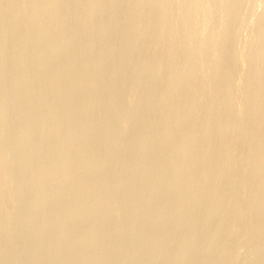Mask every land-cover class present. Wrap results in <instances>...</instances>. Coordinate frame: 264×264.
<instances>
[{
	"label": "rangeland",
	"instance_id": "obj_1",
	"mask_svg": "<svg viewBox=\"0 0 264 264\" xmlns=\"http://www.w3.org/2000/svg\"><path fill=\"white\" fill-rule=\"evenodd\" d=\"M3 1V2H2ZM5 0H0V21H1V23H0V38H1V41H3V42H1L2 43V45H1V43H0V60H1V63H0V77H1V81H0V122H1V124H0V157L2 158V159H0V169H1V171H0V188L2 187V189L0 190V197L2 198V197H4V200L3 199H1L0 198V202H2V201H4V202H2V203H4V204H1L2 206L4 205V208H2L0 211L2 212L3 211V213L1 214V212H0V222H2V224L1 225H3V229H4V227L6 228L5 229V231L6 232H4V230H3V235H4V238L6 239V236H7V239H6V249H5V251H4V258H7V261L9 260V262L11 261L12 262V264H31L32 262V264H44L45 262H47V264H53V262L52 261H54V264H59V263H61V264H78V263H80V264H109V263H111V264H117V263H119V264H131L133 261V263L132 264H163V261L165 262L164 264H170V263H172V264H188V262H189V264H193L194 262L195 263H197L198 264V261H200L199 262V264H202V262H203V264L205 263H213V261H214V259H215V261H216V259H217V261L219 260V261H221V263L223 264H241V262H239V261H242V264H245V262L246 263H249L250 264V261H248L249 260V258H252V256L255 254V250H254V252H253V249H254V245L255 244H252V241H248L247 242V240H246V233H243V229L246 227V230H247V227L248 226H245L243 223L244 222H242V221H245V223H246V220H242V219H244V217H243V214H239L238 212L240 211V213H242L241 212V210H239L240 208H238V210L239 211H236L237 210V205L239 204V206L238 207H241V205L243 204H245L246 203V198H244V197H242L241 196V198H240V201H237V199H238V197H240V196H236L237 197V199H236V197H235V194L234 193H236L237 192V184H238V181H239V179H241L245 174V171L243 170H241L240 171V169L239 168H237V167H235V162L237 161L236 160V158L233 160V158L232 157H230V159H229V161H228V167H229V169H231V171L228 169V170H226V176L228 175H230L231 176V173H232V178L230 177H226L227 178V180H225V183L223 184L224 186H223V188L224 189H226V186H227V190H228V192L232 189V191L231 192H233V194H234V196L232 197V193L230 192V193H228L226 190H224L223 189V191L226 193H222L223 195H221L222 197L223 196H228L229 197V194H231L230 195V197H229V199H228V201L231 203H229V202H227V205L229 206V210H227L228 212H229V214L230 215H233V216H229L230 217V220L228 219L229 217L227 216L228 215V213L225 215V216H223V217H225L224 219H223V217L221 218H219V217H214V218H212V219H210V220H208L207 221V223H208V226H210L211 225V228L210 227H205L206 226V215H204L205 213H208L207 211V206H205L206 205V203L207 202H209V200H210V203L211 202H214L215 203V201H218V200H220L219 198L221 197V196H216L217 195V193H215L214 191H212V189L213 190H215V188L214 187H216V184L217 183H215V182H217L216 181V179H214V178H212V180L210 181L209 179H205V175L206 174H208L209 172H210V168L208 167V166H205L204 167V165H207L208 163H207V161L205 160V159H207L206 157L205 158H203L204 160H200L199 159V157H203V156H201L202 155V153L201 152H203V149L205 148V147H203L204 145L203 144H205L206 143V139H208L207 140V143L205 144V145H207L208 144V142H210L211 140H213L212 138H216V134H217V136H218V134H219V128H215V130L212 132V133H214V136H213V134L211 133V135L213 136V137H211V139H209L210 138V136H205L204 137V134L202 135V133H203V131L205 132V130H207V126L206 127H204L205 126V124L207 125L208 124V121L209 120H213L214 119V117L216 118H218V122H219V124L221 123V126H223V124H224V122H223V120H224V117H226V116H223L222 115V117H220V116H216V114H215V116H213L212 114V116H210V112L212 111L211 110V107L212 106H210V105H214V102L211 100V99H209V98H207V93H206V91L207 92H209V90L210 91H214L215 89L216 90H219L220 89V87H222V92H224V91H226V93H222L223 95V97L226 99V97H227V95H225V94H227L228 92H230V93H228V97H229V95H230V97L231 96H233V98L231 97H229L227 100L229 101V104L231 103V101H232V103L230 104L231 106V108L233 109H235V104L237 103V102H239L241 105H239V103H237L236 104V108L237 109H235V111H236V113L238 114H236L235 113V111H234V109L232 110L233 112H231V115L229 116V119L231 118H233L232 119V122L233 121H235L236 123H234L236 126H238L239 125V130H238V127H236V126H233L232 128H231V130L232 129H234L235 130V132H234V130L233 131H231V130H229V132H234V134L232 133V135H231V133H230V135L231 136H233V139L235 140V139H237V144L240 142L241 143V145H240V143L237 145L236 143H234L235 141L232 139V141L230 140V142H228V137L230 136L228 133L226 134V136H225V142L224 141H222V145H226V147L228 146L227 145V142L228 143H231V144H229V146L231 145V149H230V151L231 150H234L233 149V146L234 145H236L237 147V149H241L240 150V152H239V150H238V152H239V155H237L238 157H239V159H240V156L241 155H244L245 154V152H247L248 151V147H247V143L246 142H244V143H242L243 142V138L245 137V136H247L248 135V131H250L251 129H253V128H258L259 129V131H260V133H259V135H258V138L260 137H262L263 136V139L261 138H259L260 140H264V132L262 133L261 132V130L262 131H264L263 129H264V121H262V126H261V124H258V125H260V127H256L257 126V124L255 123V125H254V122H251V123H253V125H254V127H252L253 125H251V123L249 122V121H247L246 119H244L245 117H246V114H247V106H248V101L246 100V98H244L243 97V94L241 95V92H243V90H244V88H245V84H246V82L248 81V79L250 78L248 75H251L250 74V72H252L253 71V69L252 68H254L253 66H256V62L252 59V58H249V59H245L246 60V62H244V63H240V67H242V68H240L239 67V63L238 64H236V66H233L232 67V74H236V79L234 78V76L231 74V80L228 82V83H230L229 84V89L228 90H224V88H225V83H224V80L223 79H218L217 81L218 82H215V81H213V79L215 78H218L216 75V73L212 70V69H210V71L208 70V69H206L205 68V63L207 62L206 60L208 59V61H210V62H208V63H211V61H213V59H216L217 57L216 56H209V54H208V52L206 53L207 54V57L205 56L206 54H204L203 56H205L207 59L205 60V57H199V58H195V56H196V51L194 52V54H193V51H194V49L193 50H189V48H187L186 46V42H187V38L186 37H188V35L187 36H185L184 35V33H185V31L182 29V27L179 25V23L178 22H176V20H177V18H174L175 16H176V11H177V9H176V5L173 3V2H171V0H166L164 3H163V1L162 2H160V0H157V1H155V0H147L146 1V3H147V5H148V3L150 2V1H152L151 3H152V6H154V8L149 4L148 6H151L152 8V10L150 11V10H148L149 8H148V6L146 7L145 5H146V3L144 2V4L145 5H143V2L141 1V0H137L138 2H135L134 0H131V2L129 1V0H98L97 2H96V0H93V5H94V3L95 4H98V5H95V7L96 6H98V7H96L95 9L96 10H98V8L99 7H101L97 12L98 13H96L95 11V9H93L94 8V6H93V8L91 7V2L90 1H92V0H89L88 2L86 1V0H60V2L57 0H36V4L34 3V1L35 0H25L26 2H24V0H13V2H12V0H6L5 2H7V4L9 5H7L5 2H4ZM15 1V2H14ZM38 1H39V3H38ZM40 1H41V5H40ZM54 1H56L55 3H57V4H55L54 3ZM68 2V4H67V2ZM76 1V2H75ZM108 1V2H107ZM115 1V2H114ZM135 3H137L138 5H136V7L137 6H139V3L140 2H142V3H140V4H142V5H140V8L141 9H138L137 10V8H136V11H135V4H134V2ZM173 1V0H172ZM248 1H251V3L250 2H248ZM256 1L258 2V3H256ZM71 2V3H70ZM90 2V3H89ZM101 2V3H100ZM106 2V3H105ZM160 2V3H159ZM166 2L167 3H169V4H166ZM171 2V3H170ZM246 2V3H245ZM242 1L241 3L243 4H241L242 6H243V8L241 7V5L240 6H238V9H237V11H238V16L236 15V13L234 14V16H237V18L238 19H241V20H243L244 19V22H247L248 21V24L246 23V25L245 24H242L241 26H237V24H235V23H233V22H236V21H234V20H236V17L234 18V16H233V18H232V20L233 21H231V23L232 24H235V25H233V27L234 26H236V27H238V28H235L234 27V29L232 30V26H231V31H229L228 33H229V35L228 36H226V37H228V42H230V41H232V39L233 38H239L240 39V41H241V39H242V43H243V45L244 46H241V45H235V44H233L232 45V43L230 42L229 44V47L227 48V52L229 53V54H234V53H232V51L234 52H236V51H238L239 53L241 52V54H243L244 56L245 55H248L249 53H251L253 50V46H251L252 45V41H254V40H256V38H257V34H255V28L254 27H256V30H257V27L258 28H263L264 27V25H263V23H264V21H262L259 17L260 16H258L257 18H256V20L253 18V19H250V18H252V17H254L255 15V12H256V10H258L257 8L259 7H256V5L255 4H260V3H262L263 2V0H260V1H258V0H246V1ZM18 3V4H17ZM20 3V4H19ZM82 3V4H81ZM127 3V4H126ZM131 3V4H130ZM153 3H155V5H156V3H158L156 6L153 4ZM248 3V5H246L245 6V4H247ZM254 3V4H253ZM31 4V5H30ZM33 4L35 5V8H34V6H33ZM38 4V5H37ZM43 4V5H42ZM45 4V5H44ZM60 4V5H59ZM76 4V5H75ZM87 4H90V7H89V9L90 10H92V11H90L89 10V12L87 13V11H88V5ZM102 4V5H101ZM123 4V5H122ZM133 4V5H132ZM171 4H174L173 5V8H174V10H173V8H172V6L171 7H169V8H167V11L165 12V14L163 13L164 11V7L165 6H170ZM2 5V6H1ZM5 5V6H4ZM15 5H17V6H15ZM29 5V6H28ZM39 5L40 6H42V8H43V10L41 11L40 9H38V7H39ZM66 5H69V7L70 8H68V6H66ZM104 5V6H103ZM127 5V6H126ZM164 5V7L162 8L161 6H163ZM7 6V7H6ZM13 6V7H12ZM36 6H38V7H36ZM45 6L48 8V11H47V8H45ZM51 6V7H50ZM81 9V10H83V11H80V9H78V7ZM83 6V7H82ZM86 6V7H85ZM116 6V7H115ZM121 6V7H120ZM132 6H133V8H132ZM146 7V10H145V8H143L142 9V7ZM160 6V7H159ZM175 6V7H174ZM245 6V7H244ZM249 8H248V7ZM264 5H263V3H262V6L261 7H263ZM6 8V9H4V8ZM9 7V8H8ZM34 8V9H36V10H34V9H31V8ZM82 7V8H81ZM21 8V9H20ZM66 8V9H65ZM108 8V9H107ZM158 8L159 10H156V9ZM162 8V9H161ZM171 8V9H170ZM253 8V9H252ZM255 8V9H254ZM11 9V10H10ZM17 9V11H15ZM18 9H20V10H18ZM60 9H61V13H60ZM71 9H74V11L72 10L71 11ZM87 9V10H86ZM102 9V10H101ZM116 9V10H115ZM128 9V10H127ZM134 9V10H133ZM240 9V10H239ZM245 9V10H244ZM25 10V11H24ZM27 10V11H26ZM45 10V11H44ZM65 10H68V11H70V12H68V11H65ZM112 10V11H111ZM140 10H143V12L144 13H146V15L148 16H144V14H143V12H142V16L146 19V17H147V19H149V20H145V19H143L142 18V16L140 15L141 14V12H139ZM154 10H155V12H154ZM160 10H161V12H162V15L164 14V15H166L165 17H164V15L163 16H161V12H160ZM253 10V11H252ZM4 11V12H3ZM10 11V12H9ZM15 11V12H14ZM36 11H40V13L38 14V12H36ZM51 11V12H50ZM77 11H79V12H77ZM115 11V12H114ZM146 11H150V12H148V13H150L149 15L147 14V12ZM156 11H157V14H156ZM160 13H159V12ZM170 11V13H171V15H173L172 13L174 12V13H176V14H174V16H171L168 12ZM3 12V13H2ZM7 12V13H6ZM9 12V13H8ZM17 12V13H16ZM27 12V13H26ZM28 12H29V14H28ZM36 12V13H35ZM91 12H92V14H91ZM108 12V13H107ZM124 12H125V14H124ZM134 12H135V17L134 16H132L133 14H134ZM136 12H138V13H140L139 15L141 16V20H139V16H138V13L136 14ZM154 13V15H153V13ZM241 12V13H240ZM13 13H16L15 14V16H14V14ZM21 13H23V14H21ZM34 13V14H33ZM70 14V16H68L69 14ZM87 13V14H86ZM97 15H95V14ZM121 13V14H120ZM167 13H168V15H167ZM217 13V14H216ZM246 15H245V14ZM254 13V14H253ZM1 14H2V16H1ZM6 14V16L4 17L3 15H5ZM10 14V15H9ZM17 14H18V17H16L17 16ZM27 14V15H26ZM43 14V15H42ZM47 14V15H46ZM60 14H61V17H60ZM68 14V15H67ZM82 14H84V15H82ZM85 14H86V16H85ZM158 14H159V16H158ZM216 14V15H215ZM242 16V18H240V15ZM243 14V15H242ZM7 15H8V18H7ZM21 15V16H20ZM28 15H30V16H28ZM37 15V16H36ZM42 15V16H41ZM66 15H67V17H66ZM73 15V16H72ZM93 17H91V16ZM113 17H112V16ZM115 15V16H114ZM136 15H137V17H136ZM213 15H214V17L215 18H217V16L219 15L218 14V9H217V11L215 12H213ZM252 15V16H251ZM11 16H13V18L11 17ZM26 18H25V17ZM31 16H32V18H31ZM45 16V17H44ZM76 16V17H75ZM79 16V17H78ZM103 16V17H102ZM132 16V17H131ZM150 16V17H149ZM153 16V17H152ZM159 17L160 19L162 18V17H164V18H162V20H160L159 18H157V17ZM161 16V17H160ZM22 17H24V18H22ZM44 17V18H43ZM58 17V18H57ZM70 17V18H69ZM72 17V18H71ZM88 17V18H87ZM90 17V18H89ZM120 17V18H119ZM130 17H131V19H130ZM174 18V20H175V26H174V22L171 24L170 22H168L167 20L169 19V18ZM247 18V19H245V18ZM36 19V20H34V19ZM46 18H48V19H46ZM51 18V19H50ZM63 18V19H62ZM69 18V19H68ZM86 18V19H85ZM118 18V19H117ZM132 18L134 19V20H132ZM152 18L154 19V18H156L155 20H153L152 21ZM166 18H168V19H166ZM3 19V20H2ZM7 19H8V22H7ZM14 19V22L12 21ZM43 19H45V22H44V20ZM53 19V20H52ZM55 19H56V22H55ZM84 19V20H83ZM88 19V20H87ZM95 19V20H94ZM109 19V20H108ZM130 19V20H129ZM6 20V21H5ZM22 20H24V21H22ZM31 20V21H30ZM71 20H72V22H71ZM78 20V21H77ZM91 20V21H90ZM139 20V21H138ZM159 20V21H158ZM164 20H166V21H164ZM12 21V22H11ZM29 21V22H28ZM35 21V22H34ZM36 21H38V23L36 22ZM40 21H42V22H40ZM49 21V22H48ZM63 21V22H62ZM65 21V22H64ZM113 21V22H112ZM120 21V22H119ZM133 21V22H132ZM136 21H138V22H136ZM146 23H145V22ZM148 21V22H147ZM157 22V26L158 27H156V23L154 24L153 22ZM162 21V22H161ZM252 21V22H251ZM254 21H255V23H254ZM259 21H260V24H259ZM7 24H6V23ZM44 22V23H43ZM48 22V23H47ZM55 22V23H54ZM76 22V24H74ZM117 22V23H116ZM146 24L145 26H144V24ZM165 22H168V24L167 23H165ZM216 23H219V22H217V20L215 21ZM243 22V23H244ZM251 22V23H250ZM23 23V24H22ZM30 23L32 24V25H30ZM35 25H34V24ZM41 23V24H40ZM68 23V24H67ZM86 23V24H85ZM106 25H105V24ZM124 23V24H123ZM135 23V24H134ZM159 23V24H158ZM216 23H214L213 25H214V27L212 28V30L214 29V31L213 32H211L212 30H211V28H209L208 30L209 31H207L206 30V32L208 33V34H211V33H214L215 32V29H217L218 28V24H216ZM253 23V24H252ZM261 23H262V25H261ZM48 24V25H47ZM51 24H53V26L51 25ZM63 24H64V26H63ZM71 24V25H70ZM109 24H110V26H109ZM150 24V25H149ZM163 24H165L164 26H162ZM170 24V25H169ZM251 24V25H250ZM8 25V26H7ZM11 25V26H10ZM28 25V26H27ZM79 25V26H78ZM152 25V26H151ZM157 28V29H155V27ZM167 25V26H166ZM212 25V26H213ZM248 25H249V28H248ZM260 25H261V27H260ZM7 26V27H6ZM11 28H10V27ZM30 26V27H29ZM44 26V27H43ZM70 26V27H69ZM90 26V27H89ZM146 26H147V29H145L146 28ZM170 26V27H169ZM180 26V27H179ZM248 28H246V27ZM251 26V27H250ZM253 26V27H252ZM16 27V28H15ZM38 27H39V29H38ZM50 27H54L53 29H51ZM126 27V28H125ZM133 27V28H132ZM166 28L164 31H163V29L164 28ZM216 27V28H215ZM3 28V29H2ZM9 28V29H8ZM47 28V29H46ZM49 28V29H48ZM98 28V29H97ZM125 28V29H124ZM136 28V29H135ZM144 28V29H143ZM160 28H161V30H160ZM172 28V29H171ZM176 28V29H175ZM177 28H178V30H177ZM240 28V29H239ZM254 28V29H253ZM2 29V30H1ZM29 29V30H28ZM50 30V32L49 31H46V30ZM94 29V30H93ZM101 29V30H100ZM133 29V30H132ZM150 29L152 30V31H150ZM169 29V30H168ZM181 29V30H180ZM251 29V30H250ZM253 29V30H252ZM9 30V31H8ZM17 30V31H16ZM31 30V31H30ZM35 30V31H34ZM40 31V33H38L37 31ZM53 30V31H52ZM59 30V31H58ZM105 30V31H104ZM120 30V31H119ZM132 30V31H131ZM145 31V33H144V31ZM172 30H177L176 32L179 34L180 32H181V34H179V35H181V36H179L178 34H176L175 33V31H172ZM180 30V31H179ZM237 31V34L238 35H234V33ZM238 30H240V31H238ZM247 30V31H246ZM98 31V32H97ZM124 31V32H123ZM143 31V32H142ZM148 31V32H147ZM154 31H156V32H158V33H156V32H154ZM159 31H160V33H159ZM183 31V32H182ZM235 31V32H234ZM251 31L252 32H254V37L252 36L251 37ZM5 34H3V33ZM6 32V33H5ZM36 32V33H35ZM45 33V35H44V33ZM105 32V33H104ZM116 32V33H115ZM152 34H151V33ZM161 32H163V33H161ZM164 32H166V33H164ZM172 32V33H171ZM232 32V33H231ZM248 32V33H247ZM14 33V34H13ZM19 33H20V35H19ZM33 35H32V34ZM50 33V34H49ZM52 33H53V35H52ZM77 33H78V35H77ZM101 33V34H100ZM136 33H137V35H136ZM148 35H147V34ZM168 33H170L171 35L173 34L174 36L176 35V38L172 35H170V34H168ZM7 34V35H6ZM44 35V36H42L41 37V35ZM48 34V35H47ZM117 34V35H116ZM131 34V35H130ZM155 34V35H154ZM160 34H162V35H164L165 36V38H164V36H162V38H161V35ZM232 34H233V36H232ZM236 34V33H235ZM241 34V35H240ZM249 34H251L250 35V37H249ZM4 35V36H3ZM29 35V36H28ZM39 35V36H38ZM51 35V36H50ZM58 35H59V37H58ZM61 35V36H60ZM73 35V36H72ZM128 35V36H127ZM167 35V36H166ZM179 37H178V36ZM240 35V36H239ZM8 36V37H7ZM11 36V37H10ZM19 36V38H21V39H19V38H17V37ZM27 36V37H26ZM32 36V38H29V37H31ZM50 36V37H49ZM69 36H70V38H69ZM88 36V37H87ZM91 36V37H90ZM110 36V37H109ZM114 36V37H113ZM137 36V37H136ZM155 36H157V37H155ZM170 37V38H167V37ZM185 36V37H184ZM231 36H232V38H231ZM255 36H256V38H255ZM5 37H7V38H5ZM13 37V38H12ZM23 37V38H22ZM53 37V38H52ZM77 37V38H76ZM96 37V38H95ZM103 37V38H102ZM172 37H174V40H176V41H174L173 40V38ZM177 37H178V39H177ZM246 37V38H245ZM17 38V39H16ZM47 38V39H46ZM56 40H55V39ZM64 38V39H63ZM68 38V39H67ZM139 38V39H138ZM154 38V40H152ZM158 39V40H156V39ZM172 38V39H171ZM182 38V39H181ZM243 38H245V40L243 39ZM3 39V40H2ZM15 41H14V40ZM38 39H39V41H38ZM40 39H42V41L40 40ZM45 39V40H44ZM58 39V40H57ZM90 39V40H89ZM131 39V40H130ZM141 39V40H140ZM143 39V40H142ZM159 39H160V41L162 40V41H165L164 43L162 42H160L159 41ZM169 40V42H168V40ZM170 39H171V41H170ZM183 39H185V41L186 42H184V40ZM227 39V38H226ZM231 39V40H230ZM252 39V40H251ZM9 40V41H8ZM24 40V41H23ZM46 40H48V42L46 41ZM50 40H52V41H50ZM63 40H64V42H63ZM66 40V41H65ZM77 40V41H76ZM139 40V41H138ZM149 40V41H148ZM177 40L178 41H180V42H177ZM244 40V41H243ZM19 41V42H18ZM56 41V42H55ZM79 41V42H78ZM107 41V42H106ZM124 41V42H123ZM154 41H156V42H154ZM157 41H159L158 42V44H159V47H160V49H159V47H158V44H157ZM174 43H173V42ZM246 41H249L248 43H244V42H246ZM7 42V43H6ZM10 42V43H9ZM30 42H32L31 44H30ZM51 42H53V43H51ZM61 42V43H60ZM67 42V43H66ZM71 42H72V44H71ZM110 42V43H109ZM130 42V43H129ZM139 42V43H138ZM150 42H152L154 45H156V46H154L153 45V47L155 48V47H157L156 49H157V51L158 52H160V53H157V51H156V49L154 50V48L153 47H151L152 45H151V43ZM168 42V43H167ZM255 42V41H254ZM39 43V44H38ZM43 43V44H42ZM55 43V44H54ZM58 43H60V45L58 44ZM69 43H70V45H69ZM100 43V44H99ZM130 45H129V44ZM133 43H135V44H133ZM138 43V44H137ZM166 43H167V46H166ZM173 44L174 45V47H173V45H171V44ZM176 43H178V44H180V45H178V44H176ZM183 43H185V45L183 44ZM250 43V44H249ZM264 43V42H263ZM37 44V45H36ZM47 44H48V46H47ZM50 44V45H49ZM56 44H58V46L56 47ZM61 44H63V45H61ZM67 44V45H66ZM80 44V45H79ZM109 44H110V46H109ZM149 44V45H148ZM161 44H163V45H161ZM169 44L173 47H168L169 46ZM183 45V49H185L184 50V52L183 51H180L182 48V45ZM247 44H249L250 45V47H249V45H247ZM5 45H6V47H5ZM20 45V46H19ZM23 45V46H22ZM30 45V46H29ZM89 45V46H88ZM125 45V46H124ZM131 45H132V47H131ZM175 45H177V46H175ZM245 45H247L246 47H245ZM2 46H3V48H2ZM15 46V47H14ZM53 46V47H52ZM55 46V47H54ZM72 46V47H71ZM124 46V47H123ZM163 46H164V48H163ZM166 46V47H165ZM179 46V47H178ZM236 46V49L234 48ZM21 47V48H20ZM32 47V48H31ZM35 47V48H34ZM52 47V48H51ZM58 47H59V50H58ZM102 47V48H101ZM177 47V48H176ZM233 48V49H231V48ZM238 47V48H237ZM15 48V49H14ZM29 48H31L30 50H29ZM39 48V49H38ZM55 48H56V50H55ZM61 48H63V49H61ZM134 48H135V50H134ZM163 48V49H162ZM166 48H170V49H167V50H170V51H167L166 50ZM187 48V49H186ZM248 48V49H247ZM11 49H13V50H11ZM26 49H28V50H26ZM33 49V50H32ZM43 49V50H42ZM70 51H69V50ZM83 49V50H82ZM159 49V50H158ZM172 49H174V50H172ZM181 52V56H183V54H184V56H183V58H184V60H183V66L186 64H188V66H184V67H182L181 69H184V70H190V71H185L184 72V74H183V72H182V70L180 71V66L182 65V64H180L179 65V63H181L182 62V59L179 57L180 55V52L178 51V50ZM191 49V48H190ZM243 49V51H240V50H242ZM25 50V51H24ZM59 52H58V51ZM62 50V51H61ZM64 50V51H63ZM130 50V51H129ZM133 52H132V51ZM147 50H149V51H147ZM152 50V51H151ZM171 50H172V52L173 53H171ZM191 51V52H189V51ZM230 50V51H229ZM251 51V52H249V51ZM35 51H37V52H35ZM55 51V52H54ZM105 51V52H104ZM106 51H108V52H106ZM122 51V52H121ZM135 51H136V53H135ZM155 51V52H154ZM186 51H188V52H186ZM244 51H246V52H248V53H246V52H244ZM39 52V53H38ZM52 52V53H51ZM63 52V53H62ZM71 52V53H70ZM89 52V53H88ZM138 52V53H137ZM164 52V53H163ZM170 53V56H173L174 54V56L172 57V59H170L171 57H169V53ZM185 52H186V57H188V58H186L185 57ZM231 52V53H230ZM243 52V53H242ZM32 53H34V54H32ZM36 53H38V54H36ZM69 53V54H68ZM179 53V54H178ZM188 53V54H187ZM190 53H192L193 55H194V57H189V55H190ZM237 53V52H236ZM235 53V54H236ZM54 54V55H53ZM71 54V55H70ZM133 54V55H132ZM161 54H162V56H161ZM166 54H168L167 55V57H165L164 55H166ZM172 54V55H171ZM190 55V56H193V55ZM37 55V56H36ZM40 55V56H39ZM42 55V56H41ZM69 55V56H68ZM80 55V56H79ZM107 55V56H106ZM29 56V57H28ZM50 56V57H49ZM158 56V57H157ZM177 56V57H176ZM9 57V58H8ZM22 57H23V59H22ZM43 57V58H42ZM48 57V58H47ZM54 59H53V58ZM59 57H60V59H59ZM69 59H68V58ZM161 57V58H160ZM163 57H164V59H163ZM169 57V59H167ZM175 57L177 58V59H175ZM209 57L211 58V59H209ZM214 57V58H213ZM216 57V58H215ZM12 58V59H11ZM22 60H21V59ZM27 58V59H26ZM28 58H29V60H28ZM41 58V59H40ZM49 58H51V59H49ZM55 58H57V59H55ZM119 58V59H118ZM120 58H122V59H120ZM161 60H160V59ZM202 58H204V59H202ZM10 59V60H9ZM59 59V60H58ZM87 59H90V60H88L87 61ZM96 59H100V60H102V61H100V60H96ZM181 59V60H180ZM187 59H190V60H187ZM195 59H197V60H200L201 62H199V61H197V60H195ZM15 60V61H14ZM21 60V61H20ZM28 60V61H27ZM40 60V61H39ZM47 61V63H46V61ZM49 60H51V61H49ZM54 60V61H53ZM63 60V61H62ZM64 60H67L66 61V63H65V61ZM158 60V61H157ZM167 60H169L170 61V63H169V61H167ZM172 60V61H171ZM177 60H179V61H177ZM192 60V61H191ZM193 60H194V63H192L193 62ZM202 60H204L203 62H202ZM251 60V61H250ZM5 61V62H4ZM12 61V62H11ZM56 61V62H55ZM61 61L63 62L62 64H61ZM69 61V62H68ZM90 61V62H89ZM96 61V62H95ZM104 61V62H103ZM131 61V62H130ZM148 61V62H147ZM153 61H155V63L153 62ZM156 61H157V64L158 65H160L159 63H161V67L159 66V67H157L156 66ZM162 61H164L165 63L163 64L162 63ZM181 61V62H180ZM188 61L189 62H191V63H188ZM197 61V62H196ZM216 61L217 60H214L213 62L214 63H216ZM247 61L249 62V63H251V64H249V63H247ZM252 61H254V63L252 64ZM4 62V63H3ZM7 62V63H6ZM14 62V63H13ZM51 62V63H50ZM59 62V63H58ZM92 62V63H91ZM150 62H152V63H150ZM159 62V63H158ZM172 62V63H171ZM173 62H175L176 63V65L177 66H175V63H173ZM178 62V63H177ZM197 64H196V63ZM199 62V63H198ZM18 63H19V65H18ZM69 63V64H68ZM70 63H72V65L70 64ZM74 63V64H73ZM117 63V64H116ZM147 65H146V64ZM150 63V64H149ZM166 63L169 65H167V67H166V71H168V72H170V73H168V72H165V65H166ZM200 63H201V65L203 64V66L201 67V65H200ZM214 63H212V64H214ZM245 63H246V65H245ZM64 64V65H63ZM67 64V65H66ZM90 64V65H89ZM172 64V65H171ZM191 64V65H190ZM196 64V65H195ZM247 64H249V65H247ZM37 65V66H36ZM42 65V66H41ZM62 66V68H61V66ZM68 65H69V67H68ZM72 66V68L70 69V67ZM85 65V66H84ZM114 65V66H113ZM198 65V66H197ZM199 65H200V67H199ZM19 66V67H18ZM43 66H45V68L43 67ZM64 66V67H63ZM145 66V67H144ZM162 66L164 67L163 69H162ZM170 66H172L173 68H179V69H177V71H176V69L175 70H173L172 69V67H170ZM175 66V67H174ZM246 66V67H245ZM250 66V67H249ZM32 67V68H31ZM151 67H153V68H151ZM169 67V68H168ZM199 67V68H198ZM248 67H249V70H246L245 71V69H248ZM3 68V69H2ZM27 68H30V69H27ZM57 70H56V69ZM66 68H68V69H66ZM143 68V69H142ZM158 68H159V70H158ZM171 68V69H170ZM195 68L197 69H199V71H201V73L203 72L204 73V71H205V73H206V70H207V72H208V74H203L202 76L201 75H199L200 74V72L199 71H197L196 70V72H195ZM204 69V70H200V69ZM243 68H245L244 70H243ZM32 69V70H31ZM35 69V70H34ZM42 69V70H41ZM54 69V70H53ZM141 69V70H140ZM151 69V70H150ZM154 69V70H153ZM156 69H157V71H159L160 72V69H162L163 70V72H162V70H161V73L163 74H165V77H166V79L164 78V74L162 75V76H159V74H155L154 75V73H158L157 71H156ZM194 70V72H193V70ZM206 69V70H205ZM242 69V70H241ZM60 70V71H59ZM79 70V71H78ZM170 70V71H169ZM252 70V71H251ZM12 71V72H11ZM37 71V72H36ZM43 71V72H42ZM55 71V72H54ZM64 73H63V72ZM139 71H140V73H139ZM142 71V72H141ZM145 71H147V73L145 72ZM153 71V72H152ZM155 71V72H154ZM172 71H173V73H177L178 75H180V74H182L183 76L185 75V73H187V72H190L189 74H191L192 75V73L191 72H193L194 74L193 75H195V73L197 74V76L195 77V78H193V80H196L197 81V77H200L201 76V78H203L204 79V77L205 76H208V77H210V78H208V77H206V81H205V79L203 80V79H201V78H199V79H201V80H199L198 79V81H197V83L199 84V81H201V85L199 84L198 86H202L203 85V87H202V89H201V91H198L197 89H195V87L196 88H198L199 89V87L197 86V85H194L195 83H192V81L191 82H187L188 80L190 81L191 79H188L189 77H186L185 79H187V81L185 80V79H183L182 78V75L181 76H179V77H181V78H179L178 76L176 77V74H174V76H175V79H182L180 82H182V83H179V82H176V83H178V84H180V85H176L175 83H173V81L175 82V79H172L171 78V80L169 79V75H171L170 77H172L173 76V73H172ZM213 71V72H212ZM242 71V72H241ZM246 72V73H244V75H243V77H242V79H244L245 81H243L242 79H241V74H243V72ZM248 71V72H247ZM22 74H21V73ZM26 72V73H25ZM51 72V73H50ZM145 72V73H144ZM181 72V73H180ZM211 72V73H210ZM234 72V73H233ZM35 73V74H34ZM43 73V74H42ZM49 73V74H48ZM167 73V74H166ZM209 73H210V76H209ZM55 74L57 75V76H59L58 74H61L59 77H57V76H55ZM62 74H64V75H62ZM75 74H76V77H75ZM145 74V75H144ZM151 74H152V77H151ZM189 74L187 73V75L186 76H189ZM216 74V75H215ZM240 74V75H239ZM245 74H247V78H246V75ZM20 75V76H19ZM23 75V76H22ZM32 77H31V76ZM35 75V76H34ZM44 75V76H43ZM53 75V76H52ZM65 75H66V77H65ZM67 75H69V76H67ZM167 75V76H166ZM192 75V76H193ZM212 75H214V76H212ZM26 76V77H25ZM149 76V77H148ZM156 76V77H155ZM22 77H24V78H22ZM38 77V78H37ZM43 77V78H42ZM48 77V78H47ZM138 77V78H137ZM146 77V78H145ZM155 77V78H154ZM185 77V76H184ZM194 77V76H193ZM9 78V79H8ZM21 78V79H20ZM45 78H47V79H45ZM53 78V79H52ZM55 78V79H54ZM62 80H61V79ZM75 80H74V79ZM76 78H77V80H76ZM81 78V79H80ZM152 78H153V80H152ZM190 78H192L191 76H190ZM197 78V79H196ZM211 78H213L211 81L212 82H210V83H208V84H210L209 86L206 84V86H205V82H207L208 80L207 79H211ZM234 78V79H233ZM19 79H20V81H19ZM29 81H28V80ZM42 79V80H41ZM64 79V80H63ZM71 81H69V80ZM73 79V80H72ZM146 79V80H145ZM151 81H150V80ZM155 79V80H154ZM166 80V82H167V84L168 85H170V84H175L177 87H176V89H178V87L182 90V91H189V89H190V84L189 83H192L193 85H191L192 86V90L194 91V89L196 90V92H192V90H191V92L194 94V93H198L199 92V94H197V100H199L200 101V94H203L204 93V91H205V94L206 95H204V97L201 99L202 101H204L203 102V106H202V103H201V105H200V102L198 101V102H196V100H194V99H196V98H193V97H195V95H193L190 91L186 94L185 92H180V91H178V93L179 94H177V90L175 89V91H176V93H174V96L173 97H171V95H173V92H175L173 89H174V87H175V85L174 86H172V85H170V87L167 85V84H165V80ZM241 79V80H240ZM6 80V81H5ZM25 80V81H24ZM48 80V81H47ZM58 80H59V82H58ZM61 80V81H60ZM66 80H68L67 82H66ZM107 80V81H106ZM158 80V81H157ZM161 80V81H160ZM164 80V81H163ZM168 80H170L172 83H168V82H170V81H168ZM176 80V81H177ZM186 81V85L184 84L185 83V81ZM202 80H203V82H202ZM221 80V81H220ZM234 80V81H233ZM236 80V81H235ZM238 80V81H237ZM247 80V81H246ZM21 81H24V82H21ZM36 81V82H35ZM50 81V82H49ZM63 81V82H62ZM72 81H74L73 82V84H72ZM154 81H156V82H154ZM195 81V82H196ZM205 81V82H204ZM242 81H243V83H242ZM18 82V83H17ZM82 82V83H81ZM85 82V83H84ZM90 82V83H89ZM109 82V83H108ZM112 82V84H110ZM147 82H149V83H147ZM162 82V83H161ZM164 82V83H163ZM194 82V81H193ZM219 82H222V86L220 85L221 83H219ZM239 82V83H238ZM240 82L242 83V85H244L243 87H241L240 85ZM20 83H21V85H20ZM42 83H45V84H42ZM79 83V84H78ZM213 83H215V84H213ZM219 83V85L220 86H218L217 84ZM234 83V84H233ZM14 84H16V85H14ZM19 84V85H18ZM28 84V85H27ZM42 84V85H41ZM48 84V85H47ZM57 84H59V85H57ZM62 86H61V85ZM66 84H68L67 86H66ZM72 84V85H71ZM90 84V85H89ZM148 84V85H147ZM150 84V85H149ZM154 84V86H152ZM155 84H161V86L163 87V85L166 87V85H167V88L168 89H171V90H173L172 92H170L171 94H169V92H168V89H166L165 87L164 88H162L160 85L158 86V85H155ZM238 84V85H237ZM10 85V86H9ZM31 87H30V86ZM44 85V86H43ZM46 85V86H45ZM66 87H65V86ZM77 85V86H76ZM89 85V86H88ZM104 85V86H103ZM106 85V86H105ZM109 85V86H108ZM112 85H114V86H112ZM147 85V86H146ZM183 85V86H182ZM184 85L186 86V88L184 87ZM213 85V86H212ZM214 85H216V86H214ZM224 85V86H223ZM28 86V88H26ZM58 86V87H57ZM90 86H92V87H90ZM112 86V87H111ZM117 86V87H116ZM144 86L146 87V88H144ZM149 86V87H148ZM172 86V87H171ZM230 86H232V87H230ZM17 87V88H16ZM36 87V88H35ZM45 87H46V89H45ZM53 87V88H52ZM67 87H68V89H67ZM74 87V88H73ZM76 87V88H75ZM103 87V88H102ZM105 87V88H104ZM111 87V88H110ZM157 89H156V88ZM182 87H184V89L182 88ZM189 87V88H188ZM207 87V88H206ZM210 89H209V88ZM212 87H214L213 89H212ZM224 87V88H223ZM235 87H239L238 88V91H239V93H238V91H237V93H236V90H237V88H236V90H235ZM241 87V88H240ZM25 88V89H24ZM43 88V89H42ZM49 90H48V89ZM61 88V89H60ZM78 88H81V89H78ZM83 88V89H82ZM86 88V89H85ZM88 88V89H87ZM160 88L161 89H165V91H164V93L162 94V92H160ZM32 89V90H31ZM108 89H110V90H108ZM148 89H150V91L148 90ZM186 89H188V90H186ZM199 89V90H200ZM205 89V90H204ZM233 89V90H232ZM18 90H20V91H18ZM48 90V91H47ZM60 90V91H59ZM77 92H76V91ZM147 90V91H146ZM166 90H167V92H166ZM204 90V91H203ZM235 90V91H234ZM240 90H242L241 92H240ZM25 91H27V92H25ZM33 91V92H32ZM44 91V92H43ZM66 91V92H65ZM70 91V92H69ZM161 91H163V90H161ZM228 91V92H227ZM233 91V92H232ZM21 92V93H20ZM43 92V93H42ZM49 92V93H48ZM60 92V93H59ZM160 92V93H159ZM235 92V93H234ZM45 93V94H44ZM68 93V94H67ZM180 93H181V95H180ZM186 94V95H184V94ZM235 95H234V94ZM32 94H34V95H32ZM51 94V95H50ZM158 94V95H157ZM160 94H161V97H162V100H161V97H160ZM164 94L165 95H167V94H169L167 97L166 96H164ZM178 96H181V97H177V95ZM72 95V96H71ZM183 95H184V97H183ZM188 95V96H187ZM190 95H193V96H190ZM237 95H241V96H238V99L239 98H241V99H239L240 101H236V98H237ZM45 96H46V99H45ZM65 96V97H64ZM71 96V97H70ZM89 96V97H88ZM156 96V98H157V100L154 98ZM158 96H159V99H158ZM165 98H164V97ZM190 96V97H189ZM201 96H203V95H201ZM206 96V97H205ZM226 96V97H225ZM236 96V97H235ZM14 97V98H13ZM28 97V98H27ZM52 97V98H51ZM59 97V98H58ZM168 97H170L171 99H168ZM176 97V98H175ZM187 97H189L188 99H186ZM222 97V99H224ZM8 98V99H7ZM24 98V99H23ZM37 98V99H36ZM66 98V99H65ZM178 98L179 99H181L180 101H182L183 100V98H184V102L186 103V102H188L187 103V105H186V107H188V106H190V109H191V106H193V107H195V109H196V111H197V113H198V115H197V113L196 112H194V108L193 109H191L192 111H190L189 110V108H185L184 106V102L182 103V102H180V101H178V103L176 102V100H178ZM193 99V101H192V99ZM199 98V99H198ZM204 98H207L208 100H203ZM152 99L155 101V103H154V101L152 102ZM165 100V102H167V100L166 99H168V103H163L164 102V100ZM172 99H173V101H172ZM176 99V100H175ZM185 99H186V101H185ZM190 99H191V102H190ZM242 99H244V101L242 100ZM27 100V101H26ZM40 100V101H39ZM67 100V101H66ZM75 100V101H74ZM158 100H161V103H162V106H160L161 105V103H156V102H159ZM171 100V101H170ZM175 100V101H174ZM242 100V101H241ZM11 101V102H10ZM23 101V102H22ZM32 101V102H31ZM50 103H49V102ZM66 101V102H65ZM163 101V102H162ZM173 102L172 104L170 103V102ZM194 101H195V103H194ZM213 103V104H209V107L207 106V103ZM35 102V103H34ZM46 102V103H45ZM69 102V103H68ZM87 102H90V103H87ZM149 102V103H148ZM151 102V103H150ZM174 102H175V105H174ZM179 102H180V104H182V105H179L181 108H179L178 107V104H179ZM207 102V103H206ZM227 102V101H226ZM233 102L235 103V104H233ZM177 103V104H176ZM191 103V104H190ZM197 103H199V108L201 109V111H200V109H199V111H198V108H196V106H194V105H197V107H198V104ZM205 103V104H204ZM242 103H243V105H242ZM247 103V105H245ZM7 104V105H6ZM65 104V105H64ZM85 105V107H84V105ZM87 104V105H86ZM109 104H111V105H109ZM164 104H166V106H168V107H166V106H164ZM171 104V105H170ZM188 104H190V105H188ZM193 104V105H192ZM227 104H228V102H227ZM45 105V106H44ZM52 105V106H51ZM82 105V106H81ZM89 105V106H88ZM93 105V106H92ZM176 106V110H175V107L174 106ZM204 105H206L207 106V108H209L208 110L209 111H205V109L204 108H206V106H204ZM17 106V107H16ZM77 106V107H76ZM81 106V107H80ZM171 106V107H170ZM242 106L244 107L243 109H242ZM36 109H35V108ZM39 107V108H38ZM48 107V108H47ZM53 107H55V108H53ZM84 107V108H83ZM165 107H166V109H168L169 107V113L170 114H168V115H166L165 114V112L166 113H168V111L165 109ZM174 107V108H173ZM182 107H184L183 109H182ZM51 108V109H50ZM68 108H70V109H68ZM75 108V109H74ZM173 108V109H172ZM177 108H179L180 109V111H181V113L179 112V110H177ZM207 108H206V110H207ZM4 109V110H3ZM13 109V110H12ZM27 109V110H26ZM29 109V110H28ZM171 109V110H170ZM182 109V110H181ZM17 110V111H16ZM51 110H53V111H51ZM76 110V111H75ZM91 110V111H90ZM172 110H174V112H171ZM184 110L187 112V113H185L184 112ZM188 110L190 111V113L193 115L194 114V119L192 118V115L189 113L188 114ZM205 111V112H203V111ZM244 110H245V112H246V114H242L243 112H244ZM14 111H16V112H14ZM28 111V112H27ZM31 111V112H30ZM45 111H46V113H45ZM67 111V112H66ZM69 111V112H68ZM176 111V112H175ZM179 113H178V112ZM221 111V110H220ZM37 112V113H36ZM40 112V113H39ZM52 112V113H51ZM82 112H83V115H82ZM89 114H88V113ZM183 112V113H182ZM203 113V115H204V117L203 116H201L202 114H200V113ZM209 112V113H208ZM244 112V113H245ZM8 113V114H7ZM22 113V114H21ZM28 113H29V115H28ZM74 113V114H73ZM81 113V114H80ZM173 113V114H172ZM180 114L179 116H176V114ZM196 113V114H195ZM207 113V115L209 116H207L208 117V121H206V119H207V117L205 116V114ZM232 113H233V115H235V116H233L232 115ZM2 114H4V116L2 115ZM7 114V115H6ZM15 116H14V115ZM17 114H18V116H17ZM31 114V115H30ZM65 114V115H64ZM75 114H76V116H75ZM172 114V117L174 118L173 120H170V122H169V117L168 116H170ZM183 114V115H182ZM185 114H188L187 115V119H186V116H185ZM19 115H20V117H19ZM24 115V116H23ZM52 115V116H51ZM82 115V116H81ZM174 115V116H173ZM191 115V119L193 120L192 122H190L191 120H190V118H189V116ZM196 115H197V117H198V119H197V117H196ZM217 115H220V112H218V114ZM242 115H244V116H242ZM12 116H14V117H12ZM51 116V117H50ZM63 116V117H62ZM75 116V117H74ZM87 116V117H86ZM181 116H183V117H181ZM200 116L203 118V120L205 121V122H203L202 121V118L201 119H199L200 118ZM239 116V117H238ZM35 117V118H34ZM72 117V118H71ZM83 117V118H82ZM171 116H170V119L172 118ZM178 117V118H177ZM179 117H181V118H179ZM195 117H196V119H195ZM206 117V118H205ZM243 117V118H242ZM9 118V119H8ZM13 118H14V120H13ZM16 118H18V119H16ZM20 118H21V120H20ZM46 118V119H45ZM60 118V119H59ZM70 118H71V120H70ZM74 118V119H73ZM79 118H81V119H79ZM85 118H88V119H85ZM184 119L185 121L187 120L188 121V123L190 122V124H189V126H188V123H186L185 121H183V120H181V119ZM212 118V119H211ZM221 118V119H220ZM239 118V119H238ZM2 119H4V120H2ZM8 119V120H7ZM43 119V120H42ZM51 119V120H50ZM69 120V121H67V120ZM100 119H101V121H100ZM189 119V120H188ZM223 119V120H222ZM231 119L229 120L230 121V123L228 122V117H227V122L228 123H226V118H225V125L226 126H228L229 124H231V125H233V123H231ZM244 119V121H243V123L241 124L240 122H242V120ZM11 120V121H10ZM19 120V121H18ZM31 120V121H30ZM59 120V121H58ZM81 120V121H80ZM200 120V121H199ZM215 120V119H214ZM222 120V122H220ZM29 121V122H28ZM34 121H36L35 123H34ZM86 121V122H85ZM99 121V123H97ZM105 121V124L104 123H102V122H104ZM171 121H173V122H175V121H178V123H176V125L179 127H175L176 125H175V123L173 124ZM195 121V122H194ZM199 121V122H198ZM33 122V123H32ZM42 122V123H41ZM45 122V123H44ZM153 122V123H152ZM158 123V125H157V123ZM183 123V124H180V123ZM196 122H198V123H196ZM207 122V123H206ZM238 122V123H237ZM250 124H249V123ZM4 123H6V124H4ZM13 123V124H12ZM59 123V124H58ZM86 123H88V124H86ZM91 123V124H90ZM96 123V124H95ZM171 124L173 127H174V129H173V127L172 126H168L169 124ZM192 123H196L194 126H193V124ZM202 123H205V124H203L202 125ZM3 124V125H2ZM34 124V125H33ZM39 125V127H37V125ZM90 124V125H89ZM154 124H156V125H154ZM168 124V125H167ZM184 124H187V125H184ZM200 126V128H201V126L203 127L202 129H200L199 128V126ZM240 124L243 126V128H245V129H247V130H245L244 131V129L240 126ZM246 124V125H245ZM248 124V125H247ZM31 125H33L32 127H30ZM65 125H67V126H65ZM87 125V126H86ZM97 125H99V126H97ZM108 125V126H107ZM180 125V126H179ZM192 125V126H191ZM198 127H197V126ZM56 126V127H55ZM71 126H73V127H71ZM85 126V127H84ZM106 126V127H105ZM153 126V127H152ZM155 126V127H154ZM164 126H168V127H165L164 128ZM183 126H186V130H185V132L186 133H196L197 134V137H196V134H194V135H192V134H190L191 136H193V137H188V136H190V135H187V136H185L184 134H185V132H184V130L182 129V128H184ZM188 126V127H187ZM195 126H196V128H197V130L195 131ZM247 126V127H246ZM35 127V128H34ZM37 127V128H36ZM54 127V128H53ZM66 127V128H65ZM69 127H70V129H69ZM95 127V128H94ZM96 127H98V128H96ZM181 127V128H180ZM192 127H194L195 129H194V131H193V129H190V128H192ZM235 127L237 128V129H235ZM248 127H250L249 129H248ZM262 127V128H261ZM30 128V129H29ZM57 128V129H56ZM62 128V129H61ZM73 128V129H72ZM176 128V129H175ZM187 128H188V132H187ZM29 129V130H28ZM33 129V130H32ZM52 129V130H51ZM68 129V130H67ZM76 129V130H75ZM84 129H85V131H84ZM88 129V130H87ZM94 129V130H93ZM150 129V130H149ZM166 129L167 130H169V132H170V130H171V132L169 133L168 131V133H166V134H168L169 136L166 138V134H164V138H162L163 136V133L164 132H166ZM185 129V128H184ZM198 129H199V132H200V130H201V132H200V134H201V136H200V134H198ZM204 129V130H203ZM261 129V130H260ZM24 130H26V131H24ZM28 130V131H27ZM60 130V131H59ZM65 130V131H64ZM67 130V131H66ZM163 130H165V131H163ZM176 130V131H175ZM178 130H182L181 132L180 131H178ZM190 130H192V132L190 131ZM203 130V131H202ZM217 130H218V133H217ZM237 130V131H236ZM24 131V132H23ZM44 131V132H43ZM46 131V132H45ZM54 131V132H53ZM73 131H74V134H73ZM88 131V132H87ZM238 131H239V133H238ZM30 134H29V133ZM176 132V133H175ZM236 132H237V134H236ZM20 133V134H19ZM23 133V134H22ZM25 133V134H24ZM32 133V134H31ZM45 133V134H44ZM46 133H48L47 135H46ZM77 133H79V134H77ZM81 133H83V134H81ZM87 133H89V134H87ZM159 133V134H158ZM175 133V134H174ZM245 133V136L243 137L242 135ZM44 134V135H43ZM53 136H52V135ZM91 134V135H90ZM173 136V135H175V136H177V137H175V138H172L171 137V135ZM238 134H239V136H241L240 137V139H239V136H238ZM242 134V135H241ZM36 135V136H35ZM43 135V136H42ZM48 135H49V137H48ZM57 135V136H56ZM61 137H59V136ZM61 135H63V136H61ZM78 135V136H77ZM81 135V136H80ZM87 135H89L88 137H87ZM94 137H93V136ZM160 135V137H158ZM261 135V136H260ZM20 136H21V138H20ZM23 136H25V137H23ZM66 136V137H65ZM72 136V137H71ZM77 136V137H76ZM198 136L200 137V139L198 138ZM236 136H238L237 138H236ZM40 137V138H39ZM42 137V138H41ZM45 137H47V138H45ZM51 137V138H50ZM57 137V138H56ZM84 137V138H83ZM174 137V136H173ZM178 137H179V139L181 138V140H183V138L186 140V142H184V140L180 143L179 141V139H178ZM183 137V138H182ZM257 137V136H256ZM75 140H74V139ZM77 138V139H76ZM86 138H88L87 140H85ZM104 138V139H103ZM168 138H172L171 139V141L169 140L168 141ZM191 138V139H190ZM196 138H198V139H195ZM202 138H203V140H202ZM230 138H232V137H229V139ZM257 138V139H258ZM19 139H21V140H19ZM42 139H44V140H42ZM62 139V140H61ZM72 139V140H71ZM83 139V140H82ZM92 139V140H91ZM159 139H162V140H164V141H166V142H168L169 144H165V142L164 141H162V140H159ZM190 139V142H191V146H190V142L188 141ZM192 139H194L193 141H194V143H192L193 141H192ZM258 139V140H259ZM23 140H25V141H23ZM69 140H70V142H69ZM85 140V141H84ZM96 142H95V141ZM99 140V141H98ZM201 140V141H200ZM239 140V141H238ZM242 140V141H241ZM42 141V142H41ZM47 141V142H46ZM60 141H62V142H60ZM67 141V143H65ZM80 141H81V144H80ZM93 141V142H92ZM105 141V142H104ZM202 142V141H204L201 145H200V147L198 146L197 147V145H199V144H197L196 142ZM44 142H45V144H44ZM79 142V143H78ZM84 142V143H83ZM98 142H99V144H98ZM112 142H113V144H112ZM160 142H162V143H160ZM172 144H171V143ZM181 145H183V147L182 146H180V144ZM198 142V143H199ZM36 143V144H35ZM58 143V144H57ZM64 143V144H63ZM73 145H72V144ZM77 143V144H76ZM175 143H177L178 145H176ZM188 143H189V145H188ZM234 143V144H233ZM62 144V145H61ZM70 144V145H69ZM175 146H174V145ZM244 144H246V145H244ZM24 145V146H23ZM30 145H33V146H30ZM35 145V146H34ZM55 145V146H54ZM64 145H65V147H64ZM87 145H88V147H87ZM169 145V146H168ZM193 145V146H192ZM245 146V149H242V148H244V146ZM59 146V147H58ZM76 146V147H75ZM93 146V147H92ZM111 146V147H110ZM171 146V147H170ZM173 146V147H172ZM178 146H180L179 148L180 149H182L181 151H180V149L178 148ZM184 146H188L187 148L186 147H184ZM190 146V147H189ZM194 146H195V148H196V150L195 149H191V150H193V151H190L189 150V148H194ZM228 146V147H229ZM240 146V148H238ZM249 147H250V145H248ZM1 147L3 148V149H1ZM53 147V148H52ZM108 147H110V148H112V149H110L109 148V150H108ZM177 147V148H176ZM182 147V148H181ZM203 147V148H202ZM242 147V148H241ZM247 147V148H246ZM23 148H24V150H23ZM48 148V149H47ZM66 148H68V149H66ZM70 148V149H69ZM179 149L178 151H180L179 153H180V155L179 154H177L178 153V151L176 150V149ZM184 148H186L185 150H184ZM200 148V149H199ZM202 148V149H201ZM230 148V147H229ZM83 149V150H82ZM88 149V150H87ZM95 149H96V151H95ZM173 149V150H172ZM188 149V150H187ZM1 150H3V151H1ZM8 150V151H7ZM47 150H49V151H47ZM77 150V151H76ZM195 150V151H194ZM198 150H200V151H198ZM246 150V151H245ZM6 151V152H5ZM19 151H21V152H19ZM28 151V152H27ZM36 151V152H35ZM41 151V152H40ZM51 151V152H50ZM75 151V152H74ZM182 151H185V154L184 155H188L189 154V156H188V158L192 155V157H194V156H196L197 157V153H196V151L197 152H199L198 153V156L199 157H197L198 159H199V161H200V165L199 164H197V166L202 170V171H204L205 173H203L201 170H199L198 168H196L197 166H196V163H198L197 161H196V157H194L193 159H195V161L194 160H192V158H190V160H189V163L190 162H194V164H193V162L192 163H190V165H189V163L187 162V160H188V158H187V156L186 157H183V158H178V157H181V156H183V152ZM187 151H189V153L187 152ZM241 151H245L244 153H241ZM11 152V153H10ZM24 152V153H23ZM66 152V153H65ZM70 152V155L69 154H67V153H69ZM74 152V153H73ZM79 152V153H78ZM82 152H83V154H82ZM176 152V153H175ZM182 152V153H181ZM186 152H187V154H186ZM192 152V153H191ZM7 153V154H6ZM9 153V154H8ZM23 153V154H22ZM45 153V154H44ZM191 153V154H190ZM194 153V154H193ZM240 153H241V155H240ZM2 154H3V156H2ZM47 154V155H46ZM53 154V155H52ZM182 154V155H181ZM18 155V156H17ZM47 157H46V156ZM74 155V156H73ZM79 155V156H78ZM179 155V156H178ZM194 155V156H193ZM7 156V157H6ZM23 156V157H22ZM28 156V157H27ZM32 156V157H31ZM54 156V157H53ZM76 156H78L77 158H76ZM88 156V157H87ZM8 157H10V159L8 158ZM43 157V158H42ZM51 157V158H50ZM72 157V158H71ZM98 159H97V158ZM176 157V158H175ZM19 158H21V159H19ZM29 158V159H28ZM85 158H86V160H85ZM106 158V159H105ZM186 158H187V160H186ZM27 159V160H26ZM59 159V160H58ZM68 159V160H67ZM71 159H73L72 161H71ZM77 159H78V161H77ZM92 159H93V161H92ZM103 161H105V162H107L106 163V165H105V162H103ZM171 159V160H170ZM182 159H184L186 162H184V163H182L183 161H180L179 163H181V164H178V162L177 161H179V160H182ZM5 160V161H4ZM9 161V162H7V161ZM82 160V161H81ZM91 160V161H90ZM99 160V161H98ZM30 161H32V162H30ZM54 161V162H53ZM64 161V162H63ZM72 163H71V162ZM89 161V162H88ZM109 161V162H108ZM138 163H136V162ZM205 162V164H204V162ZM57 162H58V164H57ZM175 162H177V164L178 165H180L179 167L177 166V164L175 163ZM8 165H7V164ZM12 163V164H11ZM18 163H20V164H18ZM36 163H37V165H36ZM55 163H56V165H55ZM78 163V164H77ZM79 163L81 164V166L79 165ZM91 163V164H90ZM103 163V164H102ZM140 163V164H139ZM188 163V164H187ZM207 163V164H206ZM233 163V164H232ZM6 164V165H5ZM15 164V169H13L12 168V165H14ZM24 164H25V168H24ZM41 164H43V165H41ZM74 164V165H73ZM87 164V165H86ZM89 164V165H88ZM99 164V165H98ZM136 164V165H135ZM182 164H183V167H185V168H183V167H181L182 166ZM184 164H186V165H184ZM230 164V165H229ZM32 165V166H31ZM50 165V166H49ZM98 165V166H97ZM134 165H135V167H134ZM192 165V166H191ZM202 165V168L200 167ZM209 165V164H208ZM231 165H234V166H231ZM21 166V167H20ZM22 166H23V169H22ZM27 166H30V167H27ZM55 166H56V168H55ZM65 166V167H64ZM76 166V167H75ZM83 166V167H82ZM89 168H87V167ZM100 166V167H99ZM104 166H105V168H104ZM130 166H132V167H130ZM177 166V167H176ZM195 166V167H194ZM2 167V168H1ZM36 167V168H35ZM45 167V168H44ZM51 167V169H49ZM60 167V168H59ZM63 167V168H62ZM79 167V168H78ZM141 167H142V169H144V170H142L141 169ZM176 167V168H175ZM191 167H193V168H195V170L194 169H192L193 171H195V172H193L192 173V170L190 169ZM206 167H208V168H206ZM9 168H11V169H9ZM29 168V169H28ZM42 168V169H41ZM73 168V169H72ZM77 168V169H76ZM80 168H81V170H80ZM86 168V169H85ZM96 170H95V169ZM131 168V169H130ZM135 168V169H134ZM156 168V169H155ZM163 168V169H162ZM188 168V169H187ZM203 168H204V170H203ZM5 169V170H4ZM10 170V172H9V170ZM20 169V170H19ZM46 169V170H45ZM53 169V170H52ZM133 169V170H132ZM153 169V170H152ZM159 169V170H158ZM161 169H162V171H161ZM182 169H184L183 171H182ZM190 169V170H189ZM207 169V170H206ZM232 169H234V170H232ZM25 170H29V171H25ZM76 170V171H75ZM78 170V171H77ZM84 170V171H83ZM87 170H88V173H86L87 172ZM170 170V171H169ZM185 170H187V171H185ZM192 173L191 174V176H190V173H189V171ZM240 171V172H236V171ZM14 171V172H13ZM16 171V172H15ZM32 171V172H31ZM43 171H45V172H43ZM75 171V172H74ZM83 171V172H82ZM93 171V172H92ZM168 171V172H167ZM174 173H173V172ZM5 174H4V173ZM7 172H9L8 173V175H6L7 174ZM29 172H30V174H29ZM60 172V173H59ZM79 172V173H78ZM91 172V173H90ZM157 172H158V174H157ZM172 172V173H171ZM177 172V173H176ZM182 172V173H181ZM185 172V173H184ZM188 172V173H187ZM197 172H199V173H197ZM231 172V173H230ZM17 173V174H16ZM22 173H25V174H23L22 175ZM62 173H63V175H62ZM70 173V174H69ZM74 173V174H73ZM81 173H82V175H81ZM84 173H86L85 175H84ZM168 173V174H167ZM187 173V176L185 175ZM201 173V174H200ZM235 175H234V174ZM239 173V174H238ZM3 174V175H2ZM19 174V175H18ZM36 174V175H35ZM42 174H43V176H42ZM46 174V175H45ZM56 174H57V176H56ZM66 174V175H65ZM73 174V175H72ZM78 174H80V175H78ZM193 174H194V176H193ZM195 174H196V176H195ZM198 174V175H197ZM204 174V175H203ZM240 175V177H238V179L236 180L237 181V184H236V182H235V179L237 178V176L238 175ZM241 174H242V176H241ZM13 175V176H12ZM35 175V176H34ZM48 175V176H47ZM55 175V176H54ZM76 175V176H75ZM78 175V176H77ZM92 175V176H91ZM147 175V176H146ZM157 175V176H156ZM162 176V179L160 178V176ZM182 175V176H181ZM201 175V176H200ZM2 176V177H1ZM23 176H25V178H22ZM37 176V177H36ZM46 176V177H45ZM71 176V177H70ZM150 176V177H149ZM164 176V177H163ZM204 177V178H200L201 180V182H202V184H205V180H209V181H207L206 182V185H202V187H203V189H202V187L200 186V184H201V182L200 183H198L199 182V178L198 177ZM8 178V179H5V178ZM17 177V178H16ZM34 177V178H33ZM50 177H51V179H50ZM53 177V178H52ZM64 179H63V178ZM76 177V178H75ZM79 177V178H78ZM85 177V178H84ZM182 177H184V178H182ZM192 177H196L197 178V180H195V178H193L192 179ZM234 177H235V179H234ZM20 178V179H19ZM25 179L24 181H21L22 179ZM28 178H29V181H28ZM37 178V179H36ZM42 178H44V179H42ZM55 178V179H54ZM61 178V179H60ZM149 178V179H148ZM156 178V179H155ZM160 178V179H159ZM171 178V179H170ZM183 180H182V179ZM186 178L188 179V178H190L189 180H191L192 182H193V180H195L194 181V183L195 184H198V186L196 185H194V183L193 184H191V181H190V186L188 185V181L189 180H187L186 181ZM228 178H229V180H228ZM5 179V180H4ZM18 179V180H17ZM42 179V180H41ZM66 179V180H65ZM68 179V180H67ZM71 179H73V182H72V180ZM150 179H152V180H150ZM158 179V180H157ZM165 179V180H164ZM178 179H180V182H178ZM185 179V180H184ZM204 179V180H203ZM16 180V181H15ZM35 180V181H34ZM40 180V181H39ZM52 180V181H51ZM62 180V181H61ZM75 180V181H74ZM140 181V183H139V181ZM161 180V181H160ZM168 181V183H169V181H170V183L169 184H167V181ZM177 180V181H176ZM203 180V181H202ZM215 180V181H214ZM234 181L233 183H232V181ZM2 181H4V182H2ZM9 183H8V182ZM13 181V182H12ZM19 181V182H18ZM31 181V182H30ZM38 181V182H37ZM48 181V182H47ZM50 181V182H49ZM89 181V182H88ZM113 181V182H112ZM143 181V182H142ZM155 181V182H154ZM158 181V182H157ZM182 181L185 183H183L182 184ZM187 182V186H186V182ZM214 183H213V182ZM226 181H227V183H228V185L226 184ZM229 181H231V183L229 182ZM24 182V184H22ZM27 182H30V183H27ZM34 182V183H33ZM53 182H54V184H53ZM59 182V183H58ZM65 182V183H64ZM72 182V183H71ZM77 182V183H76ZM102 182V183H101ZM110 182V183H109ZM119 182V183H118ZM180 183V184H182V185H178V184H176V183ZM213 184H212V183ZM62 183V184H61ZM67 183H68V186H67ZM90 183V184H89ZM98 183V184H97ZM105 183V184H104ZM143 183V184H142ZM152 183H154V184H152ZM167 185H165V184ZM175 184V185H172V184ZM230 183V184H229ZM12 184V185H11ZM20 184H22L21 186H20ZM34 184H36V185H34ZM44 186H43V185ZM72 184V185H71ZM78 184V185H77ZM122 184V185H121ZM125 186H124V185ZM231 184H233V186H231ZM234 184H236V185H234ZM15 185V186H14ZM25 185H27L26 187H25ZM70 185V186H69ZM77 185V186H76ZM86 185V186H85ZM94 187H93V186ZM150 185V186H149ZM168 185H171V187L169 186L168 187ZM178 185V186H177ZM193 185V186H192ZM214 185V186H213ZM14 186V187H13ZM24 188H23V187ZM62 186V187H61ZM84 187V188H81V187ZM96 186V187H95ZM100 186V187H99ZM104 186V187H103ZM119 186V187H118ZM142 188H141V187ZM154 188H153V187ZM163 186H164V188H163ZM177 187V189L176 190H174L175 188ZM205 186V187H204ZM235 186V187H234ZM4 187H6V189L4 188ZM10 187H11V189H10ZM13 187V188H12ZM17 187V188H16ZM57 187V188H56ZM71 187V189H69V188ZM87 187H88V189H87ZM103 187V188H102ZM110 187V188H109ZM144 187V188H143ZM162 187V188H161ZM165 187H167L166 189H165ZM194 187H200L199 189L201 190V191H199L197 188H194ZM232 187V188H231ZM37 188H38V190L40 191H38L37 190ZM40 188V189H39ZM45 190H44V189ZM56 188V189H55ZM76 188V189H75ZM78 188V189H77ZM106 189V191H105V189ZM140 188H141V190H140ZM146 188V189H145ZM151 188V189H150ZM159 188H161L160 190H159ZM183 188V189H182ZM192 188V189H191ZM231 188V189H230ZM5 189V190H4ZM30 189V190H29ZM32 189V190H31ZM98 189V190H97ZM100 189L102 190V191H100ZM108 189V190H107ZM143 189H144V191H143ZM165 189V191L166 190H170L171 189V191H169L168 190V192H170V194L171 195H169V200H170V202H169V206H171L172 208H166V207H168V206H166L165 207V210H167L169 213L171 212L172 213V211L173 212H175V215L173 216V214L174 213H166V214H163L164 213V206L168 203V201H166V198L168 197V196H166V195H168L169 193L167 192V193H165V192H163V190ZM3 190V191H2ZM8 190V191H7ZM15 190H16V192H15ZM17 190H19V191H17ZM51 190V191H50ZM64 190V191H63ZM69 190V191H68ZM71 190V191H70ZM161 190H162V192H161ZM197 190L199 191L198 193H200V194H204L203 196L201 195V196H199L200 194H196L197 193ZM236 190V191H235ZM21 191V192H20ZM22 191H26L25 192V194H24V192H22ZM37 191V192H36ZM74 191V192H73ZM96 191V193H94ZM97 191L99 192V194L97 193ZM111 193H110V192ZM141 191V192H140ZM146 191V192H145ZM187 191V192H186ZM210 191H212V193L210 192ZM14 192H15V194H14ZM18 192H20V193H18ZM66 192V193H65ZM78 192V193H77ZM81 192V193H80ZM84 192V193H83ZM93 192V193H92ZM106 192V193H105ZM136 194H135V193ZM140 192V193H139ZM159 192V193H158ZM161 192V193H160ZM182 192V193H181ZM192 192H194V193H192ZM208 192H209V194L211 195V196H209L208 195ZM7 193V194H6ZM28 193V194H27ZM31 193H32V195H31ZM42 193V195H38V194H41ZM51 193V194H50ZM86 193H87V195H86ZM110 193V194H109ZM148 193H150V194H148ZM163 193H165L164 195L166 196H163L164 197V199H162L163 197L161 196ZM193 194V196H195L196 197V195H197V198H204V196H205V200H204V202L205 203H203V199L201 198V199H199L200 201H197L198 199L197 198H195V197H193L192 195L190 196L189 195V197H188V194L187 195H184V194ZM213 193H215V195L213 194ZM227 193H228V195H227ZM238 193V192H237ZM11 194V195H10ZM23 194V195H22ZM36 194V195H35ZM47 194H49V195H47ZM56 194V195H55ZM72 194V195H71ZM97 194V195H96ZM107 194H109V195H107ZM133 194V195H132ZM195 194V195H194ZM14 195V196H13ZM17 195V196H16ZM21 195V196H20ZM34 195V196H33ZM45 195H47V196H45ZM54 195V196H53ZM68 195V196H67ZM89 195V196H88ZM92 195V196H91ZM99 195V196H98ZM137 195H138V197H137ZM143 195V196H142ZM158 195V196H157ZM180 195H182V196H180ZM212 195L213 196H216V197H219V198H215L214 200L215 201H211L212 199H213V197H212ZM238 195V194H237ZM18 196L20 197V198H18ZM42 196V197H41ZM59 196V197H58ZM62 196V197H61ZM71 196V197H70ZM104 196V197H103ZM148 196V197H147ZM187 196V197H186ZM13 197H16V198H13ZM48 197V198H47ZM51 197V198H50ZM56 197H58V199L56 198ZM87 197V198H86ZM89 197V198H88ZM182 197H184V199L182 198ZM235 197V198H234ZM6 198V199H5ZM29 198V199H28ZM39 198V199H38ZM41 198H44V199H42L41 200ZM55 198V199H54ZM67 200H66V199ZM136 198V199H135ZM148 198H149V200H148ZM151 198V199H150ZM162 200H161V199ZM179 198H180V200H179ZM186 198V199H185ZM190 200V201H188V199ZM193 198H195V199H193ZM227 198V197H226ZM234 198V199H233ZM244 198V199H243ZM9 199V200H8ZM21 199V200H20ZM46 199V200H45ZM48 199H49V201L51 200L52 201V203L51 202H49L48 201ZM54 199V200H53ZM81 199V200H80ZM101 199V200H100ZM102 199L104 200V201H102ZM107 199H108V201H107ZM113 199H114V201H113ZM127 199V200H126ZM181 199H183V200H181ZM192 199V200H191ZM197 199V200H196ZM231 199H232V201H233V203H234V208L232 209V202H231ZM241 199H243V201H245V202H243ZM2 200V201H1ZM11 200H13L12 202H11ZM44 200V201H43ZM76 200H77V202H76ZM80 200V201H79ZM86 200H88V201H86ZM94 200H95V202H94ZM100 200V201H99ZM117 200V201H116ZM124 200V201H123ZM141 200V202H139ZM153 200V201H152ZM184 200H185V202H184ZM193 200H195V201H193ZM237 201V202H239L237 205H235V202L234 201ZM15 201V202H14ZM79 201V202H78ZM112 201V202H111ZM164 201H166V202H164ZM180 203H179V202ZM241 201L243 202V203H241ZM35 202V203H34ZM36 202H38V204H36ZM43 202V203H42ZM48 202V204H46ZM69 202V203H68ZM97 202H99V203H97ZM116 202H117V204H116ZM126 202V203H125ZM137 202V203H136ZM149 202L151 203V204H149ZM187 202V203H186ZM189 202H193V203H189ZM194 202H196L195 204L196 205H194ZM200 202H201V204H200ZM236 202V203H237ZM16 203V204H15ZM33 203H34V205H33ZM41 203V204H40ZM71 203H73V204H71ZM79 203H82L81 205L79 204ZM109 203H111V204H109ZM113 203V204H112ZM144 203V204H143ZM146 203V204H145ZM163 203H165L164 205H162L161 206V204H163ZM172 203V204H171ZM200 205H199V204ZM241 203V204H240ZM28 204H30V205H28ZM37 206H36V205ZM45 204V205H44ZM86 204H88L87 206H86ZM91 204V205H90ZM98 204V205H97ZM107 204V205H106ZM129 204V205H128ZM184 204V205H183ZM188 204V205H187ZM191 204H193L194 206H192ZM203 204H205L204 206H205V208L204 209H206V210H202L201 209V207H204L203 206ZM209 203H207V205H208ZM216 204V203H215ZM215 204H213V203H211L209 206H211V207H208L209 208V210L212 208V206L213 205H215ZM32 205V207H30ZM39 205V206H38ZM74 205L76 206V207H74ZM85 205V206H84ZM115 205V206H114ZM139 205H140V207H139ZM142 205H144V206H142ZM147 205V206H146ZM177 205V206H176ZM179 205V206H178ZM189 205L191 206L189 209L187 208V207H189ZM198 205V206H197ZM35 206V207H34ZM41 206V207H40ZM66 206V207H65ZM83 206V207H82ZM91 206V207H90ZM100 206V207H99ZM111 206H113V207H111ZM185 206H187L186 207V210H188V211H186L185 210ZM195 206H196V208H195ZM227 206V207H228ZM232 206V207H231ZM1 207V206H0ZM47 207V208H46ZM80 207V208H79ZM87 207H89V208H87ZM107 207V208H106ZM118 207V208H117ZM130 207V208H129ZM143 207V208H142ZM146 207H150L149 209L147 208L146 209ZM160 208V210H159V208ZM178 207V208H177ZM193 207H194V209H193ZM24 208H27V209H29L30 211H28L27 209H24ZM31 208H35L34 209V211H35V213L34 212H31V211H33V209H31ZM43 208V209H42ZM54 208V209H53ZM62 208V209H61ZM78 210H77V209ZM82 208V209H81ZM92 208H93V210H92ZM98 208V209H97ZM101 208V209H100ZM117 208V209H116ZM137 208V209H136ZM163 208V209H162ZM231 208V209H230ZM48 209V210H47ZM66 209V210H65ZM74 210V211H72V210ZM131 209V210H130ZM146 209V210H145ZM173 209V210H172ZM191 209H193V211L191 210ZM234 209H236V210H234ZM20 210V211H19ZM40 210V211H39ZM51 210V211H50ZM71 210L72 212H69V211ZM85 210V211H84ZM105 210V211H104ZM136 210V211H135ZM144 210V211H143ZM157 210V211H156ZM159 210V211H158ZM176 210H178V211H176ZM182 210H184L183 212H182ZM202 210V211H201ZM231 210V211H230ZM232 210H234V211H232ZM15 211V212H14ZM24 211V212H23ZM28 211V212H27ZM41 211H43V213L41 212ZM64 211V212H63ZM88 211H90L91 213H90V215H92L91 216V219H90V215H89V212ZM107 211V212H106ZM128 211H129V213H128ZM134 211V212H133ZM149 211V212H148ZM23 212V213H22ZM34 213V214H32V215H30L31 213ZM55 213V214H53L52 215V213ZM57 212V213H56ZM67 212V213H66ZM69 212V213H68ZM76 212H78V213H76ZM81 212V213H80ZM84 212V213H83ZM103 212V213H102ZM104 212H105V215H104ZM140 212V213H139ZM145 212H147V213H145ZM163 212V213H162ZM178 214H177V213ZM188 214L189 212L191 213H189L190 215H187L186 213ZM202 213V215L203 216H201V214H199V213ZM232 212V213H231ZM237 212V213H236ZM13 215H12V214ZM17 213H18V215H17ZM47 213H48V215H47ZM74 214V218L75 217H77V219L76 220H80V221H74V220H71V219H74L73 218V216H71V214ZM76 213V214H75ZM97 213H99V214H97ZM135 213H138V214H135ZM151 213V214H150ZM159 213H161V214H163V215H169V217L168 216H166V217H168V220L167 219H165L164 220V222L162 221V223H161V225H160V222L159 221H161L160 219H161V217L163 216H161V215H159ZM8 214H10V215H8ZM36 214V215H35ZM58 215V223H54L53 221H55V220H57V217H55V216H57ZM61 214H63V215H65V216H63V215H61ZM67 214H69V215H67ZM88 216H87V215ZM100 214H101V216H100ZM119 214V215H118ZM135 214V215H134ZM147 214V215H146ZM158 214V215H157ZM183 214H184V216L186 215V216H189V217H183ZM194 215V217H193V215ZM200 216H199V215ZM3 215H5L4 216V218H3ZM44 215H46V216H44ZM49 215H50V217H49ZM53 216V218L55 219H53L52 218V216ZM76 215V216H75ZM151 215V216H150ZM157 215V216H156ZM171 215H172V220H174V221H171L170 220V224L168 223L169 222V218H171ZM177 215V216H176ZM195 215H196V217H195ZM238 215L240 216H242V217H239L240 219L239 220H237V217H238ZM7 216V217H6ZM25 216V217H24ZM35 216H36V218H39V219H33V218H35ZM69 216V217H68ZM80 216V217H79ZM83 216V217H82ZM85 216V217H84ZM102 216H104V217H102ZM109 216V217H108ZM119 216V217H118ZM128 216V217H127ZM141 218H140V217ZM147 216V217H146ZM153 216V217H152ZM155 216V217H154ZM165 216H163L164 218H166ZM176 216V217H175ZM20 217V218H19ZM22 217V218H21ZM28 217V218H27ZM32 217V218H31ZM60 217H62L61 219L62 220H59L60 219ZM63 217L66 219V221H64V219H63ZM100 217V218H99ZM135 217V218H134ZM142 217H145V218H147V219H144V218H142ZM150 218V220H149V218ZM163 217H162V220H163ZM173 217H175V218H173ZM181 217V218H180ZM183 217V218H182ZM198 217V218H197ZM201 217H203V218H201ZM16 218V219H15ZM51 219V222H52V227L54 228V230H53V228H51V230H53V231H51L50 230V232L52 233V234H50V232H49V228L51 227V222H49L50 220L49 219ZM86 218V219H85ZM94 218V219H93ZM99 218V219H98ZM129 218H131V219H129ZM140 218V219H139ZM179 218V219H178ZM185 218H190V219H188V220H191L190 222H189V225L187 224L188 222L186 221V220H184ZM192 218H193V220H192ZM219 218V220L220 221H218L217 220V222H216V219H218ZM227 218V219H226ZM4 219V220H3ZM9 219V220H8ZM14 219V220H13ZM29 219H31V221L29 220ZM33 219V220H32ZM40 219H42V220H40ZM88 219V220H87ZM96 219V220H95ZM100 219H102V220H100ZM138 219V220H137ZM181 220V221H179L178 222V220ZM197 220V221H195V220ZM205 220V221H203V220ZM215 221H214V220ZM3 220V221H2ZM5 220H6V222H5ZM22 221V223H21V221ZM42 221L43 222V220H46V221H44L43 223H40V221ZM49 220V221H48ZM131 220H133L132 222H134L133 223V225H131L132 224V222H131ZM135 220V221H134ZM139 220H142V221H139ZM152 220V221H151ZM158 220V221H157ZM182 220H183V224H181L182 223ZM200 220V223L198 222ZM212 220V221H211ZM226 220V221H225ZM228 220V221H227ZM238 222L239 221V224H240V227H239V224H237V226L239 227H237L236 228V221ZM20 221V222H19ZM26 221H28L30 224H28V223H26L25 225H27L28 227H29V225H30V227L29 228H27V226H22L21 227V229H22V231H20L21 229H19L20 228V226H21V224L22 225H24L23 223H25ZM38 222V223H35V222ZM59 221H61V224H60V222ZM74 221V222H73ZM97 221H98V223H97ZM155 221V222H154ZM165 221H168L167 223L165 222ZM184 221H185V223H184ZM193 221H195V222H198V223H195V222H193ZM202 221H203V225H202ZM210 221V222H209ZM13 222V223H12ZM19 222V223H18ZM56 222V221H55ZM64 222V223H63ZM72 222V226L70 227V223ZM77 223V226L75 227V225H76V223ZM88 222V223H87ZM100 222H102V223H100ZM131 222V223H130ZM149 222V223H148ZM154 222V223H153ZM174 222V223H173ZM181 222V223H180ZM192 222L194 223V225H192ZM211 222H212V224H211ZM214 222V223H213ZM234 224H233V223ZM241 222V223H240ZM5 223V224H4ZM7 223V224H6ZM17 224V226H16V224ZM21 223V224H20ZM32 223V224H31ZM44 223H46V225L44 224ZM48 223H49V225H48ZM63 223V224H62ZM66 223V224H65ZM74 223V224H73ZM137 223V224H136ZM138 223H141L140 225L138 224ZM155 223H157V226H156V224ZM164 223H166V224H164ZM181 224V225H179V224ZM210 223V224H209ZM219 223H221V224H219ZM10 224V225H9ZM14 224V225H13ZM20 226H19V225ZM39 225V226H41L42 224L43 225H45V226H41L42 228H46V227H48V230H47V228L45 229L44 228V231H42V228L41 227H37V228H35V225ZM54 224L56 225V224H60V225H58L57 227H55L54 226ZM67 224H68V226H67ZM79 224V225H78ZM96 224V225H95ZM101 224V225H100ZM106 224V225H105ZM115 224V225H114ZM119 224V225H118ZM142 224H144V226L142 225ZM163 224V225H162ZM168 224V227L166 226ZM171 224H173L172 225V227L170 226ZM177 224H178V226H177ZM184 224L185 225H187V226H184ZM197 226H196V225ZM220 225L219 226V228H221V229H219L218 227H217V225ZM226 224H228V225H226ZM231 224V225H230ZM232 224H233V227H232ZM243 224V225H242ZM5 225V226H4ZM8 225V226H7ZM32 225H34V227L32 226ZM48 225V226H47ZM80 225H81V227H82V230H80L79 228H80ZM82 225H84V227H86V232H85V230H83V229H85ZM89 225V226H88ZM95 225V226H94ZM99 225H100V228H99ZM155 225V226H154ZM182 225L184 226V228H181L182 227ZM199 225H202V226H204V227H202V229H201V227L199 226ZM216 225V230L214 231V226ZM230 225V226H229ZM244 226V228H242V226ZM7 226V227H6ZM16 226V227H15ZM79 226V227H78ZM93 226V227H92ZM97 226V227H96ZM147 226H148V228H147ZM162 226V227H161ZM173 226H174V228H173ZM181 226V227H180ZM190 226H193V227H191V229H190ZM194 226H196V227H194ZM199 226V227H198ZM213 226V227H212ZM225 226V227H224ZM228 227V229H226L227 227ZM235 226V227H234ZM19 227V228H18ZM60 227V228H59ZM66 227H68L67 228V230H66ZM70 227V228H69ZM88 227H91L90 229L88 228ZM94 227H96V228H94ZM114 227H117V228H115L114 229ZM134 227H135V230H134ZM137 227V228H136ZM143 227V228H142ZM145 227V228H144ZM157 227V228H156ZM158 227H160V228H158ZM163 227H164V232H163ZM170 227H171V229H170ZM188 229H187V228ZM198 227V228H197ZM8 228V229H7ZM24 228V229H23ZM32 229L31 231H26V229ZM55 228H58V229H55ZM75 228V229H74ZM77 228V229H76ZM104 228V229H103ZM131 230H130V229ZM133 228V229H132ZM139 228H141V229H139ZM156 228V229H155ZM162 228V229H161ZM195 228H197L196 230H195V235H194V233H193V230L195 229ZM206 228V229H205ZM208 228V229H207ZM242 228V229H241ZM10 229H13V230H10ZM34 229L36 230V231H34ZM39 229V230H38ZM63 229V230H62ZM70 229V230H69ZM72 229H74V230H72ZM89 229V230H88ZM95 229H96V231H95ZM99 229H103V230H105L104 232H106V234L103 232V234H102V231L101 230H99ZM108 231H107V230ZM113 229V230H112ZM127 229H129V230H127ZM154 231H153V230ZM157 229H159V231L157 230ZM166 229H168V230H166ZM193 229V230H192ZM198 229H200V231L198 230ZM223 229H224V231H223ZM231 229V230H230ZM234 229V230H233ZM236 229V230H235ZM7 230H9V231H7ZM15 230H17V231H15ZM41 230V231H40ZM45 230H46V233H45ZM66 230V231H65ZM97 230H98V232H97ZM141 230H142V232L143 233H139V232H141ZM152 232H151V231ZM155 230H156V232H155ZM197 230L201 233H199V234H197L198 232H197ZM204 230V231H203ZM209 230V231H208ZM211 230V231H210ZM213 230V231H212ZM218 230H219V232H218ZM238 230H239V232H241V233H238ZM245 230V229H244ZM32 231H34V233H32ZM47 231H48V233H47ZM54 231H56V232H54ZM61 231V233H59ZM65 231V235H63L64 233L63 232ZM67 231H72V232H69V237H68V235H66V232ZM91 234H89L88 232ZM92 231V232H91ZM119 233H118V232ZM129 233H128V232ZM132 233H131V232ZM135 233H134V232ZM158 231V232H157ZM172 231L174 232L173 234H175V235H172V234H170V233H172ZM181 231V232H180ZM192 231V232H191ZM207 231V232H206ZM225 231H226V233H225ZM233 231H234V233H233ZM27 232H31L30 234L29 233H27ZM45 233L44 235H47V237H45L44 235H40V233ZM74 232V233H73ZM94 232V233H93ZM100 232H101V234H100ZM112 232H113V234H112ZM137 232V233H136ZM151 232V233H150ZM155 234H154V233ZM160 232H161V234H163L162 236H164L163 238H159V237H161V234H160ZM168 234H170L169 236L167 235V236H165L167 233ZM176 232V233H175ZM214 234H213V233ZM217 232H218V234L220 235H218L217 234ZM220 232H221V234H223V236H221V234H220ZM237 232V233H236ZM246 232V231H245ZM8 233V234H7ZM36 233H38V237H35V235H36ZM42 233V234H43ZM55 233H56V235H58V233H59V235L58 236H60V235H63L64 236V238L62 237V236H60L61 237V239H59V238H56V240L54 241V240H52V242H50V239H53V237H54V239H55ZM82 233V234H81ZM100 235H99V234ZM108 233V234H107ZM117 235H116V234ZM131 233V234H130ZM145 233V235L143 236L142 235V238H140V234H144ZM146 233H148V234H146ZM178 233V234H177ZM185 233H186V235H185ZM190 235H189V234ZM192 233V234H191ZM6 234V235H5ZM16 234V235H15ZM32 234H34V237H32ZM74 234V235H73ZM80 234H81V236H80ZM86 234H88L87 236H86ZM136 234V235H135ZM151 234H153L152 236H154V237H152L151 236ZM177 234V235H176ZM206 234V235H205ZM213 234V235H212ZM226 234V235H225ZM20 235V236H19ZM39 235H40V237H39ZM51 235H52V237H51ZM72 235V236H71ZM99 235V237H97ZM104 235V236H103ZM107 237H106V236ZM126 235V236H125ZM131 236V238H130V236ZM150 235V236H149ZM160 235V236H159ZM183 237H182V236ZM184 235L186 236V237H184ZM188 235H189V237L191 238V241L190 240H188V239H190L189 237H188ZM199 235V236H198ZM208 235V236H207ZM213 236V237H210V236ZM214 235H216L217 237H215V239H217L216 241H214ZM239 235V236H238ZM242 235V236H241ZM14 236H16V237H14ZM29 236V237H28ZM66 236V237H65ZM86 236V237H85ZM111 236H113V237H111ZM119 236V237H118ZM137 236V237H136ZM149 236V237H148ZM158 237V239L157 238H155V237ZM176 238H175V237ZM193 236H194V238H193ZM232 237V239L233 240H231V241H229V238L230 237ZM240 236H241V238H242V240H240L241 238H240ZM31 237V238H30ZM41 237H43L42 238V240H40V238ZM46 239H45V238ZM51 237V238H50ZM67 237L69 238V240L67 239ZM83 237V238H82ZM85 237V238H84ZM92 238V237H94V239L92 238V239H90V238ZM96 237V238H95ZM104 237V238H103ZM106 237V238H105ZM111 237V238H110ZM123 237V238H122ZM126 237V238H125ZM130 238V239H128V238ZM145 237H146V240H144L145 239ZM147 237L150 239H147ZM168 237H169V244H167L168 243ZM221 237H223L222 239H221ZM229 237V238H228ZM244 237V238H243ZM3 237H2V239H4ZM14 238V239H13ZM25 238V239H24ZM36 238H38L39 240H37ZM74 238V239H73ZM79 238H82L83 239V241L81 240V239H79ZM86 238H88L87 240H88V243H84V242H87V240H86ZM122 238V239H121ZM137 238V239H136ZM155 238V239H154ZM166 238H167V240H166ZM175 238V239H174ZM177 238H181L180 240L179 239H177ZM210 238H212V239H210ZM219 238L221 239V240H219ZM227 238V239H226ZM33 239H34V241H33ZM43 239H44V241L45 240H47V242H44L43 241ZM57 239H59V241L60 242H57ZM85 239V240H84ZM90 239V240H89ZM96 239V240H95ZM112 239V240H111ZM117 239H119V240H117ZM164 239V240H163ZM184 239V240H183ZM193 239V240H192ZM236 239H238V240H236ZM17 240V241H16ZM32 240V241H31ZM65 240V241H64ZM75 240V241H74ZM78 240V243L76 242ZM106 240V241H105ZM107 240H108V242H107ZM124 240V241H123ZM129 240V241H128ZM131 240H134V241H131ZM136 240V241H135ZM157 242H156V241ZM174 240H178L176 243H172V241H174ZM211 240V241H210ZM219 240V241H218ZM224 240H227L226 242L224 241ZM2 241V240H1ZM14 241V242H13ZM19 241V242H18ZM37 241V242H36ZM39 241H40V243H41V241H43V244H39V246H38V243H39ZM64 241V242H63ZM68 241V242H67ZM72 241V242H71ZM90 241V242H89ZM102 241H104V242H102ZM120 241V242H119ZM139 241V242H138ZM146 241V242H145ZM148 241V242H147ZM160 241H164V243H165V247H163L164 245H163V243L162 242H160ZM165 241H167V243L165 242ZM181 241V242H180ZM186 241V243H187V245H181V244H183L184 242ZM188 241H190L191 243H192V241H193V245L194 246H196L195 248L192 246V244H190L189 245V243H188ZM195 241V242H194ZM208 243V247L209 248H206L207 247V243ZM228 241L230 242V244H229V246L231 245V247H232V249L234 250H232L231 249V247H228L227 245H228ZM245 241V242H244ZM21 242V243H20ZM50 244H49V243ZM56 244V246H55V244ZM61 242H63L64 243V246H63V243H61ZM67 242V243H66ZM69 242H70V244H69ZM75 242V243H74ZM94 242V243H93ZM101 242V243H100ZM111 242H113V243H111ZM126 242V243H125ZM152 242V244L151 245H153L155 242H156V244H154L153 246H155V249H154V247L152 246V247H150L151 245H150V243ZM154 242V243H153ZM183 242V243H182ZM215 242V245L213 244V243ZM234 242V243H233ZM238 242V243H237ZM239 242L240 243H242V242H244L243 244H239ZM249 243V244H247V243ZM10 243V244H9ZM45 243V244H44ZM46 243H48L49 244V246H51V247H48V245L46 246ZM60 243V244H59ZM95 245H93V244ZM100 243V244H99ZM136 243V244H135ZM177 243H179V244H177ZM224 243V244H223ZM235 244L234 246H232L233 244ZM237 243V244H236ZM14 244V245H13ZM21 244V245H20ZM22 244H24L25 245V247H24V245H22ZM35 244H37L36 246H35ZM52 244V245H51ZM54 244V245H53ZM57 244L59 245V247L57 246ZM61 244H62V246H61ZM70 245V247H66L67 245ZM76 244V246H74ZM79 244V245H78ZM82 246H81V245ZM87 245V247H86V245ZM89 244L91 245L90 247H89ZM108 244H111V245H108ZM117 244H119V245H117ZM130 244V245H129ZM132 244H133V246H135V247H132ZM141 244V245H140ZM145 244V245H144ZM158 244H159V247H158ZM163 246H162V245ZM170 244L172 245V244H174V246L176 247H173V245L172 246H170ZM213 244V245H212ZM19 245V246H18ZM41 245V246H40ZM44 245V246H43ZM85 245V246H84ZM93 245V246H92ZM100 245V246H99ZM149 245V246H148ZM157 245V246H156ZM161 245V246H160ZM202 245L205 247H203L202 248ZM226 245V246H225ZM251 245V246H250ZM253 245V246H252ZM13 246V247H12ZM72 246V247H71ZM74 246V247H73ZM79 248H78V247ZM83 246L85 247V248H83ZM113 246V247H112ZM120 246V247H119ZM127 246V247H126ZM129 246V247H128ZM132 248H131V247ZM147 246V247H146ZM170 246V247H169ZM185 246V247H184ZM188 246V247H187ZM190 246H191V248H190ZM224 246H225V249H224ZM17 247V248H16ZM19 247V248H18ZM27 247V248H26ZM35 247H36V250H35ZM40 247H45L44 249L43 248H40ZM58 247V248H57ZM76 247V248H75ZM82 247V248H81ZM98 247H100V248H98ZM142 247V248H141ZM148 247H150V248H148ZM160 247H161V251L162 252H160V250H158V249H160ZM223 247V248H222ZM253 247V248H252ZM13 248V249H12ZM22 248H24V250L22 249ZM30 249V250H27V249ZM32 248V249H31ZM34 248V249H33ZM47 248V249H46ZM49 248H51V250L53 251H51ZM53 248V249H52ZM57 248V249H56ZM68 248L69 249H71L70 251L68 250ZM88 248V249H87ZM126 248V249H125ZM137 250H135V249ZM144 248H146V249H144ZM152 248V249H151ZM158 248V249H157ZM163 248H165V250L163 249ZM167 248V249H166ZM178 248V253L180 254V253H183V256H185L184 254H186V253H190V254H186V259H185V261H182V263H181V261L180 260H183V258L182 257H180V256H182V254L181 255H179L178 253H175L176 252V249ZM183 248V249H182ZM232 250H230V249ZM252 248V249H251ZM17 251H16V250ZM20 249V250H19ZM58 249H60V252H64V255L62 254V253H59V251H58ZM78 249V250H77ZM82 249V250H81ZM93 249H94V251H93ZM150 249V250H149ZM193 249H195V255H197V256H195L194 254L192 255V253L194 252H192V250ZM199 249H201V250H199ZM204 249H207L206 250V252H205V250ZM219 249V250H218ZM222 249H223V251H222ZM14 250V251H13ZM27 250V251H26ZM32 250H35L34 252L32 251ZM41 250V251H40ZM43 250V251H42ZM49 250V251H48ZM56 250V251H55ZM62 250H64V251H62ZM76 250V251H75ZM83 250H84V252H83ZM86 250H88V251H90V252H88V251H86ZM121 250V251H120ZM122 250H123V252H122ZM125 250V251H124ZM128 250H130L131 251V253H130V251H128ZM135 250V251H134ZM146 250V251H145ZM157 250V251H156ZM174 250H175V252H174ZM190 250V251H189ZM251 252H250V251ZM19 251H21V252H19ZM32 252V254H31V252ZM38 251V252H37ZM40 251V252H39ZM66 251V252H65ZM79 251V252H78ZM81 251L83 252V255H85V256H83L82 255V253H81ZM109 251V252H108ZM117 251H118V253H117ZM139 251V252H138ZM144 251V253H142ZM154 251H156V253H154ZM159 251V252H158ZM166 251V252H165ZM199 251H200V253H199ZM202 251H204L203 253H202ZM218 251H220V254H221V252L224 254V256H227L226 255V253L225 252H227L229 255H231V258L229 259L228 257H230V256H227V258L228 259H223L222 257V255H220L219 254V252ZM6 252V253H5ZM10 252V253H9ZM13 252V253H12ZM14 252H16V253H14ZM24 252V253H23ZM29 252V253H28ZM39 253V254H37L36 255V253ZM75 252V253H74ZM102 252V253H101ZM121 252L123 253V254H121ZM146 252H147V254H146ZM152 253V256L150 255V253ZM164 252H165V254H164ZM232 252H233V254H234V256H236L237 258V260H239V261H236V259L234 258V256H233V254H232ZM252 255H250L249 253ZM34 253V254H33ZM44 253V254H43ZM54 255H53V254ZM57 253H59V254H57ZM93 253V254H92ZM107 253V254H106ZM130 253V254H129ZM142 253V254H141ZM148 253H149V255H148ZM153 253L154 254H157L158 253V256H156V255H153ZM216 253H218V254H216ZM6 254V255H5ZM15 254H18V257H16L17 255H15ZM26 255L27 254V257L26 256H23V255ZM48 254V255H47ZM68 256H67V255ZM89 254V255H88ZM131 255V256H129V255ZM140 254V255H139ZM143 254L145 255V256H143ZM174 254H175V256H174ZM177 254H178V256H177ZM198 254H200L199 256H198ZM212 254H214V255H212ZM216 254V255H215ZM236 254H238L239 255V257L236 255ZM248 254H249V256H248ZM40 255V256H39ZM45 255V257H43ZM63 255L64 257H61V256ZM75 255V256H74ZM77 255V256H76ZM79 255H82V256H79ZM92 255V256H91ZM120 255V256H119ZM150 256L149 258H148V256ZM190 255H192V258H191V256ZM222 258V259H220V257ZM6 256V257H5ZM8 256V257H7ZM32 256H35V257H38V259H35V257H32ZM52 256V257H51ZM53 256H55V257H53ZM126 256V257H125ZM160 256H161V258H160ZM163 256V257H162ZM176 256H177V258H176ZM194 256L196 257V258H198V259H200V258H202V259H200V260H196L195 261V259L196 258H194ZM210 258L208 261H206L208 258ZM211 256H212V258H213V260L211 259ZM233 256V257H232ZM241 256H243V257H246V258H243V257H241ZM247 256L249 257L248 259H247ZM251 256V257H250ZM17 259H16V258ZM22 257H23V259H22ZM59 257H61L60 259H59ZM85 257V258H84ZM100 257V258H99ZM117 257V258H116ZM136 257V259H134ZM138 257V258H137ZM148 259H146V258ZM157 257H158V259H157ZM188 257L190 258V259H188ZM216 257H218V258H216ZM28 258V259H27ZM41 258L44 260H41ZM49 258V259H48ZM52 258H54V259H52ZM73 258V259H72ZM76 258H78V259H76ZM81 258V259H80ZM93 258H94V260H93ZM97 258V259H96ZM122 258V259H121ZM132 258V259H131ZM172 258V261H173V258L175 259V261L174 262H171V259ZM180 258V260H178ZM182 258V259H181ZM224 258H226V257H224ZM22 259V260H21ZM26 259V260H25ZM31 259V260H30ZM34 259V260H33ZM56 259H57V262H56ZM62 259V261H63V263H62V261H60ZM102 259V260H101ZM104 259V260H103ZM142 259V260H141ZM144 259H146L148 262H150V263H146L147 261L145 260V262H144ZM150 259V260H149ZM153 259V260H152ZM162 259H164L163 261H162ZM192 259V260H191ZM14 260H16V261H14ZM19 260H20V262H19ZM36 260V261H35ZM47 260H49V262L50 263H48V261ZM58 260L60 261V262H58ZM67 262H66V261ZM75 261V260H77V261H75V262H73V261ZM90 260H93V261H90ZM111 260V261H110ZM136 260V261H135ZM166 260V261H165ZM180 261L179 263H178V261ZM187 260V261H186ZM222 260H225L224 262H222ZM228 260H229V262H228ZM245 260V261H244ZM13 261H14V263H13ZM31 261V262H30ZM35 261V262H34ZM79 261V262H78ZM85 261V262H84ZM90 261V262H89ZM108 261H109V263H108ZM154 261V262H153ZM156 261L158 262V263H156ZM160 261H161V263H160ZM194 261V262H193ZM218 261V262H219ZM10 262V263H11ZM16 262V263H15ZM27 262H29V263H27ZM73 262V263H72ZM99 262V263H98ZM125 262V263H124ZM131 262V263H130ZM177 262V263H176ZM184 262H186V263H184ZM193 262V263H192ZM227 262V263H226ZM239 262V263H238ZM6 263H8V262H6V260L5 259H3V260H1L0 261V264H6ZM194 263V264H195Z\"/></svg>",
	"mask_w": 264,
	"mask_h": 264
},
{
	"label": "bare ground",
	"instance_id": "obj_2",
	"mask_svg": "<svg viewBox=\"0 0 264 264\" xmlns=\"http://www.w3.org/2000/svg\"><path fill=\"white\" fill-rule=\"evenodd\" d=\"M5 1H6V0H5ZM5 1H4V2H5ZM48 1H49V0H48ZM56 1H57V0H56ZM56 1H54V3H55ZM58 1L60 2V0H58ZM62 1H63V0H62ZM86 1L88 2L89 0H86ZM97 1H98V0H96V2H97ZM125 1H126V0H125ZM129 1L131 2V0H129ZM134 1H135V0H134ZM134 1H133V2H134ZM138 1H139V0H138ZM138 1L136 0L135 2H138ZM141 1L143 2L144 0H141ZM146 1H147V0H145L144 2L146 3ZM148 1H149V0H148ZM155 1H157V0H155ZM162 1H163V0H162ZM162 1L160 0V2H162ZM165 1H166V0H164L163 3H164ZM242 1L245 2L246 0H173V1L171 0V2H173V3L176 5V9L178 8L177 11H176L177 14L174 13L175 11L172 13L173 15H171L170 11H169L168 13H169L171 16H174V14H176V16L174 17V18H177L176 22H178L179 25L182 27V29L185 31L184 35H185V34H186L185 36L188 35V37H186V38H187V42L185 41V39H183L184 42H186V45H187L186 47L189 48V50H193V49H194L193 54H194V52L196 51V53H195V54H196L195 58H196V57H197V58L202 57V56H203L204 54H206L207 52H208V54L210 53L209 56L212 55V56H216V57H217V58L215 57L216 59H213V61H214V60H217L216 63H214L213 61H211V63H208V62H210V61H208V59L206 58V57H207V54L205 55L206 57L203 56V57H205V60L207 59V60H206L207 62L204 64V65H205V68L208 69L209 71H210V69H212V70L217 74V75H216V74H215V75L218 77V78H216V79H215V78H214V79H213V78H211V79H207L208 81L205 82V81H206V77H208V76H205V77H204V79H205V81H204V82H205V86H206V84L209 86V85L211 84L210 82H212V81H211L212 79H213V81L216 80L215 82H218V81H219L218 79H223V80H224V83H225V85H226L225 88H224V87H223V88H224V90H228V89H229V84H230V83H228V82L232 79V78H231V74H232V73H231V72H232L231 70H232V67H233V66H236V64H238V63H239V67H240V66H241L240 63H244V62H246L245 59H249V58H252V59L256 62V66H253V67H254V68H252L253 71L251 70L252 72H250L251 75H248L250 78L248 79V81L246 80L247 82H246V84H245V85H246L245 88L243 87L244 85H242L243 81H245L244 79H242V77H243L244 73H246L245 71H246V70H249V67H250V66L248 67V69L243 68V70L245 69V71L243 72V74H241V75H242V76H241V79H242L243 81H242V83L240 82V84H241L240 86L243 87L244 90H243V92H241L242 90H240V92H241V95L243 94V97L246 98V100L248 101V106H247L248 108H247V110H246V111H247V114H246L245 110H244L245 113H244V112L242 113V114H246V117H245L244 115H242V116H244V117H245L244 119H246V120L249 121L250 123H251V122H254V125H255V123H256V124H257L256 127H260V125H258V124H261L262 121H264V43H263V42H264V27H263V28H258V27H257V30H256V27H254L255 29L253 28V29L256 31V32H255V31H254V32H255V34H257V38H256V36H255V38H256V40H254L255 42L252 41V45H251V46H253V49H252L253 51L251 52V51L248 50V51L251 52V53H249L248 55H245V56H244L243 54H241V52L239 53L238 51H236L237 53H236L235 51H234V52L232 51V53H234V54H229V53L227 52V48L229 47V45H230L229 43H230V42L232 43V45L235 44V45H241V46H244L243 43L241 42L242 39H241V41H240L239 38H236V37H235V38L232 39V41L228 42V37H226V36L229 35L228 32L231 31V30H230V29H231V26L233 27V25H235V24H237V26H238V25L241 26L242 24H245V25H246V23L248 24V21H247V22H244V19L241 20V19H238V18H237V16H238V11H237V9H238V6H240V5L242 4V3H241ZM253 1H254V0H253ZM258 1H260V0H258ZM2 2H3V1H2ZM12 2H13V0H12ZM14 2H15V1H14ZM24 2H26V1L24 0ZM66 2H67V1H66ZM75 2H76V1H75ZM90 2H91V3H90ZM90 2H89V3L91 4V7L93 8V6H94L93 9H95L96 7H98V6L95 7V5H98V4H95V3H94V5L92 4V3H93V0L90 1ZM107 2H108V1H107ZM114 2H115V1H114ZM135 2H134V4H135V8H134L135 11H136V8H137V7H138L137 10H138V9H141V8H140V5H142V4H140V3H142V2H140V3H139V6H137V7H136V5H138V4L135 3ZM144 2H143V5H145ZM151 2H152V1H150V2L148 3V5H149ZM157 2H158V1H157ZM160 2H159V3H160ZM171 2H170V3H171ZM248 2L251 3V1H248ZM5 3L7 4V2H5ZM26 3H27V2H26ZM34 3L36 4V0L34 1ZM38 3H39V1H38ZM70 3H71V2H70ZM97 3H98V2H97ZM100 3H101V2H100ZM105 3H106V2H105ZM131 3H132V2H131ZM131 3H130V4H131ZM245 3H246V2H245ZM256 3H258V2L256 1ZM262 3H263V5H264V0H263ZM262 3H260V4H258V5L255 4L256 7H258V6H259V7L257 8L258 10H256L255 14L253 13L255 16L252 17V18H250V19H253V18H254V19L256 20V18H257L258 16H260L259 18H260L262 21H264V6L261 7V6H262ZM0 4H1V3H0ZM17 4H18V3H17ZM19 4H20V3H19ZM55 4H57V3H55ZM67 4H68V2H67ZM81 4H82V3H81ZM90 4H87V5H88V7H87V8H88L87 13H88L89 10H90V9H89ZM126 4H127V3H126ZM153 4L155 5V3H153ZM157 4H158V3H156V5H157ZM166 4H169V3L166 2ZM174 4H171L170 6H165V7H164V5L161 6L162 8L164 7V10H163L164 12H163V13L165 14V12L167 11V8H169V7H171V6H172V8H173V5H174ZM243 4H244V3H243ZM243 4H242V5H243ZM251 4H252V3H251ZM253 4H254V3H253ZM7 5H8V4H7ZM30 5H31V4H30ZM37 5H38V4H37ZM40 5H41V1H40ZM40 5H39V7H38V6H36V7H38V9H40V10L42 11L43 8H42V6H40ZM42 5H43V4H42ZM44 5H45V4H44ZM59 5H60V4H59ZM75 5H76V4H75ZM92 5H93V6H92ZM101 5H102V4H101ZM122 5H123V4H122ZM132 5H133V4H132ZM148 5H147V3H146L145 6L147 7ZM150 5L152 6V3H151ZM156 5H155V6H156ZM158 5H159V4H158ZM242 5H241V7L243 8ZM246 5H248V3L245 4V6H246ZM1 6H2V5H1ZM4 6H5V5H4ZM8 6H9V5H8ZM15 6H17V5H15ZM28 6H29V5H28ZM33 6H34V8H35V5H34V4H33ZM66 6H68V8H70L69 5H66ZM103 6H104V5H103ZM126 6H127V5H126ZM151 6H148V8L150 7L148 10H150L152 7L154 8V6H152V7H151ZM245 6H244V7H245ZM6 7H7V6H6ZM12 7H13V6H12ZM17 7H18V6H17ZM50 7H51V6H50ZM77 7H78V6H77ZM82 7H83V6H82ZM82 7H81V8H82ZM85 7H86V6H85ZM91 7H90V8H91ZM101 7H102V6H101ZM101 7H99L98 10H99ZM115 7H116V6H115ZM120 7H121V6H120ZM146 7L143 6L142 9L145 8V10H146ZM156 7H157V6H156ZM159 7H160V6H159ZM174 7H175V6H174ZM247 7H248V6H247ZM3 8H4V7H3ZM8 8H9V7H8ZM30 8H31V7H30ZM34 8H31V9H34ZM45 8H47V7L45 6ZM132 8H133V6H132ZM153 8H152V9H153ZM162 8H161V9H162ZM248 8H249V7H248ZM4 9H6V8H4ZM20 9H21V8H20ZM20 9H18V10H20ZM36 9H37V8H36ZM36 9H34V10H36ZM65 9H66V8H65ZM78 9H80V8L78 7ZM93 9H92V10H93ZM96 9H97V8H96ZM96 9H95V10H96ZM107 9H108V8H107ZM134 9H133V10H134ZM152 9H151V10H152ZM155 9H156V8H155ZM170 9H171V8H170ZM217 9H218V14H219V15L217 16V18H215L214 15H213V12H214V11L216 12ZM252 9H253V8H252ZM254 9H255V8H254ZM0 10H1V9H0ZM10 10H11V9H10ZM72 10L74 11V9H71V11H72ZM86 10H87V9H86ZM92 10H90V11H92ZM98 10H96L95 12L98 13V12H97ZM101 10H102V9H101ZM115 10H116V9H115ZM127 10H128V9H127ZM143 10H144V9H143ZM143 10H140V11H139V12H141V14L138 13V12H136V14L138 13L139 20H141L140 18H141V16H142V12H143ZM151 10H150V11H151ZM156 10H159V9L157 8ZM173 10H174V8H173ZM239 10H240V9H239ZM244 10H245V9H244ZM15 11H17V9H16ZM15 11H14V12H15ZM24 11H25V10H24ZM26 11H27V10H26ZM44 11H45V10H44ZM47 11H48V8H47ZM65 11H68V10H65ZM80 11H83V10L80 9ZM93 11H94V10H93ZM111 11H112V10H111ZM150 11H146L148 15L150 14V13H148V12H150ZM252 11H253V10H252ZM0 12H1V11H0ZM3 12H4V11H3ZM3 12H2V13H3ZM9 12H10V11H9ZM9 12H8V13H9ZM36 12H38V11H36ZM36 12H35V13H36ZM50 12H51V11H50ZM68 12H70V11H68ZM77 12H79V11H77ZM83 12H84V11H83ZM114 12H115V11H114ZM144 12H145V11H144ZM144 12H143L144 16H147L146 13H144ZM154 12H155V10H154ZM158 12H159V11H158ZM160 12H161V10H160ZM160 12H159V13H160ZM236 12H237V13H236ZM6 13H7V12H6ZM16 13H17V12H16ZM16 13H13L14 16H15ZM26 13H27V12H26ZM39 13H40V11L38 12V14H39ZM60 13H61V9H60ZM87 13H86V14H87ZM107 13H108V12H107ZM152 13H153V12H152ZM168 13H167V15H168ZM235 13H236L237 16H234ZM240 13H241V12H240ZM21 14H23V13H21ZM28 14H29V12H28ZM33 14H34V13H33ZM68 14H69V13H68ZM68 14H67V15H68ZM86 14H85V16H86ZM91 14H92V12H91ZM94 14H95V13H94ZM120 14H121V13H120ZM124 14H125V12H124ZM139 14H140L141 16H140ZM156 14H157V11H156ZM160 14H161V16L164 15V14L162 15V12H161ZM216 14H217V13H216ZM216 14H215V15H216ZM244 14H245V13H244ZM9 15H10V14H9ZM23 15H24V14H23ZM26 15H27V14H26ZM42 15H43V14H42ZM42 15H41V16H42ZM46 15H47V14H46ZM67 15H66V17H67ZM82 15H84V14H82ZM95 15H96V14H95ZM134 15H135V12H134V14H133L132 16H134ZM153 15H154V13H153ZM239 15H240V14H239ZM242 15H243V14H242ZM245 15H246V14H245ZM1 16H2V14H1ZM3 16L5 17L6 14L3 15ZM20 16H21V15H20ZM28 16H30V15H28ZM36 16H37V15H36ZM68 16H70V14H69ZM72 16H73V15H72ZM90 16H91V15H90ZM92 16H93V15H92ZM92 16H91V17H92ZM96 16H97V15H96ZM111 16H112V15H111ZM114 16H115V15H114ZM132 16H131V17H132ZM158 16H159V14H158ZM161 16H160V17H161ZM165 16H166V15H164V17H165ZM233 16H234V18L236 17V20L233 19L234 21H236V22H233V23H235V24H232V23H231V21H233V20H232ZM251 16H252V15H251ZM11 17L13 18V16H11ZM16 17H18V14H17ZM24 17H25V16H24ZM24 17H22V18H24ZM26 17H27V16H26ZM26 17H25V18H26ZM44 17H45V16H44ZM44 17H43V18H44ZM60 17H61V14H60ZM75 17H76V16H75ZM78 17H79V16H78ZM102 17H103V16H102ZM112 17H113V16H112ZM131 17H130V19H131ZM134 17H135V16H134ZM136 17H137V15H136ZM147 17H148V16H147ZM147 17H146V19H145V18L142 16L143 19H145V20H149L150 18L147 19ZM149 17H150V16H149ZM152 17H153V16H152ZM156 17H157V16H156ZM164 17H162V18H164ZM255 17H256V18H255ZM7 18H8V15H7ZM31 18H32V16H31ZM57 18H58V17H57ZM69 18H70V17H69ZM69 18H68V19H69ZM71 18H72V17H71ZM87 18H88V17H87ZM89 18H90V17H89ZM92 18H93V17H92ZM119 18H120V17H119ZM137 18H138V17H137ZM157 18H159V17H157ZM162 18H161V19L159 18V19L162 20ZM168 18H169V17H168ZM168 18H166V19H168ZM174 18H169L167 21L170 22V23H171V22H172V23L174 22L173 24H174V26H175L176 23H175ZM240 18H242L241 15H240ZM244 18H245V17H244ZM247 18H248V17H247ZM247 18H245V19H247ZM33 19H34V18H33ZM46 19H48V18H46ZM50 19H51V18H50ZM62 19H63V18H62ZM85 19H86V18H85ZM117 19H118V18H117ZM130 19H129V20H130ZM134 19H135V18H134ZM134 19L132 18V20H134ZM155 19H156V18H154V19L152 18V21L155 20ZM164 19H165V18H164ZM248 19H249V18H248ZM248 19H247V20H248ZM250 19H249V20H250ZM2 20H3V19H2ZM34 20H36V19H34ZM43 20H44V22H45V19H43ZM52 20H53V19H52ZM83 20H84V19H83ZM87 20H88V19H87ZM94 20H95V19H94ZM108 20H109V19H108ZM139 20H138V21H139ZM216 20H217V22H219V23H216V22H215ZM5 21H6V20H5ZM12 21L14 22V19H13ZM12 21H11V22H12ZM22 21H24V20H22ZM30 21H31V20H30ZM77 21H78V20H77ZM90 21H91V20H90ZM138 21H136V22H138ZM158 21H159V20H158ZM164 21H166V20H164ZM7 22H8V19H7ZM28 22H29V21H28ZM34 22H35V21H34ZM36 22L38 23V21H36ZM40 22H42V21H40ZM44 22H43V23H44ZM48 22H49V21H48ZM48 22H47V23H48ZM55 22H56V19H55ZM55 22H54V23H55ZM62 22H63V21H62ZM64 22H65V21H64ZM71 22H72V20H71ZM112 22H113V21H112ZM119 22H120V21H119ZM132 22H133V21H132ZM144 22H145V21H144ZM147 22H148V21H147ZM161 22H162V21H161ZM168 22H165V23L168 24ZM243 22H244V23H243ZM251 22H252V21H251ZM251 22H250V23H251ZM0 23H1V21H0ZM5 23H6V22H5ZM116 23H117V22H116ZM142 23H143V22H142ZM145 23H146V22H145ZM153 23H154V24L156 23V27L159 26V25L157 26V22L154 21ZM172 23H171V24H172ZM214 23L218 24V28L215 29V32H214V33L208 34V33L206 32V30L209 31V30H210L209 28H211V27L213 28V27H214V25H213ZM254 23H255V21H254ZM6 24H7V23H6ZM22 24H23V23H22ZM33 24H34V23H33ZM40 24H41V23H40ZM67 24H68V23H67ZM74 24H76V22H75ZM85 24H86V23H85ZM104 24H105V23H104ZM123 24H124V23H123ZM134 24H135V23H134ZM143 24H144V23H143ZM158 24H159V23H158ZM252 24H253V23H252ZM259 24H260V21H259ZM30 25H32V24L30 23ZM34 25H35V24H34ZM47 25H48V24H47ZM51 25L53 26V24H51ZM70 25H71V24H70ZM105 25H106V24H105ZM145 25H146V24H144V26H145ZM149 25H150V24H149ZM164 25H165V24H163L162 26H164ZM169 25H170V24H169ZM212 25H213V26H212ZM250 25H251V24H250ZM261 25H262V23H261ZM261 25H260V27H261ZM263 25H264V23H263ZM7 26H8V25H7ZM7 26H6V27H7ZM10 26H11V25H10ZM10 26H9V27H10ZM27 26H28V25H27ZM63 26H64V24H63ZM78 26H79V25H78ZM109 26H110V24H109ZM151 26H152V25H151ZM153 26H154V25H153ZM166 26H167V25H166ZM180 26H179V27H180ZM29 27H30V26H29ZM43 27H44V26H43ZM69 27H70V26H69ZM89 27H90V26H89ZM154 27H155V26H154ZM156 27H155V29H157ZM164 27H165V26H164ZM164 27H163V28H164ZM169 27H170V26H169ZM234 27H235V28H238V27H236V26H234ZM234 27L232 28V30L234 29ZM241 27H242V26H241ZM245 27H246V26H245ZM250 27H251V26H250ZM252 27H253V26H252ZM10 28H11V27H10ZM15 28H16V27H15ZM50 28L53 29L54 27H53V28L50 27ZM125 28H126V27H125ZM125 28H124V29H125ZM132 28H133V27H132ZM212 28H211V30H212ZM215 28H216V27H215ZM246 28H247V27H246ZM248 28H249V25H248ZM248 28H247V29H248ZM2 29H3V28H2ZM2 29H1V30H2ZM8 29H9V28H8ZM38 29H39V27H38ZM46 29H47V28H46ZM46 29H45V30H46ZM48 29H49V28H48ZM54 29H55V28H54ZM54 29H53V30H54ZM97 29H98V28H97ZM135 29H136V28H135ZM143 29H144V28H143ZM145 29H147V26H146ZM165 29H166V28H164L163 31H164ZM171 29H172V28H171ZM175 29H176V28H175ZM208 29H209V30H208ZM239 29H240V28H239ZM253 29H252V30H253ZM28 30H29V29H28ZM53 30H52V31H53ZM55 30H56V29H55ZM93 30H94V29H93ZM100 30H101V29H100ZM132 30H133V29H132ZM132 30H131V31H132ZM160 30H161V28H160ZM168 30H169V29H168ZM177 30H178V28H177ZM177 30H176V31H177ZM180 30H181V29H180ZM180 30H179V31H180ZM250 30H251V29H250ZM8 31H9V30H8ZM16 31H17V30H16ZM30 31H31V30H30ZM34 31H35V30H34ZM36 31H37V30H36ZM46 31H49V32H50V30H46ZM58 31H59V30H58ZM104 31H105V30H104ZM119 31H120V30H119ZM143 31H144V30H143ZM143 31H142V32H143ZM145 31H146V30H145ZM145 31H144V33H145ZM150 31H152V30L150 29ZM172 31H175V30H172ZM176 31H175V33L178 34V33H177L178 31H177V32H176ZM213 31H214V29H213L211 32H213ZM235 31H236V30H235ZM235 31H234V32H235ZM238 31H240V30H238ZM246 31H247V30H246ZM37 32L40 33V31H37ZM97 32H98V31H97ZM123 32H124V31H123ZM147 32H148V31H147ZM154 32H156V31H154ZM182 32H183V31H182ZM254 32L251 31V34H252V35L249 34V37H250V35H251V37H252V36L254 35ZM2 33H3V32H2ZM5 33H6V32H5ZM35 33H36V32H35ZM43 33H44V32H43ZM104 33H105V32H104ZM115 33H116V32H115ZM150 33H151V32H150ZM152 33H153V32H152ZM152 33H151V34H152ZM156 33H158V32H156ZM159 33H160V31H159ZM161 33H163V32H161ZM164 33H166V32H164ZM171 33H172V32H171ZM231 33H232V32H231ZM235 33H236V34H235ZM235 33H234V35H238V34H237V31H236ZM247 33H248V32H247ZM3 34H4V33H3ZM13 34H14V33H13ZM31 34H32V33H31ZM49 34H50V33H49ZM100 34H101V33H100ZM146 34H147V33H146ZM168 34H170V33H168ZM179 34H181V32H180ZM179 34H178V35H179ZM227 34H228V35H227ZM4 35H5V34H4ZM4 35H3V36H4ZM6 35H7V34H6ZM19 35H20V33H19ZM32 35H33V34H32ZM40 35H41V34H40ZM44 35H45V33H44ZM44 35H41V37L44 36ZM47 35H48V34H47ZM52 35H53V33H52ZM77 35H78V33H77ZM116 35H117V34H116ZM130 35H131V34H130ZM136 35H137V33H136ZM147 35H148V34H147ZM154 35H155V34H154ZM160 35H161V38H162V36H164V35H162V34H160ZM170 35H171V34H170ZM172 35H173V34H172ZM172 35H171V36H172ZM178 35H177V36H178ZM240 35H241V34H240ZM240 35H239V36H240ZM28 36H29V35H28ZM38 36H39V35H38ZM50 36H51V35H50ZM50 36H49V37H50ZM60 36H61V35H60ZM72 36H73V35H72ZM127 36H128V35H127ZM166 36H167V35H166ZM173 36H174V35H173ZM179 36H181V35H179ZM179 36H178V37H179ZM185 36H184V37H185ZM232 36H233V34H232ZM232 36H231V38H232ZM0 37H1V36H0ZM7 37H8V36H7ZM7 37H5V38H7ZM10 37H11V36H10ZM16 37H17V36H16ZM26 37H27V36H26ZM44 37H45V36H44ZM58 37H59V35H58ZM87 37H88V36H87ZM90 37H91V36H90ZM109 37H110V36H109ZM113 37H114V36H113ZM136 37H137V36H136ZM155 37H157V36H155ZM174 37L176 38V35H175ZM174 37H172L173 40H174ZM178 37H177V39H178ZM253 37H254V36H253ZM12 38H13V37H12ZM17 38H19V36H18ZM17 38H16V39H17ZM22 38H23V37H22ZM29 38H32V36L29 37ZM52 38H53V37H52ZM59 38H60V37H59ZM69 38H70V36H69ZM76 38H77V37H76ZM95 38H96V37H95ZM102 38H103V37H102ZM164 38H165V36H164ZM167 38H170V37L168 36ZM172 38H171V39H172ZM226 38H227V39H226ZM245 38H246V37H245ZM245 38H243V39L245 40ZM16 39H15V40H16ZM19 39H21V38H19ZM46 39H47V38H46ZM54 39H55V38H54ZM63 39H64V38H63ZM67 39H68V38H67ZM138 39H139V38H138ZM155 39H156V38H155ZM171 39H170V41H171ZM181 39H182V38H181ZM2 40H3V39H2ZM13 40H14V39H13ZM15 40H14V41H15ZM40 40L42 41V39H40ZM44 40H45V39H44ZM55 40H56V39H55ZM57 40H58V39H57ZM89 40H90V39H89ZM130 40H131V39H130ZM140 40H141V39H140ZM142 40H143V39H142ZM152 40H154V38H153ZM156 40H158V39H156ZM162 40H163V39H162ZM162 40H161V41H162ZM167 40H168V39H167ZM178 40H179V39H178ZM178 40H177V42H180V41H178ZM230 40H231V39H230ZM244 40H243V41H244ZM251 40H252V39H251ZM0 41H1V38H0ZM8 41H9V40H8ZM23 41H24V40H23ZM38 41H39V39H38ZM46 41L48 42V40H46ZM50 41H52V40H50ZM65 41H66V40H65ZM76 41H77V40H76ZM138 41H139V40H138ZM148 41H149V40H148ZM159 41H160V39H159ZM159 41H157V44H158ZM161 41H160V42H161ZM174 41H176V40H174ZM1 42H3V41H1ZM1 42H0V43H1ZM18 42H19V41H18ZM55 42H56V41H55ZM63 42H64V40H63ZM78 42H79V41H78ZM106 42H107V41H106ZM123 42H124V41H123ZM154 42H156V41H154ZM160 42H159V43H160ZM162 42L164 43L165 41H162ZM162 42H161V43H162ZM168 42H169V40H168ZM168 42H167V43H168ZM172 42H173V41H172ZM248 42H249V41H246V42H244V43H248ZM6 43H7V42H6ZM9 43H10V42H9ZM31 43H32V42H30V44H31ZM51 43H53V42H51ZM60 43H61V42H60ZM60 43H58V44L60 45ZM66 43H67V42H66ZM109 43H110V42H109ZM129 43H130V42H129ZM129 43H128V44H129ZM138 43H139V42H138ZM138 43H137V44H138ZM150 43H151V45H152L151 47H153L154 44H153L152 42H150ZM167 43H166V46H167ZM173 43H174V42H173ZM38 44H39V43H38ZM42 44H43V43H42ZM54 44H55V43H54ZM58 44H56V47L58 46ZM71 44H72V42H71ZM99 44H100V43H99ZM133 44H135V43H133ZM164 44H165V43H164ZM170 44H171V43H170ZM170 44H169L168 47H172L171 45H173V44H171V45H170ZM176 44H178V43H176ZM183 44L185 45V43H183ZM249 44H250V43H249ZM249 44H247V45H249ZM1 45H2V43H1ZM36 45H37V44H36ZM49 45H50V44H49ZM61 45H63V44H61ZM66 45H67V44H66ZM69 45H70V43H69ZM72 45H73V44H72ZM79 45H80V44H79ZM129 45H130V44H129ZM135 45H136V44H135ZM148 45H149V44H148ZM161 45H163V44H161ZM178 45H180V44H178ZM181 45H182V44H181ZM247 45H245V47H246ZM19 46H20V45H19ZM22 46H23V45H22ZM29 46H30V45H29ZM47 46H48V44H47ZM63 46H64V45H63ZM88 46H89V45H88ZM109 46H110V44H109ZM124 46H125V45H124ZM124 46H123V47H124ZM154 46H156V45H154ZM166 46H165V47H166ZM175 46H177V45H175ZM5 47H6V45H5ZM14 47H15V46H14ZM52 47H53V46H52ZM52 47H51V48H52ZM54 47H55V46H54ZM64 47H65V46H64ZM71 47H72V46H71ZM131 47H132V45H131ZM158 47H159V44H158ZM173 47H174V45H173ZM173 47H172V48H173ZM178 47H179V46H178ZM249 47H250V45H249ZM2 48H3V46H2ZM20 48H21V47H20ZM31 48H32V47H31ZM31 48H29V50H30ZM34 48H35V47H34ZM101 48H102V47H101ZM153 48H154V47H153ZM156 48H157V47H155L154 50H155ZM163 48H164V46H163ZM163 48H162V49H163ZM176 48H177V47H176ZM181 48H182V49H181V50L179 49V50L184 52L185 49H183V45H182ZM187 48H186V49H187ZM190 48H191V49H190ZM230 48H231V47H230ZM234 48L236 49V46H235ZM237 48H238V47H237ZM0 49H1V48H0ZM14 49H15V48H14ZM38 49H39V48H38ZM61 49H63V48H61ZM159 49H160V47H159ZM159 49H158V50H159ZM167 49H170V48H166V50H167ZM231 49H233V48H231ZM247 49H248V48H247ZM11 50H13V49H11ZM26 50H28V49H26ZM32 50H33V49H32ZM42 50H43V49H42ZM55 50H56V48H55ZM58 50H59V47H58ZM58 50H57V51H58ZM68 50H69V49H68ZM82 50H83V49H82ZM134 50H135V48H134ZM172 50H174V49H172ZM172 50H171V53H173ZM177 50H178V49H177ZM179 50H178V51H179ZM189 50H188V51H189ZM0 51H1V50H0ZM24 51H25V50H24ZM61 51H62V50H61ZM63 51H64V50H63ZM69 51H70V50H69ZM129 51H130V50H129ZM131 51H132V50H131ZM147 51H149V50H147ZM151 51H152V50H151ZM156 51H157V49H156ZM167 51H170V50H167ZM180 51H179V52H180ZM188 51H186V52H188ZM229 51H230V50H229ZM240 51H243V49L240 50ZM35 52H37V51H35ZM54 52H55V51H54ZM58 52H59V51H58ZM104 52H105V51H104ZM106 52H108V51H106ZM121 52H122V51H121ZM132 52H133V51H132ZM154 52H155V51H154ZM160 52H161V51H160ZM160 52L157 51V53H160ZM186 52H185V57H186ZM189 52H191V51H189ZM189 52H188V53H189ZM244 52H246V51H244ZM38 53H39V52H38ZM38 53H36V54H38ZM51 53H52V52H51ZM62 53H63V52H62ZM70 53H71V52H70ZM88 53H89V52H88ZM135 53H136V51H135ZM137 53H138V52H137ZM163 53H164V52H163ZM168 53H169V52H168ZM188 53H187V54H188ZM230 53H231V52H230ZM235 53H236V54H235ZM242 53H243V52H242ZM246 53H248V52H246ZM32 54H34V53H32ZM68 54H69V53H68ZM178 54H179V53H178ZM191 54H192V53H190V55H191ZM193 54H192V55H193ZM53 55H54V54H53ZM70 55H71V54H70ZM132 55H133V54H132ZM167 55H168V54H166V55H164V56L167 57ZM171 55H172V54H171ZM174 55H175V54H174ZM174 55H173V56H174ZM179 55H180V56H179L180 58H181V57L183 58V56H184V54H183V56H181V55H182L181 52H180ZM190 55H189L190 58H191V57H194V55H193V56H190ZM36 56H37V55H36ZM39 56H40V55H39ZM41 56H42V55H41ZM68 56H69V55H68ZM79 56H80V55H79ZM106 56H107V55H106ZM161 56H162V54H161ZM173 56H170V53H169V57H171L170 59H172ZM28 57H29V56H28ZM49 57H50V56H49ZM157 57H158V56H157ZM169 57H168L167 59H169ZM176 57H177V56H176ZM176 57H175V59H177ZM0 58H1V57H0ZM8 58H9V57H8ZM42 58H43V57H42ZM47 58H48V57H47ZM52 58H53V57H52ZM67 58H68V57H67ZM69 58H70V57H69ZM69 58H68V59H69ZM160 58H161V57H160ZM160 58H159V59H160ZM182 58H181V59H182ZM186 58H188V57H186ZM213 58H214V57H213ZM11 59H12V58H11ZM20 59H21V58H20ZM22 59H23V57H22ZM22 59H21V60H22ZM26 59H27V58H26ZM40 59H41V58H40ZM49 59H51V58H49ZM53 59H54V58H53ZM55 59H57V58H55ZM59 59H60V57H59ZM59 59H58V60H59ZM118 59H119V58H118ZM120 59H122V58H120ZM163 59H164V57H163ZM170 59H169V60H170ZM181 59H180V60H181ZM191 59H192V58H191ZM202 59H204V58H202ZM209 59H211V58L209 57ZM9 60H10V59H9ZM21 60H20V61H21ZM28 60H29V58H28ZM28 60H27V61H28ZM88 60H90V59H87V61H88ZM96 60H100V59H96ZM160 60H161V59H160ZM169 60H167V61H169ZM183 60H184V58L182 59V62L180 61L181 63H179V65L183 63ZM185 60H186V59H185ZM185 60H184V61H185ZM187 60H190V59H187ZM195 60H197V59H195ZM200 60H201V59H200ZM200 60H197V61L201 62ZM14 61H15V60H14ZM39 61H40V60H39ZM45 61H46V60H45ZM49 61H51V60H49ZM53 61H54V60H53ZM62 61H63V60H62ZM62 61H61V64L63 63ZM64 61H65V63H66L67 60H64ZM100 61H102V60H100ZM157 61H158V60H157ZM157 61H156V66H157V67H159V66L161 67V63L158 62V63L160 64V65H158V64H157ZM171 61H172V60H171ZM177 61H179V60H177ZM191 61H192V60H191ZM197 61H196V62H197ZM203 61H204V60H202V62H203ZM250 61H251V60H250ZM254 61H252V64L254 63ZM4 62H5V61H4ZM4 62H3V63H4ZM11 62H12V61H11ZM55 62H56V61H55ZM68 62H69V61H68ZM89 62H90V61H89ZM95 62H96V61H95ZM103 62H104V61H103ZM130 62H131V61H130ZM147 62H148V61H147ZM153 62L155 63V61H153ZM196 62H195V63H196ZM199 62H198V63H199ZM0 63H1V60H0ZM6 63H7V62H6ZM13 63H14V62H13ZM46 63H47V61H46ZM50 63H51V62H50ZM58 63H59V62H58ZM91 63H92V62H91ZM150 63H152V62H150ZM150 63H149V64H150ZM162 63L164 64L165 62L162 61ZM169 63H170V61H169ZM171 63H172V62H171ZM173 63H175V62H173ZM177 63H178V62H177ZM188 63H191V62L188 61ZM192 63H194V60H193ZM212 63H214V64H212ZM247 63H249V62L247 61ZM68 64H69V63H68ZM70 64L72 65V63H70ZM73 64H74V63H73ZM116 64H117V63H116ZM145 64H146V63H145ZM196 64H197V63H196ZM196 64H195V65H196ZM249 64H251V63H249ZM249 64H247V65H249ZM18 65H19V63H18ZM63 65H64V64H63ZM66 65H67V64H66ZM71 65H70V66H71ZM89 65H90V64H89ZM146 65H147V64H146ZM167 65H168V64L166 63V65H165V72H168V71H166V67H167ZM171 65H172V64H171ZM190 65H191V64H190ZM200 65H201V63H200ZM200 65H199V67H200ZM245 65H246V63H245ZM36 66H37V65H36ZM41 66H42V65H41ZM60 66H61V65H60ZM84 66H85V65H84ZM113 66H114V65H113ZM168 66H169V65H168ZM175 66H177L176 63H175ZM175 66H174V67H175ZM184 66H188V64H187V65L185 64ZM184 66H183V64L180 66V71L182 70L183 74H184L185 71H190V70H187V69H186V70L181 69V68L184 67ZM197 66H198V65H197ZM202 66H203V64L201 65V67H202ZM18 67H19V66H18ZM43 67L45 68V66H43ZM63 67H64V66H63ZM68 67H69V65H68ZM144 67H145V66H144ZM170 67H172V66H170ZM199 67H198V68H199ZM242 67H243V66H242ZM242 67H240V68H242ZM245 67H246V66H245ZM0 68H1V67H0ZM31 68H32V67H31ZM61 68H62V66H61ZM71 68H72V66L70 67V69H71ZM151 68H153V67H151ZM163 68H164V67L162 66V69H163ZM168 68H169V67H168ZM198 68H197V69L195 68V72H196V70L199 71ZM2 69H3V68H2ZM27 69H30V68H27ZM55 69H56V68H55ZM66 69H68V68H66ZM142 69H143V68H142ZM162 69H160V72L157 71V69H156V71H157L158 73H154V75L160 73L159 76H162V75L164 74V73H163V74L161 73V70H162ZM170 69H171V68H170ZM172 69H173V70L176 69V71H177V69H179V68H178V67H177V68H173V67H172ZM206 69H205V70H206ZM31 70H32V69H31ZM34 70H35V69H34ZM41 70H42V69H41ZM53 70H54V69H53ZM56 70H57V69H56ZM140 70H141V69H140ZM150 70H151V69H150ZM153 70H154V69H153ZM158 70H159V68H158ZM192 70H193V69H192ZM200 70H204V69L201 68ZM241 70H242V69H241ZM59 71H60V70H59ZM78 71H79V70H78ZM169 71H170V70H169ZM209 71H208V72H209ZM213 71H212V72H213ZM249 71H250V70H249ZM11 72H12V71H11ZM36 72H37V71H36ZM42 72H43V71H42ZM54 72H55V71H54ZM62 72H63V71H62ZM141 72H142V71H141ZM145 72L147 73V71H145ZM145 72H144V73H145ZM152 72H153V71H152ZM154 72H155V71H154ZM162 72H163V70H162ZM193 72H194V70H193ZM193 72H191L192 75L194 74ZM199 72H200L199 75H201V76H202L203 74H208L207 70H206V73H205V71H204V73L202 72L203 74L201 73V71H199ZM241 72H242V71H241ZM247 72H248V71H247ZM20 73H21V72H20ZM25 73H26V72H25ZM50 73H51V72H50ZM63 73H64V72H63ZM139 73H140V71H139ZM168 73H170V72H168ZM172 73H173V71H172ZM180 73H181V72H180ZM187 73L189 74L190 72H187ZM187 73H185V75H184L185 77H184L182 74L178 75V74L175 72V73H173V76H172V77H170L172 74L169 75V79H170V80H171V78H172V79H175L174 74H176V77H177V76L179 77V76L182 75V78H183V79H185L186 77H189L188 79H191L190 81H189V80L187 81V79H185V80H186L187 82H191V81L193 80V78H195V77L197 76V74H198V73H197V74L195 73V75H193V76H194V77H193L191 74H189V76H186ZM210 73H211V72H210ZM210 73H209V76H210ZM233 73H234V72H233ZM21 74H22V73H21ZM34 74H35V73H34ZM42 74H43V73H42ZM48 74H49V73H48ZM166 74H167V73H166ZM58 75L60 76L61 74H58ZM62 75H64V74H62ZM144 75H145V74H144ZM232 75H233V76L235 75V76H234L235 79L237 78V77H236V74H232ZM239 75H240V74H239ZM245 75H246V78H247V74H245ZM19 76H20V75H19ZM22 76H23V75H22ZM30 76H31V75H30ZM34 76H35V75H34ZM43 76H44V75H43ZM52 76H53V75H52ZM55 76H57V75L55 74ZM59 76H57V77H59ZM67 76H69V75H67ZM166 76H167V75H166ZM190 76H191L192 78H190ZM201 76H200V77H197V78L199 79V78H201ZM212 76H214V75H212ZM25 77H26V76H25ZM31 77H32V76H31ZM60 77H61V76H60ZM65 77H66V75H65ZM75 77H76V74H75ZM148 77H149V76H148ZM151 77H152V74H151ZM155 77H156V76H155ZM155 77H154V78H155ZM162 77H163V76H162ZM22 78H24V77H22ZM37 78H38V77H37ZM42 78H43V77H42ZM47 78H48V77H47ZM47 78H45V79H47ZM137 78H138V77H137ZM145 78H146V77H145ZM164 78L166 79L165 74H164ZM179 78H181V77H179ZM197 78H196V79H197ZM208 78H210V77H208ZM234 78H233V79H234ZM243 78H244V77H243ZM0 79H1V77H0ZM8 79H9V78H8ZM20 79H21V78H20ZM20 79H19V81H20ZM52 79H53V78H52ZM54 79H55V78H54ZM60 79H61V78H60ZM73 79H74V78H73ZM73 79H72V80H73ZM80 79H81V78H80ZM165 79H164V80H165ZM198 79H197V81H198ZM201 79H203V78H201ZM201 79H199V80H201ZM204 79H203V80H204ZM241 79H240V80H241ZM27 80H28V79H27ZM41 80H42V79H41ZM61 80H62V79H61ZM61 80H60V81H61ZM63 80H64V79H63ZM68 80H69V79H68ZM68 80H66V82H67ZM74 80H75V79H74ZM76 80H77V78H76ZM145 80H146V79H145ZM149 80H150V79H149ZM152 80H153V78H152ZM154 80H155V79H154ZM164 80H163V81H164ZM170 80H168V81H170ZM176 80H177V79H175V82L173 81V83H175L176 85L178 84V83H176V82L182 83V82H180L182 79H181V80L178 79L177 81H176ZM185 80H184V81H185ZM203 80H202V82H203ZM217 80H218V81H217ZM0 81H1V80H0ZM5 81H6V80H5ZM24 81H25V80H24ZM24 81H21V82H24ZM28 81H29V80H28ZM47 81H48V80H47ZM69 81H70V80H69ZM106 81H107V80H106ZM150 81H151V80H150ZM157 81H158V80H157ZM160 81H161V80H160ZM186 81H185V83H184L185 85H186ZM193 81H194V82H193ZM193 81H192V83H195L194 85H197V86H198L199 84L201 85V81H199V84L197 83L196 80H193ZM195 81H196V82H195ZM220 81H221V80H220ZM231 81H232V80H231ZM233 81H234V80H233ZM235 81H236V80H235ZM237 81H238V80H237ZM35 82H36V81H35ZM49 82H50V81H49ZM58 82H59V80H58ZM62 82H63V81H62ZM70 82H71V81H70ZM73 82H74V81H72V84H73ZM154 82H156V81H154ZM17 83H18V82H17ZM81 83H82V82H81ZM84 83H85V82H84ZM89 83H90V82H89ZM108 83H109V82H108ZM147 83H149V82H147ZM161 83H162V82H161ZM163 83H164V82H163ZM168 83H172V82L170 81V82H168ZM192 83H189V84H190V89H189L190 92H191V90H192V89H191V88H192L191 85H193ZM208 83H210V84H208ZM219 83H221L220 85L222 86V82H219ZM219 83L217 84L218 86H220ZM238 83H239V82H238ZM42 84H45V83H42ZM42 84H41V85H42ZM72 84H71V85H72ZM78 84H79V83H78ZM110 84H112V82H111ZM165 84H167L166 80H165ZM175 84H173V85L170 84V85L174 86ZM182 84H183V83H182ZM213 84H215V83H213ZM233 84H234V83H233ZM14 85H16V84H14ZM18 85H19V84H18ZM20 85H21V83H20ZM27 85H28V84H27ZM47 85H48V84H47ZM57 85H59V84H57ZM60 85H61V84H60ZM67 85H68V84H66V86H67ZM89 85H90V84H89ZM89 85H88V86H89ZM147 85H148V84H147ZM147 85H146V86H147ZM149 85H150V84H149ZM155 85H158V84H155ZM159 85L161 86V84H159ZM159 85H158V86H159ZM167 85H168V84H167ZM167 85H166V87H165L164 85H163V87H162V86H161V87H162V88L165 87L166 89H168V88H167ZM170 85H168V86L170 87ZM176 85H175V87H174V89H173L174 91H175V89H176V87H177ZM178 85H180V84H178ZM185 85H184V87L186 88L187 85H186V86H185ZM194 85H193V86H194ZM237 85H238V84H237ZM9 86H10V85H9ZM29 86H30V85H29ZM43 86H44V85H43ZM45 86H46V85H45ZM61 86H62V85H61ZM64 86H65V85H64ZM66 86H65V87H66ZM76 86H77V85H76ZM103 86H104V85H103ZM105 86H106V85H105ZM108 86H109V85H108ZM112 86H114V85H112ZM112 86H111V87H112ZM152 86H154V84H153ZM172 86H171V87H172ZM182 86H183V85H182ZM212 86H213V85H212ZM214 86H216V85H214ZM223 86H224V85H223ZM30 87H31V86H30ZM57 87H58V86H57ZM90 87H92V86H90ZM111 87H110V88H111ZM116 87H117V86H116ZM148 87H149V86H148ZM179 87H180V86H179ZM179 87H178V89H176V90H177V94H179L178 91H180V92L182 91V90L180 89L181 87H180V88H179ZM184 87H182V88L184 89ZM194 87H195V86H194ZM198 87H199V89H200V88L202 89L203 85H202L201 87H200V86H198ZM230 87H232V86H230ZM241 87H240V88H241ZM16 88H17V87H16ZM26 88H28V86H27ZM35 88H36V87H35ZM52 88H53V87H52ZM73 88H74V87H73ZM75 88H76V87H75ZM102 88H103V87H102ZM104 88H105V87H104ZM144 88H146V87L144 86ZM155 88H156V87H155ZM188 88H189V87H188ZM203 88H204V87H203ZM206 88H207V87H206ZM208 88H209V87H208ZM213 88H214V87H212V89H213ZM236 88H237V87H235V90H236ZM238 88H239V87H238ZM238 88H237V90H236V93H237V91H238ZM24 89H25V88H24ZM42 89H43V88H42ZM45 89H46V87H45ZM47 89H48V88H47ZM60 89H61V88H60ZM67 89H68V87H67ZM78 89H81V88H78ZM82 89H83V88H82ZM85 89H86V88H85ZM87 89H88V88H87ZM156 89H157V88H156ZM195 89H197L198 91H201V89L199 90V89L196 88V87H195ZM195 89H194V91L192 90V92H196ZM209 89H210V88H209ZM221 89H222V87H220L219 90H216V89H215L214 91H213V90H212V91L209 90V92H207L208 90L206 91V93H207V98L211 99V100L214 102V105H210V106H212V107H211V110H212V111H211L210 113H209V112H208V113L210 114V116H212V115L215 116V114H216V116H220V117H222V115H223V116H226V117H224V120H225V118H226V120H225L226 123H228V122L230 123L229 120H230L231 118L229 119V116L231 115V112H233L232 110L234 109V108L232 109V108L230 107V106H231L230 104L232 103V101H231V103L229 104V101H230V100H229V101L227 100V99L230 97V95H229V97H228V93H230V92L227 91L228 93L225 94V95H227V97L225 96V97H226V99H225L222 95H223L224 93H226V91L222 92ZM31 90H32V89H31ZM48 90H49V89H48ZM48 90H47V91H48ZM108 90H110V89H108ZM148 90L150 91V89H148ZM161 90H163V91H161ZM173 90L168 89V92H169V91L172 92ZM184 90H185V89H184ZM186 90H188V89H186ZM204 90H205V89H204ZM204 90H203V91H204ZM232 90H233V89H232ZM235 90H234V91H235ZM18 91H20V90H18ZM59 91H60V90H59ZM75 91H76V90H75ZM146 91H147V90H146ZM164 91H165V89H161V88H160V92H162V94L164 93ZM189 91H182V92H185V93L187 94ZM25 92H27V91H25ZM32 92H33V91H32ZM43 92H44V91H43ZM43 92H42V93H43ZM65 92H66V91H65ZM69 92H70V91H69ZM76 92H77V91H76ZM160 92H159V93H160ZM166 92H167V90H166ZM170 92H169V94H171ZM182 92H181V93H182ZM192 92H191V93H192ZM201 92H202V91H201ZM232 92H233V91H232ZM20 93H21V92H20ZM48 93H49V92H48ZM59 93H60V92H59ZM174 93H176V91L173 92V95H171V97L174 96ZM181 93H180V95H181ZM222 93H223V94H222ZM234 93H235V92H234ZM234 93H233V94H234ZM238 93H239V91H238ZM44 94H45V93H44ZM67 94H68V93H67ZM169 94H167V95L164 94V96L167 97ZM177 94H176V95H177ZM183 94H184V93H183ZM186 94H184V95H186ZM188 94H189V93H188ZM192 94H193V93H192ZM195 94H196V95H195ZM197 94H199V92H198V93H194L193 95H195V97H193V98H196V97H197ZM32 95H34V94H32ZM50 95H51V94H50ZM157 95H158V94H157ZM184 95H183V97H184ZM193 95H190V96H193ZM201 95H203V96H201ZM204 95H206V94H205V91H204L203 94H200L199 97L202 99V98L204 97ZM234 95H235V94H234ZM241 95H237L236 101H240L239 99H241V98L238 99V96H241ZM71 96H72V95H71ZM71 96H70V97H71ZM164 96H163V97H164ZM187 96H188V95H187ZM190 96H189V97H190ZM64 97H65V96H64ZM88 97H89V96H88ZM160 97H161V94H160ZM177 97H181V96H178V95H177ZM189 97H187L186 99H188ZM205 97H206V96H205ZM222 97H223L224 99H222ZM231 97L233 98V96H231ZM231 97H230V98H231ZM235 97H236V96H235ZM13 98H14V97H13ZM27 98H28V97H27ZM51 98H52V97H51ZM58 98H59V97H58ZM154 98L157 100L156 96H155ZM164 98H165V97H164ZM175 98H176V97H175ZM207 98H204L203 100H208ZM7 99H8V98H7ZM23 99H24V98H23ZM36 99H37V98H36ZM45 99H46V96H45ZM65 99H66V98H65ZM155 99H154V100H155ZM158 99H159V96H158ZM168 99H171V98L168 97ZM168 99H166L167 102H165L164 99H163L164 102H163V101H162V102H163V103H168ZM181 99H182V98H181ZM181 99L178 98V100H176V99H175V100H176V102L178 103V101H180ZM186 99H185V101H186ZM191 99H192V98H191ZM191 99H190V102H191ZM198 99H199V98H198ZM201 99H200L201 102H200L199 100H197V98L194 99V100H196V102L199 101V102H200V105H201V103H202V106H203V102H204V101H202ZM154 100L152 99V102H153ZM161 100H162V97H161ZM161 100H158L159 102H156V103H161ZM175 100H174V101H175ZM183 100H184V98H183ZM183 100H182V101H183ZM188 100H189V99H188ZM242 100L244 101V99H242ZM242 100H241V101H242ZM246 100H245V101H246ZM26 101H27V100H26ZM39 101H40V100H39ZM66 101H67V100H66ZM66 101H65V102H66ZM74 101H75V100H74ZM170 101H171V100H170ZM170 101H169V102H170ZM172 101H173V99H172ZM182 101H180V102H182ZM192 101H193V99H192ZM226 101L228 102V104H227ZM245 101H244V102H245ZM10 102H11V101H10ZM22 102H23V101H22ZM31 102H32V101H31ZM48 102H49V101H48ZM180 102H179V104H178V107H179V108H181L179 105H182V104H180ZM183 102H184V101H183ZM183 102H182V103H183ZM208 102H209V101H208ZM34 103H35V102H34ZM45 103H46V102H45ZM49 103H50V102H49ZM68 103H69V102H68ZM87 103H90V102H87ZM148 103H149V102H148ZM150 103H151V102H150ZM154 103H155V101H154ZM170 103L172 104L173 102H170ZM177 103H176V104H177ZM187 103H188V102H186V103L184 102V105H185L184 107H185V108H189L190 111H192L191 109L194 108V112L197 113L195 107L191 106V109H190V106L186 107ZM194 103H195V101H194ZM206 103H207V102H206ZM237 103H239V102H237ZM237 103H236V104H237ZM171 104H170V105H171ZM190 104H191V103H190ZM190 104H188V105H190ZM195 104H196V103H195ZM197 104H198V107H197V105H194V106H196V108H198V111H199V109H200V108H199V103H197ZM204 104H205V103H204ZM209 104H213V103H210V102L207 103V106H208V107H209ZM233 104H235V103L233 102ZM236 104H235V109H237V108H236ZM6 105H7V104H6ZM64 105H65V104H64ZM83 105H84V104H83ZM86 105H87V104H86ZM109 105H111V104H109ZM174 105H175V102H174ZM174 105H173V106H174ZM192 105H193V104H192ZM237 105H238V104H237ZM239 105H241V104L239 103ZM242 105H243V103H242ZM245 105H247V103H246ZM44 106H45V105H44ZM51 106H52V105H51ZM81 106H82V105H81ZM81 106H80V107H81ZM88 106H89V105H88ZM92 106H93V105H92ZM160 106H162V103H161ZM164 106H166V104H164ZM168 106H169V105H168ZM168 106H166V107H168ZM182 106H183V105H182ZM204 106H206V105H204ZM207 106H206V108H207ZM16 107H17V106H16ZM76 107H77V106H76ZM84 107H85V105H84ZM84 107H83V108H84ZM166 107H165V109H166ZM170 107H171V106H170ZM170 107H169V108H170ZM174 107H175V110H176V106H174ZM174 107H173V108H174ZM184 107H182V109H183ZM192 107H193V108H192ZM34 108H35V107H34ZM38 108H39V107H38ZM47 108H48V107H47ZM53 108H55V107H53ZM169 108L166 109V110L168 111ZM173 108H172V109H173ZM179 108H177V110H179V112L181 113V111H180ZM185 108H184V109H185ZM206 108H204L205 111H209L208 109H209L210 107L207 108V110H206ZM243 108H244V107L242 106V109H243ZM35 109H36V108H35ZM50 109H51V108H50ZM68 109H70V108H68ZM74 109H75V108H74ZM182 109H181V110H182ZM235 109H234V111H235ZM0 110H1V109H0ZM3 110H4V109H3ZM12 110H13V109H12ZM26 110H27V109H26ZM28 110H29V109H28ZM170 110H171V109H170ZM185 110H186V109H185ZM185 110H184V112L187 113ZM189 110H188V114L190 113ZM220 110H221V111H220ZM16 111H17V110H16ZM16 111H14V112H16ZM51 111H53V110H51ZM75 111H76V110H75ZM90 111H91V110H90ZM200 111H201V109H200ZM202 111H203V110H202ZM205 111H203V112H205ZM0 112H1V111H0ZM27 112H28V111H27ZM30 112H31V111H30ZM66 112H67V111H66ZM68 112H69V111H68ZM171 112H174V110H172ZM175 112H176V111H175ZM177 112H178V111H177ZM179 112H178V113H179ZM218 112H220V115H217ZM36 113H37V112H36ZM39 113H40V112H39ZM45 113H46V111H45ZM51 113H52V112H51ZM87 113H88V112H87ZM182 113H183V112H182ZM196 113H195V114H196ZM233 113H234V112H233ZM233 113H232V115H233ZM235 113H236V111H235ZM237 113H238V112H237ZM237 113H236V114H237ZM0 114H1V113H0ZM7 114H8V113H7ZM7 114H6V115H7ZM21 114H22V113H21ZM73 114H74V113H73ZM80 114H81V113H80ZM88 114H89V113H88ZM165 114L168 115V114H170V113H169V111H168V113L165 112ZM172 114H173V113H172ZM172 114L170 115L171 117H172ZM175 114H176V113H175ZM188 114H185L186 119L188 118V117H187ZM190 114H191V113H190ZM200 114H202L201 116L204 117V115H203L202 112H201ZM204 114H205V113H204ZM211 114H212V115H211ZM236 114H235V115H236ZM2 115L4 116V114H2ZM13 115H14V114H13ZM28 115H29V113H28ZM30 115H31V114H30ZM64 115H65V114H64ZM82 115H83V112H82ZM82 115H81V116H82ZM179 115H180V114H179ZM179 115L176 114V116H179ZM182 115H183V114H182ZM191 115H192V114H191ZM191 115L189 116V118H190V120H191L190 122L193 121V120L191 119ZM197 115H198V113H197ZM197 115H196V117H197ZM206 115H207V113L205 114V116H206ZM235 115H233V116H235ZM237 115H238V114H237ZM14 116H15V115H14ZM14 116H12V117H14ZM17 116H18V114H17ZM23 116H24V115H23ZM51 116H52V115H51ZM51 116H50V117H51ZM75 116H76V114H75ZM75 116H74V117H75ZM170 116H168V117H169V122H170V120H173V119L175 118V117H174V118L172 117V118L170 119ZM173 116H174V115H173ZM201 116H200L199 119L202 118ZM207 116H208V115H207ZM207 116H206V117H207ZM213 116H212V117H213ZM19 117H20V115H19ZM62 117H63V116H62ZM86 117H87V116H86ZM181 117H183V116H181ZM181 117H179V118H181ZM193 117H194V114L192 115V118H193ZM196 117H195V119H196ZM206 117H205V118H206ZM208 117H209V116H208ZM208 117H207L206 121H208ZM227 117H228V122H227ZM235 117H236V116H235ZM238 117H239V116H238ZM34 118H35V117H34ZM71 118H72V117H71ZM71 118H70V120H71ZM82 118H83V117H82ZM177 118H178V117H177ZM183 118H184V117H183ZM183 118H182L181 120L185 121ZM242 118H243V117H242ZM8 119H9V118H8ZM8 119H7V120H8ZM16 119H18V118H16ZM45 119H46V118H45ZM59 119H60V118H59ZM73 119H74V118H73ZM79 119H81V118H79ZM85 119H88V118H85ZM193 119H194V118H193ZM197 119H198V117H197ZM211 119H212V118H211ZM214 119H215V120H214ZM214 119H213V120H209L207 125H206L205 123H202V125L205 124V126L203 125L204 127L207 126V127H206L207 130H205V132L203 131L204 129L202 130V131H203L202 135L205 133V134H204V137H205V136H210L209 139H211V137L214 136V133H212V132L215 130V128H216V129L219 128V134H218V136H217V134H216V138H215V137L212 138L213 140H211L210 142H208L207 145H205V144L207 143V140H208V139H206V143L203 144V145H204L203 147H205V148L203 149V152H201V153H202L201 156H203V157H199V156H198V153H199V152L196 151V153H197V157H199L200 160H201V159L204 160L203 158H205V157L207 158V157H208V158L205 159V160L207 161V163H208L209 165L206 163L207 165H204V167H205V166H208V167L210 168V172H209L208 174L205 175V179H209L210 181L212 180V178L216 179L217 182H215V183H217V184H216V187H214L215 190L212 189V191H214L215 193H217L216 196H218V195L221 196V195H223L222 193H225L226 191L228 192V190H227V186H226V189H224V188H223V186H224L223 184L225 183V180H227L226 177H229V178L231 177V178H232V173H231V172H230V173H231V176H230V175H229V176H228V175L226 176V174H225V173H226V170L229 169V167H228V161H229L230 157H232L233 160L236 158L237 161L234 163V164H235V167L239 168L240 171H241V170H242V171H243V170L245 171V173H244L245 175H244L242 178L240 177V175H238L239 173L237 174L238 176H237L236 179H235V177H234L236 184H237V181H236V180L238 179V177L241 178V179H239L238 184H237V187H238V188H237V189H238L237 192H238V193L236 192V193H234V194H235V197H236V196H240V197H238V199H237V197H236L237 201H240L241 196L244 197V198H246L247 200H246V203H245L244 205H243V204L241 205V207H238V206H239V204H238L239 202H237V201L235 200V201H234V202H235V205H237V204H238V205H237V210H236V209H234V210H236V211L241 210L242 213H240V211H239L238 213H239V214H243L244 219H242V218H241V219H242V220H246V223H245V221H242V222H244V223H243L244 225L246 224L245 226H248V227H247V230H246V227L244 228V226H242L243 224L241 225L242 228L245 229V230L243 229V233H246L245 235H246V240H247V242L250 240V241H252V244H255L254 246L252 245V246L254 247L253 252H254V250H255V254L253 255V254L251 253V254L253 255V256H252V255L248 252V253L252 256V258H249V257H248L249 254H248V256H247V259L249 258L248 261H250V264H264V140H260L261 138L263 139V136H262L261 138L259 137L260 139L258 138V135H259V133H260V131H259L258 128H253V129H251L250 131H248L249 133H248L247 136H245V133H244L243 135L241 134L243 137L245 136V137L243 138L244 140H243L242 143L246 142L248 145H250V147L247 145V147H248V151L245 152V151H246V150H245V151H244V152H245L244 155H241V153H244L243 151H241V153H240L241 156H240V159H239V157H238L237 155H239V152H240L241 149H240V150L237 149V148H236L237 146L234 145V146H233V149H234V150H231V151H230V149H231V145H232V144H231V143H228V142H230V140L232 141V139H233V136H231V135H232V133L234 134L235 130H234V129L231 130V128H232L233 126H236V125L234 124V123H236V122H235V121L232 122V119H233V118H232V119H231V123H233V125L229 124L228 126H226V125H225V124H226L225 121L222 119L223 122H224V124H223V126H221V123L219 124V122H218V118H217V117H216V118L214 117ZM220 119H221V118H220ZM238 119H239V118H238ZM244 119L242 120V122H240L241 124L243 123ZM2 120H4V119H2ZM13 120H14V118H13ZM20 120H21V118H20ZM42 120H43V119H42ZM50 120H51V119H50ZM66 120H67V119H66ZM188 120H189V119H188ZM204 120H205V119H204ZM204 120H203V118H202V121H203V122H205ZM222 120H221L220 122H222ZM0 121H1V120H0ZM10 121H11V120H10ZM18 121H19V120H18ZM30 121H31V120H30ZM58 121H59V120H58ZM67 121H69V120H67ZM80 121H81V120H80ZM100 121H101V119H100ZM173 121H174V120H173ZM173 121H171L173 124H174L175 122L178 123V121H175V122H173ZM199 121H200V120H199ZM199 121H198V122H199ZM28 122H29V121H28ZM35 122H36V121H34V123H35ZM85 122H86V121H85ZM185 122L188 123L187 120H186ZM190 122L188 123V126H189ZM194 122H195V121H194ZM198 122H196V123H198ZM223 122H222V123H223ZM244 122H245V121H244ZM249 122H248V123H249ZM32 123H33V122H32ZM41 123H42V122H41ZM44 123H45V122H44ZM97 123H99V121H98ZM102 123L105 124V121L102 122ZM152 123H153V122H152ZM156 123H157V122H156ZM172 123H171V124H172ZM176 123H175V125H176ZM183 123H184V122H183ZM183 123L181 122L180 124H183ZM196 123H192L193 126H194ZM206 123H207V122H206ZM237 123H238V122H237ZM250 123H249V124H250ZM0 124H1V122H0ZM4 124H6V123H4ZM12 124H13V123H12ZM58 124H59V123H58ZM86 124H88V123H86ZM90 124H91V123H90ZM90 124H89V125H90ZM95 124H96V123H95ZM168 124H169V123H168ZM168 124H167V125H168ZM171 124H169L168 126H172ZM241 124H240V126L243 128L244 125L242 126ZM2 125H3V124H2ZM33 125H34V124H33ZM33 125H31L30 127H32ZM36 125H37V124H36ZM154 125H156V124H154ZM157 125H158V123H157ZM177 125H178V124H177ZM177 125L175 126L176 128L178 127ZM184 125H187V124H184ZM197 125H198V124H197ZM197 125H196V126H197ZM245 125H246V124H245ZM247 125H248V124H247ZM251 125H253V123H251ZM254 125H253L252 127H254ZM65 126H67V125H65ZM86 126H87V125H86ZM97 126H99V125H97ZM107 126H108V125H107ZM168 126H164V128H165V127H168ZM179 126H180V125H179ZM188 126H187V127H188ZM191 126H192V125H191ZM196 126H195V128H196ZM198 126H199V125H198ZM198 126H197V127H198ZM261 126H262V124H261ZM37 127H39V125H37ZM37 127H36V128H37ZM55 127H56V126H55ZM71 127H73V126H71ZM84 127H85V126H84ZM105 127H106V126H105ZM152 127H153V126H152ZM154 127H155V126H154ZM172 127H173V126H172ZM183 127H184L185 129H184V128H182V129H183L184 132H185V130H186V126H183ZM236 127H238V130H239V125L236 126ZM236 127H235V129H237ZM246 127H247V126H246ZM34 128H35V127H34ZM53 128H54V127H53ZM65 128H66V127H65ZM73 128H74V127H73ZM73 128H72V129H73ZM94 128H95V127H94ZM96 128H98V127H96ZM168 128H169V127H168ZM170 128H171V127H170ZM170 128H169V129H170ZM176 128H175V129H176ZM178 128H179V127H178ZM180 128H181V127H180ZM195 128L192 127V128H190V129H193V131H194ZM199 128H200V126H199ZM202 128H203V127L201 126L200 129H202ZM249 128H250V127H248V129H249ZM261 128H262V127H261ZM29 129H30V128H29ZM29 129H28V130H29ZM56 129H57V128H56ZM61 129H62V128H61ZM69 129H70V127H69ZM173 129H174V127H173ZM243 129H244V131L247 130V129H245V128H243ZM28 130H27V131H28ZM32 130H33V129H32ZM51 130H52V129H51ZM67 130H68V129H67ZM67 130H66V131H67ZM75 130H76V129H75ZM87 130H88V129H87ZM93 130H94V129H93ZM149 130H150V129H149ZM196 130H197V128L195 129V131H196ZM229 130H231V131L234 130V132H229ZM240 130H241V129H240ZM240 130H239V131H240ZM260 130H261V129H260ZM263 130H264V129H263ZM0 131H1V130H0ZM24 131H26V130H24ZM24 131H23V132H24ZM59 131H60V130H59ZM64 131H65V130H64ZM84 131H85V129H84ZM163 131H165V130H163ZM167 131L169 132V130L166 129V132L163 133V135H162L163 137H162V138H164V134L168 133ZM175 131H176V130H175ZM178 131H180V130H178ZM181 131H182V130H181ZM181 131H180V132H181ZM190 131L192 132V130H190ZM195 131H194V132H195ZM236 131H237V130H236ZM239 131H238V133H239ZM43 132H44V131H43ZM45 132H46V131H45ZM53 132H54V131H53ZM87 132H88V131H87ZM170 132H171V130H170ZM170 132H169V133H170ZM172 132H173V131H172ZM172 132H171V133H172ZM187 132H188V128H187ZM197 132H198V134H200L201 130H200V132H199V129H198ZM261 132L263 133L264 131L261 130ZM28 133H29V132H28ZM175 133H176V132H175ZM175 133H174V134H175ZM192 133H193V132H192ZM192 133H190V134H192ZM211 133L213 134V136L211 135ZM217 133H218V130H217ZM227 133H228L229 135H230V133H231V135H230L229 137H232V138H230V139H229V137L227 138V139H228L227 145L229 146V144H231V145L229 146L230 148H229L228 146L226 147V145H222V141H224V140L226 139L225 136H226ZM19 134H20V133H19ZM22 134H23V133H22ZM24 134H25V133H24ZM29 134H30V133H29ZM31 134H32V133H31ZM44 134H45V133H44ZM44 134H43V135H44ZM47 134H48V133H46V135H47ZM73 134H74V131H73ZM77 134H79V133H77ZM81 134H83V133H81ZM87 134H89V133H87ZM158 134H159V133H158ZM190 134L185 132L184 135L187 136V135H190ZM194 134H196V133H193L192 135H194ZM236 134H237V132H236ZM260 134H261V133H260ZM43 135H42V136H43ZM51 135H52V134H51ZM53 135H54V134H53ZM53 135H52V136H53ZM90 135H91V134H90ZM170 135H171V134H170ZM0 136H1V135H0ZM35 136H36V135H35ZM54 136H55V135H54ZM56 136H57V135H56ZM58 136H59V135H58ZM61 136H63V135H61ZM77 136H78V135H77ZM77 136H76V137H77ZM80 136H81V135H80ZM88 136H89V135H87V137H88ZM92 136H93V135H92ZM168 136H169V135L166 134V138H167ZM173 136H174V137H173ZM173 136L171 135L172 138L177 137V136H175V135H173ZM194 136H195V135H194ZM200 136H201V134H200ZM238 136H239V134H238ZM238 136H236V138H237ZM256 136H257V137H256ZM260 136H261V135H260ZM23 137H25V136H23ZM48 137H49V135H48ZM59 137H60V136H59ZM65 137H66V136H65ZM71 137H72V136H71ZM93 137H94V136H93ZM158 137H160V135H159ZM169 137H170V136H169ZM188 137H193V136L190 135V136H188ZM196 137H197V134H196ZM201 137H202V136H201ZM226 137H227V136H226ZM240 137H241V136H239V139H240ZM20 138H21V136H20ZM39 138H40V137H39ZM41 138H42V137H41ZM45 138H47V137H45ZM50 138H51V137H50ZM56 138H57V137H56ZM60 138H61V137H60ZM83 138H84V137H83ZM172 138H168V141H169V140L171 141ZM182 138H183V137H182ZM198 138L200 139L199 136H198ZM198 138H196V139H198ZM224 138H225V139H224ZM257 138H258L259 140H258ZM21 139H22V138H21ZM21 139H19V140H21ZM73 139H74V138H73ZM76 139H77V138H76ZM87 139H88V138H86L85 140H87ZM103 139H104V138H103ZM178 139H179V137H178ZM190 139H191V138H190ZM190 139L188 140L189 142H190ZM194 139H195V138H194ZM194 139H192V141H193ZM196 139H195V140H196ZM42 140H44V139H42ZM61 140H62V139H61ZM71 140H72V139H71ZM74 140H75V139H74ZM82 140H83V139H82ZM85 140H84V141H85ZM91 140H92V139H91ZM159 140H162V139H159ZM179 140H180V141H179L180 143H181L183 140H184V142H186V140H185L184 138H183V140H181V138H180ZM202 140H203V138H202ZM233 140H234V139H233ZM235 140L237 141V139H235ZM235 140H234V141H235ZM23 141H25V140H23ZM94 141H95V140H94ZM96 141H97V140H96ZM96 141H95V142H96ZM98 141H99V140H98ZM162 141H164V140H162ZM196 141H197V140H196ZM200 141H201V140H200ZM225 141H226V140H225ZM225 141H224V142H225ZM236 141H235L234 143L237 144ZM238 141H239V140H238ZM241 141H242V140H241ZM41 142H42V141H41ZM46 142H47V141H46ZM60 142H62V141H60ZM69 142H70V140H69ZM92 142H93V141H92ZM104 142H105V141H104ZM164 142H165V144H169V143L166 142V141H164ZM179 142H178V143H179ZM198 142H199V141H198ZM198 142H196L197 144H199V145H197V147H198V146L200 147V145H201L204 141L199 142V143H198ZM0 143H1V142H0ZM65 143H67V141H66ZM78 143H79V142H78ZM83 143H84V142H83ZM160 143H162V142H160ZM170 143H171V142H170ZM180 143H179V144H180ZM192 143H194V141H193ZM234 143H233V144H234ZM239 143H240V142H239ZM239 143H238V144H239ZM35 144H36V143H35ZM44 144H45V142H44ZM57 144H58V143H57ZM63 144H64V143H63ZM71 144H72V143H71ZM76 144H77V143H76ZM80 144H81V141H80ZM98 144H99V142H98ZM112 144H113V142H112ZM171 144H172V143H171ZM175 144L178 145L177 143H175ZM194 144H195V143H194ZM238 144H237V145H238ZM61 145H62V144H61ZM69 145H70V144H69ZM72 145H73V144H72ZM169 145H170V144H169ZM169 145H168V146H169ZM173 145H174V144H173ZM188 145H189V143H188ZM240 145H241V143H240ZM244 145H246V144H244ZM244 145H243V146H244ZM23 146H24V145H23ZM30 146H33V145H30ZM34 146H35V145H34ZM54 146H55V145H54ZM174 146H175V145H174ZM180 146L183 147V145H181V144H180ZM180 146H178V148H179ZM190 146H191V142H190ZM190 146H189V147H190ZM192 146H193V145H192ZM241 146H242V145H241ZM58 147H59V146H58ZM64 147H65V145H64ZM75 147H76V146H75ZM87 147H88V145H87ZM92 147H93V146H92ZM110 147H111V146H110ZM110 147H108V150H109ZM170 147H171V146H170ZM172 147H173V146H172ZM182 147H181V148H182ZM184 147H186V146H184ZM187 147H188V146H187ZM187 147H186V148H187ZM203 147H202V148H203ZM247 147H246V148H247ZM52 148H53V147H52ZM176 148H177V147H176ZM176 148H175V149H176ZM186 148H184V150H185ZM202 148H201V149H202ZM238 148H240V146H239ZM241 148H242V147H241ZM1 149H3V148L1 147ZM47 149H48V148H47ZM66 149H68V148H66ZM69 149H70V148H69ZM110 149H112V148H110ZM179 149H180V148H179ZM179 149H176V150L178 151ZM182 149H183V148H182ZM182 149H180V151H181ZM191 149H195V150H196L195 146H194V148H192V147L189 148L190 151H193V150H191ZM199 149H200V148H199ZM242 149H245V146H244V148H242ZM23 150H24V148H23ZM82 150H83V149H82ZM87 150H88V149H87ZM172 150H173V149H172ZM187 150H188V149H187ZM195 150H194V151H195ZM238 150H239V152H238ZM1 151H3V150H1ZM7 151H8V150H7ZM47 151H49V150H47ZM76 151H77V150H76ZM95 151H96V149H95ZM180 151H178L177 154L180 155V153H179ZM198 151H200V150H198ZM3 152H4V151H3ZM5 152H6V151H5ZM19 152H21V151H19ZM27 152H28V151H27ZM35 152H36V151H35ZM40 152H41V151H40ZM50 152H51V151H50ZM74 152H75V151H74ZM74 152H73V153H74ZM182 152H183V153H182ZM182 152H181V153L183 154V156L178 157V158H183V157H186V156H187V158H188L189 154H188V155H184V154H185V151H182ZM187 152L189 153V151H187ZM187 152H186V154H187ZM10 153H11V152H10ZM23 153H24V152H23ZM23 153H22V154H23ZM65 153H66V152H65ZM78 153H79V152H78ZM175 153H176V152H175ZM191 153H192V152H191ZM191 153H190V154H191ZM6 154H7V153H6ZM8 154H9V153H8ZM44 154H45V153H44ZM67 154L70 155V152L67 153ZM82 154H83V152H82ZM182 154H181V155H182ZM193 154H194V153H193ZM46 155H47V154H46ZM46 155H45V156H46ZM52 155H53V154H52ZM179 155H178V156H179ZM2 156H3V154H2ZM17 156H18V155H17ZM73 156H74V155H73ZM78 156H79V155H78ZM78 156H76V158H77ZM193 156H194V155H193ZM6 157H7V156H6ZM22 157H23V156H22ZM27 157H28V156H27ZM31 157H32V156H31ZM46 157H47V156H46ZM53 157H54V156H53ZM87 157H88V156H87ZM194 157H196V156H194ZM194 157H192V155H191V156L188 158V160H187V158H186L187 162L189 163L190 158H192V160L195 161V159H196L197 157H196L195 159H193ZM8 158L10 159V157H8ZM42 158H43V157H42ZM50 158H51V157H50ZM71 158H72V157H71ZM96 158H97V157H96ZM175 158H176V157H175ZM0 159H2V158L0 157ZM19 159H21V158H19ZM28 159H29V158H28ZM97 159H98V158H97ZM105 159H106V158H105ZM199 159H198V158L196 159V161L198 162V163H196V166H197V164L200 163ZM26 160H27V159H26ZM58 160H59V159H58ZM67 160H68V159H67ZM72 160H73V159H71V161H72ZM85 160H86V158H85ZM101 160H102V159H101ZM170 160H171V159H170ZM183 160H184V159L177 161L178 164H181V163H179V162H180V161H183ZM202 160H201V161H202ZM205 160H204V161H205ZM4 161H5V160H4ZM6 161H7V160H6ZM71 161H70V162H71ZM77 161H78V159H77ZM81 161H82V160H81ZM90 161H91V160H90ZM92 161H93V159H92ZM98 161H99V160H98ZM102 161H103V160H102ZM190 161H191V160H190ZM204 161H203V162H204ZM0 162H1V161H0ZM7 162H9V161H7ZM30 162H32V161H30ZM53 162H54V161H53ZM63 162H64V161H63ZM88 162H89V161H88ZM103 162H105V161H103ZM108 162H109V161H108ZM135 162H136V161H135ZM177 162H175V163L177 164ZM184 162H186V161L184 160L182 163H184ZM192 162H193V161H192ZM192 162H190V163H192ZM229 162H230V161H229ZM9 163H10V162H9ZM9 163H8V164H9ZM71 163H72V162H71ZM106 163H107V162H105V165H106ZM136 163H137V162H136ZM188 163H187V164H188ZM190 163H189V165H190ZM0 164H1V163H0ZM6 164H7V163H6ZM6 164H5V165H6ZM8 164H7V165H8ZM11 164H12V163H11ZM18 164H20V163H18ZM57 164H58V162H57ZM77 164H78V163H77ZM90 164H91V163H90ZM102 164H103V163H102ZM137 164H138V163H137ZM139 164H140V163H139ZM178 164H177V166L179 167L180 165H178ZM193 164H194V162H193ZM200 164H201V163H200ZM200 164H199V165H200ZM204 164H205V162H204ZM232 164H233V163H232ZM36 165H37V163H36ZM41 165H43V164H41ZM55 165H56V163H55ZM73 165H74V164H73ZM79 165L81 166L80 163H79ZM86 165H87V164H86ZM88 165H89V164H88ZM98 165H99V164H98ZM98 165H97V166H98ZM135 165H136V164H135ZM135 165H134V167H135ZM184 165H186V164H184ZM194 165H195V164H194ZM199 165H198V166H199ZM229 165H230V164H229ZM31 166H32V165H31ZM43 166H44V165H43ZM49 166H50V165H49ZM177 166H176V167H177ZM191 166H192V165H191ZM198 166H197L196 168H198L199 170H201ZM231 166H234V165H231ZM14 167H15V164L12 165V168H13V169L16 168V167H15V168H14ZM20 167H21V166H20ZM27 167H30V166H27ZM64 167H65V166H64ZM75 167H76V166H75ZM82 167H83V166H82ZM86 167H87V166H86ZM99 167H100V166H99ZM130 167H132V166H130ZM176 167H175V168H176ZM181 167H183V164H182ZM194 167H195V166H194ZM200 167L202 168V165H201ZM208 167H206V168H208ZM1 168H2V167H1ZM24 168H25V164H24ZM35 168H36V167H35ZM44 168H45V167H44ZM55 168H56V166H55ZM59 168H60V167H59ZM62 168H63V167H62ZM78 168H79V167H78ZM87 168H88V167H87ZM104 168H105V166H104ZM183 168H185V167H183ZM189 168H190V167H189ZM209 168H208V169H209ZM9 169H11V168H9ZM9 169H8V170H9ZM22 169H23V166H22ZM28 169H29V168H28ZM41 169H42V168H41ZM49 169H51V167H50ZM72 169H73V168H72ZM76 169H77V168H76ZM85 169H86V168H85ZM88 169H89V168H88ZM94 169H95V168H94ZM130 169H131V168H130ZM134 169H135V168H134ZM141 169H142V167H141ZM155 169H156V168H155ZM162 169H163V168H162ZM162 169H161V171H162ZM187 169H188V168H187ZM190 169H191V170H192V169L195 170V168H193V167H191ZM190 169H189V170H190ZM4 170H5V169H4ZM11 170H12V169H11ZM15 170H16V169H15ZM19 170H20V169H19ZM45 170H46V169H45ZM52 170H53V169H52ZM80 170H81V168H80ZM95 170H96V169H95ZM132 170H133V169H132ZM142 170H144V169H142ZM152 170H153V169H152ZM158 170H159V169H158ZM183 170H184V169H182V171H183ZM189 170H188V171H189ZM203 170H204V168H203ZM206 170H207V169H206ZM229 170L231 171V169H229ZM232 170H234V169H232ZM0 171H1V169H0ZM25 171H29V170H25ZM75 171H76V170H75ZM75 171H74V172H75ZM77 171H78V170H77ZM83 171H84V170H83ZM83 171H82V172H83ZM169 171H170V170H169ZM185 171H187V170H185ZM201 171H202V170H201ZM235 171H236V170H235ZM240 171H236V172H240ZM9 172H10V170H9ZM9 172H7L6 175H8ZM13 172H14V171H13ZM15 172H16V171H15ZM31 172H32V171H31ZM43 172H45V171H43ZM92 172H93V171H92ZM167 172H168V171H167ZM172 172H173V171H172ZM172 172H171V173H172ZM193 172H195V171L192 170V173H193ZM202 172L205 173L204 171H202ZM3 173H4V172H3ZM45 173H46V172H45ZM59 173H60V172H59ZM78 173H79V172H78ZM86 173H88V170H87ZM86 173H84V175H85ZM90 173H91V172H90ZM173 173H174V172H173ZM176 173H177V172H176ZM181 173H182V172H181ZM184 173H185V172H184ZM187 173H188V172H187ZM187 173L185 174L186 176H187ZM189 173H190V176H191L192 173H191L190 171H189ZM197 173H199V172H197ZM4 174H5V173H4ZM16 174H17V173H16ZM23 174H25V173H22V175H23ZM29 174H30V172H29ZM69 174H70V173H69ZM73 174H74V173H73ZM73 174H72V175H73ZM157 174H158V172H157ZM167 174H168V173H167ZM200 174H201V173H200ZM233 174H234V173H233ZM2 175H3V174H2ZM18 175H19V174H18ZM35 175H36V174H35ZM35 175H34V176H35ZM45 175H46V174H45ZM62 175H63V173H62ZM65 175H66V174H65ZM78 175H80V174H78ZM78 175H77V176H78ZM81 175H82V173H81ZM197 175H198V174H197ZM203 175H204V174H203ZM234 175H235V174H234ZM12 176H13V175H12ZM42 176H43V174H42ZM47 176H48V175H47ZM54 176H55V175H54ZM56 176H57V174H56ZM75 176H76V175H75ZM91 176H92V175H91ZM146 176H147V175H146ZM156 176H157V175H156ZM159 176H160V175H159ZM181 176H182V175H181ZM193 176H194V174H193ZM195 176H196V174H195ZM200 176H201V175H200ZM241 176H242V174H241ZM1 177H2V176H1ZM36 177H37V176H36ZM45 177H46V176H45ZM70 177H71V176H70ZM149 177H150V176H149ZM163 177H164V176H163ZM187 177H188V176H187ZM4 178H5V177H4ZM16 178H17V177H16ZM22 178H25V176H23ZM22 178H21V179H22ZM33 178H34V177H33ZM52 178H53V177H52ZM62 178H63V177H62ZM75 178H76V177H75ZM78 178H79V177H78ZM84 178H85V177H84ZM160 178L162 179V176H160ZM160 178H159V179H160ZM182 178H184V177H182ZM182 178H181V179H182ZM193 178H195V180H197L196 177H192V179H193ZM198 178H199V182H198V183H200V182H201V181H200V180H201L200 178H204V177L202 176V177H198ZM229 178H228V180H229ZM5 179H8V178H5ZM5 179H4V180H5ZM19 179H20V178H19ZM36 179H37V178H36ZM42 179H44V178H42ZM42 179H41V180H42ZM50 179H51V177H50ZM54 179H55V178H54ZM60 179H61V178H60ZM63 179H64V178H63ZM148 179H149V178H148ZM155 179H156V178H155ZM170 179H171V178H170ZM189 179H190V178H188V179L186 178V181L189 180ZM232 179H233V178H232ZM17 180H18V179H17ZM24 180H25V179H22L21 181H24ZM44 180H45V179H44ZM65 180H66V179H65ZM67 180H68V179H67ZM71 180H72V182H73V179H71ZM150 180H152V179H150ZM157 180H158V179H157ZM164 180H165V179H164ZM182 180H183V179H182ZM184 180H185V179H184ZM195 180H193V182H192L191 180H189V181H188V185L190 184V181H191V184H193ZM203 180H204V179H203ZM203 180H202V181H203ZM209 180H205V181L207 182V181H209ZM15 181H16V180H15ZM28 181H29V178H28ZM34 181H35V180H34ZM39 181H40V180H39ZM51 181H52V180H51ZM61 181H62V180H61ZM74 181H75V180H74ZM138 181H139V180H138ZM140 181H141V180H140ZM140 181H139V183H140ZM160 181H161V180H160ZM166 181H167V180H166ZM176 181H177V180H176ZM186 181H185V182H186ZM214 181H215V180H214ZM231 181H232V180H231ZM231 181H229V182L231 183ZM0 182H1V181H0ZM2 182H4V181H2ZM7 182H8V181H7ZM12 182H13V181H12ZM18 182H19V181H18ZM30 182H31V181H30ZM30 182H27V183H30ZM37 182H38V181H37ZM47 182H48V181H47ZM49 182H50V181H49ZM72 182H71V183H72ZM88 182H89V181H88ZM112 182H113V181H112ZM142 182H143V181H142ZM154 182H155V181H154ZM157 182H158V181H157ZM178 182H180V179H178ZM178 182H177L176 184H178L179 186L182 185V184L184 183L183 181H182V184H180V183H178ZM206 182H205V184H202V182H201L200 186L202 187V185H206ZM212 182H213V181H212ZM212 182H211V183H212ZM233 182H234V181H232V183H233ZM8 183H9V182H8ZM33 183H34V182H33ZM58 183H59V182H58ZM64 183H65V182H64ZM76 183H77V182H76ZM101 183H102V182H101ZM109 183H110V182H109ZM118 183H119V182H118ZM169 183H170V181H169ZM169 183H168V181H167V184H169ZM195 183H196V182H195ZM195 183H194V185H195V186H196V185L198 186V184H195ZM207 183H208V182H207ZM213 183H214V182H213ZM213 183H212V184H213ZM230 183H229V184H230ZM22 184H24V182H23ZM22 184H20V186H21ZM53 184H54V182H53ZM61 184H62V183H61ZM89 184H90V183H89ZM97 184H98V183H97ZM104 184H105V183H104ZM142 184H143V183H142ZM152 184H154V183H152ZM164 184H165V183H164ZM184 184H185V183H184ZM226 184L228 185L227 181H226ZM236 184H234V185H236ZM11 185H12V184H11ZM34 185H36V184H34ZM42 185H43V184H42ZM71 185H72V184H71ZM77 185H78V184H77ZM77 185H76V186H77ZM121 185H122V184H121ZM123 185H124V184H123ZM165 185H166V184H165ZM172 185H175V184L173 183ZM178 185H177V186H178ZM14 186H15V185H14ZM14 186H13V187H14ZM26 186H27V185H25V187H26ZM43 186H44V185H43ZM67 186H68V183H67ZM69 186H70V185H69ZM85 186H86V185H85ZM92 186H93V185H92ZM124 186H125V185H124ZM149 186H150V185H149ZM166 186H167V185H166ZM169 186L171 187V185H168V187H169ZM182 186H183V185H182ZM186 186H187V182H186ZM189 186H190V185H189ZM192 186H193V185H192ZM213 186H214V185H213ZM231 186H233V184H231ZM13 187H12V188H13ZM22 187H23V186H22ZM27 187H28V186H27ZM61 187H62V186H61ZM93 187H94V186H93ZM95 187H96V186H95ZM99 187H100V186H99ZM103 187H104V186H103ZM103 187H102V188H103ZM118 187H119V186H118ZM140 187H141V186H140ZM152 187H153V186H152ZM173 187H174V186H173ZM204 187H205V186H204ZM234 187H235V186H234ZM4 188L6 189V187H4ZM16 188H17V187H16ZM23 188H24V187H23ZM56 188H57V187H56ZM56 188H55V189H56ZM68 188H69V187H68ZM81 188H84V187L82 186ZM109 188H110V187H109ZM141 188H142V187H141ZM141 188H140V190H141ZM143 188H144V187H143ZM153 188H154V187H153ZM161 188H162V187H161ZM161 188H159V190H160ZM163 188H164V186H163ZM166 188H167V187H165V189H166ZM174 188H175V187H174ZM194 188H197V187H194ZM199 188H200V187H198L197 189H198L199 191H201V190H200L201 188H200V189H199ZM231 188H232V187H231ZM231 188H230V189H231ZM1 189H2V187L0 188V190H1ZM5 189H4V190H5ZM10 189H11V187H10ZM39 189H40V188H39ZM43 189H44V188H43ZM69 189H71V187H70ZM75 189H76V188H75ZM77 189H78V188H77ZM87 189H88V187H87ZM104 189H105V188H104ZM145 189H146V188H145ZM150 189H151V188H150ZM165 189H164V190L162 189V190H163V192L167 193L169 189L166 190L167 192L165 191ZM176 189H177V187H176L174 190H176ZM182 189H183V188H182ZM191 189H192V188H191ZM202 189H203V187H202ZM223 189L226 190V191L224 192ZM232 189H233V188H232ZM232 189H231L228 193H230V192L232 191ZM29 190H30V189H29ZM31 190H32V189H31ZM37 190H38V188H37ZM44 190H45V189H44ZM97 190H98V189H97ZM107 190H108V189H107ZM162 190H161V192H162ZM198 190H197V193H196V194H200V193H198V192H199ZM2 191H3V190H2ZM7 191H8V190H7ZM17 191H19V190H17ZM38 191H39V190H38ZM50 191H51V190H50ZM63 191H64V190H63ZM68 191H69V190H68ZM70 191H71V190H70ZM100 191H102V190L100 189ZM100 191H99V192H100ZM105 191H106V189H105ZM143 191H144V189H143ZM169 191H171V189H170ZM212 191H210V192L212 193ZM235 191H236V190H235ZM15 192H16V190H15ZM15 192H14V194H15ZM20 192H21V191H20ZM20 192H18V193H20ZM22 192H24V194H25L26 191H22ZM36 192H37V191H36ZM39 192H40V191H39ZM73 192H74V191H73ZM99 192L97 191L98 194H99ZM109 192H110V191H109ZM140 192H141V191H140ZM140 192H139V193H140ZM145 192H146V191H145ZM161 192H160V193H161ZM186 192H187V191H186ZM65 193H66V192H65ZM77 193H78V192H77ZM80 193H81V192H80ZM83 193H84V192H83ZM92 193H93V192H92ZM94 193H96V191H95ZM105 193H106V192H105ZM110 193H111V192H110ZM110 193H109V194H110ZM134 193H135V192H134ZM158 193H159V192H158ZM165 193H163L161 196H162V197L165 196V195H164ZM168 193H169V194L166 195V196H168V197L166 198V201L169 200V195H171L170 192H168ZM181 193H182V192H181ZM192 193H194V192H192ZM211 193H210V194H211ZM215 193H213V194L215 195ZM228 193H227V195H228ZM231 193L233 194V192H231ZM6 194H7V193H6ZM27 194H28V193H27ZM50 194H51V193H50ZM109 194H107V195H109ZM135 194H136V193H135ZM148 194H150V193H148ZM187 194H188V193H187ZM187 194L185 193L184 195H187ZM204 194H205V193H204ZM204 194H200L199 196H201V195L203 196ZM210 194H209V192H208V195H209V196H211ZM225 194H226V193H225ZM234 194L232 195V197L234 196ZM237 194H238V195H237ZM10 195H11V194H10ZM22 195H23V194H22ZM31 195H32V193H31ZM35 195H36V194H35ZM38 195H42V193H41V194H38ZM47 195H49V194H47ZM47 195H45V196H47ZM55 195H56V194H55ZM71 195H72V194H71ZM86 195H87V193H86ZM96 195H97V194H96ZM132 195H133V194H132ZM189 195H190V196H191V195L193 196V194H188V197H189ZM194 195H195V194H194ZM230 195H231V194H229V197H230ZM13 196H14V195H13ZM16 196H17V195H16ZM20 196H21V195H20ZM33 196H34V195H33ZM49 196H50V195H49ZM53 196H54V195H53ZM67 196H68V195H67ZM88 196H89V195H88ZM91 196H92V195H91ZM98 196H99V195H98ZM142 196H143V195H142ZM157 196H158V195H157ZM166 196H165V197H166ZM180 196H182V195H180ZM216 196H213V195H212L213 199H212L211 201H215V200H214L215 198H219V197H216ZM41 197H42V196H41ZM58 197H59V196H58ZM58 197H56V198L58 199ZM61 197H62V196H61ZM70 197H71V196H70ZM103 197H104V196H103ZM137 197H138V195H137ZM147 197H148V196H147ZM186 197H187V196H186ZM193 197H195V196H193ZM226 197H227V198H226ZM226 197H225V196H223V197L221 196V197L219 198L220 200L215 201L216 204H215L214 202H211V203H213V204H215V205H213L212 208H211L210 210H209V208H208V207H211V206H209V205L211 204V203H210V200H209V202H207V203H209L208 205H207V203H206V205L203 204V206H204V205L207 206L206 208H207V210H208V211H207L208 213H205V214H204V215H206V219H205V220H206V223H205L206 226H205V227L208 226L207 221L210 220V219H212V218H214V217H216V216L219 217V218H220V217L222 218V217L225 216L227 213H228V215H227L228 217H229V216H233V215H230L229 212L227 211V210H229V209H228V208H229V206H228L229 204L227 205V202H229V201H228L229 197H228V196H226ZM235 197H234V198H235ZM0 198H1V197H0ZM13 198H16V197H13ZM18 198H20V197L18 196ZM47 198H48V197H47ZM50 198H51V197H50ZM86 198H87V197H86ZM88 198H89V197H88ZM182 198L184 199V197H182ZM195 198H197V195H196ZM195 198H193V199H195ZM201 198H202V197H201ZM201 198H197L198 200H197V199H196V200H197V201H200L199 199H201ZM234 198H233V199H234ZM244 198H243V199H244ZM1 199L4 200V197H2ZM5 199H6V198H5ZM28 199H29V198H28ZM38 199H39V198H38ZM42 199H44V198H41V200H42ZM54 199H55V198H54ZM54 199H53V200H54ZM65 199H66V198H65ZM135 199H136V198H135ZM150 199H151V198H150ZM160 199H161V198H160ZM162 199H164V197H163ZM162 199H161V200H162ZM167 199H168V200H167ZM183 199H181V200H183ZM185 199H186V198H185ZM187 199H188V198H187ZM202 199H203V203H205V202H204V200L206 199L205 196H204V198H202ZM243 199H241V200L243 201ZM8 200H9V199H8ZM20 200H21V199H20ZM45 200H46V199H45ZM66 200H67V199H66ZM80 200H81V199H80ZM80 200H79V201H80ZM100 200H101V199H100ZM100 200H99V201H100ZM126 200H127V199H126ZM148 200H149V198H148ZM179 200H180V198H179ZM191 200H192V199H191ZM1 201H2V200H1ZM12 201H13V200H11V202H12ZM43 201H44V200H43ZM48 201H49V199H48ZM79 201H78V202H79ZM86 201H88V200H86ZM102 201H104V200L102 199ZM107 201H108V199H107ZM113 201H114V199H113ZM116 201H117V200H116ZM123 201H124V200H123ZM152 201H153V200H152ZM166 201H164V202H166ZM188 201H190V200L188 199ZM193 201H195V200H193ZM242 201H241V203L245 202V201H243V202H242ZM2 202H4V201H2ZM2 202H0V206H1V207H0V210H1L2 208H4V205H3V206L1 205V204H4V203H2ZM14 202H15V201H14ZM49 202L52 203L51 200H50ZM76 202H77V200H76ZM94 202H95V200H94ZM111 202H112V201H111ZM139 202H141V200H140ZM169 202H170V200H169L168 203L164 206V209L162 208V209L164 210V213L162 212L163 214H166V213L169 211L168 209H167L168 211L165 210V207H166V206H168V207H166V208H169V209L172 208L171 206H169ZM178 202H179V201H178ZM184 202H185V200H184ZM231 202H232V206H233L234 203H233L232 199H231ZM236 202H237V203H236ZM12 203H13V202H12ZM34 203H35V202H34ZM34 203H33V205H34ZM42 203H43V202H42ZM68 203H69V202H68ZM97 203H99V202H97ZM125 203H126V202H125ZM136 203H137V202H136ZM151 203H152V202H151ZM151 203L149 202V204H151ZM179 203H180V202H179ZM186 203H187V202H186ZM189 203H193V202H189ZM195 203H196V202H194V205L197 204V203H196V204H195ZM229 203H230V202H229ZM241 203H240V204H241ZM15 204H16V203H15ZM36 204H38V202H36ZM36 204H35V205H36ZM40 204H41V203H40ZM46 204H48V202H47ZM71 204H73V203H71ZM79 204L81 205L82 203H79ZM109 204H111V203H109ZM112 204H113V203H112ZM116 204H117V202H116ZM143 204H144V203H143ZM145 204H146V203H145ZM164 204H165V203L161 204V206L164 205ZM171 204H172V203H171ZM198 204H199V203H198ZM200 204H201V202H200ZM200 204H199V205H200ZM230 204H231V203H230ZM28 205H30V204H28ZM44 205H45V204H44ZM48 205H49V204H48ZM87 205H88V204H86V206H87ZM90 205H91V204H90ZM97 205H98V204H97ZM106 205H107V204H106ZM128 205H129V204H128ZM183 205H184V204H183ZM187 205H188V204H187ZM191 205L194 206L193 204H191ZM36 206H37V205H36ZM38 206H39V205H38ZM76 206H77V205H76ZM76 206L74 205V207H76ZM84 206H85V205H84ZM114 206H115V205H114ZM142 206H144V205H142ZM146 206H147V205H146ZM176 206H177V205H176ZM178 206H179V205H178ZM197 206H198V205H197ZM205 206H204V207H201V209H202L203 211L206 210V209H204ZM227 206H228V207H227ZM232 206H231V207H232ZM30 207H32V205H31ZM34 207H35V206H34ZM40 207H41V206H40ZM65 207H66V206H65ZM82 207H83V206H82ZM90 207H91V206H90ZM99 207H100V206H99ZM111 207H113V206H111ZM139 207H140V205H139ZM144 207H145V206H144ZM186 207H187V206L184 207L185 210H186ZM190 207H191V206L189 205V207H187V208L189 209ZM46 208H47V207H46ZM79 208H80V207H79ZM79 208H78V209H79ZM87 208H89V207H87ZM106 208H107V207H106ZM117 208H118V207H117ZM117 208H116V209H117ZM129 208H130V207H129ZM142 208H143V207H142ZM147 208H148V207H146V209H147ZM149 208H150V207H149ZM149 208H148V209H149ZM158 208H159V207H158ZM177 208H178V207H177ZM195 208H196V206H195ZM233 208H234V206L232 207V209H233ZM238 208H240V209L238 210ZM24 209H27V208H24ZM31 209H33V211H31V212H34V213H35V211H34L35 208H31ZM42 209H43V208H42ZM53 209H54V208H53ZM61 209H62V208H61ZM76 209H77V208H76ZM78 209H77V210H78ZM81 209H82V208H81ZM97 209H98V208H97ZM100 209H101V208H100ZM136 209H137V208H136ZM146 209H145V210H146ZM193 209H194V207H193ZM193 209H191V210L193 211ZM230 209H231V208H230ZM2 210H3V209H2ZM27 210L30 211L29 209H27ZM47 210H48V209H47ZM65 210H66V209H65ZM71 210H72V209H71ZM71 210H70V211L68 210V211H69V212L74 211V210H72V211H71ZM92 210H93V208H92ZM130 210H131V209H130ZM159 210H160V208H159ZM159 210H158V211H159ZM170 210H171V209H170ZM172 210H173V209H172ZM194 210H195V209H194ZM202 210H201V211H202ZM234 210H232V211H234ZM19 211H20V210H19ZM28 211H27V212H28ZM39 211H40V210H39ZM50 211H51V210H50ZM84 211H85V210H84ZM104 211H105V210H104ZM135 211H136V210H135ZM143 211H144V210H143ZM156 211H157V210H156ZM173 211H174V210H173ZM173 211H172V213H174V214H173V216H174V215H175V212H173ZM176 211H178V210H176ZM183 211H184V210H182V212H183ZM186 211H188V210H186ZM230 211H231V210H230ZM0 212H1V211H0ZM14 212H15V211H14ZM23 212H24V211H23ZM23 212H22V213H23ZM31 212H30V213H31ZM41 212L43 213V211H41ZM63 212H64V211H63ZM69 212H68V213H69ZM74 212H75V211H74ZM88 212H89V215H90L91 212H90V211H88ZM106 212H107V211H106ZM133 212H134V211H133ZM148 212H149V211H148ZM165 212H166V213H165ZM178 212H179V211H178ZM204 212H205V211H204ZM2 213H3V211L1 212V214H2ZM34 213H31L30 215H32V214H34ZM56 213H57V212H56ZM66 213H67V212H66ZM72 213H73V212H72ZM76 213H78V212H76ZM76 213H75V214H76ZM80 213H81V212H80ZM83 213H84V212H83ZM102 213H103V212H102ZM128 213H129V211H128ZM139 213H140V212H139ZM145 213H147V212H145ZM168 213H169V212H168ZM170 213H171V212H170ZM170 213H169V214H170ZM172 213H171V214H172ZM176 213H177V212H176ZM183 213H184V212H183ZM185 213H186V212H185ZM189 213H190V212H189ZM189 213H188V214L186 213V214H187V215H190L191 213H190V214H189ZM231 213H232V212H231ZM236 213H237V212H236ZM11 214H12V213H11ZM53 214H55V213L53 212L52 215H53ZM70 214H71V213H70ZM97 214H99V213H97ZM135 214H138V213H135ZM135 214H134V215H135ZM150 214H151V213H150ZM163 214L159 213V215H161V216H162ZM177 214H178V213H177ZM199 214H201V216H203L201 212H200ZM199 214H198V215H199ZM8 215H10V214H8ZM12 215H13V214H12ZM17 215H18V213H17ZM35 215H36V214H35ZM47 215H48V213H47ZM52 215H51V216H52ZM56 215H57V214H56ZM61 215H63V214H61ZM67 215H69V214H67ZM86 215H87V214H86ZM104 215H105V212H104ZM118 215H119V214H118ZM146 215H147V214H146ZM157 215H158V214H157ZM157 215H156V216H157ZM192 215H193V214H192ZM4 216H5V215H3V218H4ZM32 216H33V215H32ZM44 216H46V215H44ZM53 216H54V215H53ZM53 216H52V218H53ZM63 216H65V215H63ZM71 216H73V218H74V214H71ZM75 216H76V215H75ZM87 216H88V215H87ZM91 216H92V215H90V219H91ZM100 216H101V214H100ZM150 216H151V215H150ZM163 216H165V215H163ZM163 216H162V217H163ZM166 216L169 217V215H166ZM166 216H165V217H166ZM176 216H177V215H176ZM176 216H175V217H176ZM190 216H191V215H190ZM199 216H200V215H199ZM6 217H7V216H6ZM24 217H25V216H24ZM49 217H50V215H49ZM55 217H57V220H55L56 218H55V219L53 218V219L56 221V222H55V221H53V222H54V223H58V222H57V221H58V215L55 216ZM68 217H69V216H68ZM79 217H80V216H79ZM82 217H83V216H82ZM84 217H85V216H84ZM102 217H104V216H102ZM108 217H109V216H108ZM118 217H119V216H118ZM127 217H128V216H127ZM139 217H140V216H139ZM146 217H147V216H146ZM152 217H153V216H152ZM154 217H155V216H154ZM162 217H161V219H160L161 221H159V222H160V225H161L162 221L164 222L165 219L168 220V217H166V218L163 217V220H162ZM175 217H173V218H175ZM183 217H189V216H186V215L184 216V214H183ZM183 217H182V218H183ZM191 217H192V216H191ZM193 217H194V215H193ZM195 217H196V215H195ZM239 217H242V216H241V215H240V216L238 215L237 220L240 219ZM19 218H20V217H19ZM21 218H22V217H21ZM27 218H28V217H27ZM31 218H32V217H31ZM61 218H62V217H60L59 220H62ZM75 218L77 219V217H75ZM75 218H74V219H71V220H74V221H75V220H76ZM99 218H100V217H99ZM99 218H98V219H99ZM134 218H135V217H134ZM140 218H141V217H140ZM140 218H139V219H140ZM142 218L147 219V218H145V217H142ZM148 218H149V217H148ZM150 218H151V217H150ZM150 218H149V220H150ZM180 218H181V217H180ZM197 218H198V217H197ZM201 218H203V217H201ZM219 218L216 219V222H217V220L220 221ZM224 218H225V217H223V219H224ZM15 219H16V218H15ZM33 219L35 220V219H39V218H36V216H35V218H33ZM33 219H32V220H33ZM48 219H49V218H48ZM63 219H64V221H66V219H65L64 217H63ZM85 219H86V218H85ZM93 219H94V218H93ZM129 219H131V218H129ZM178 219H179V218H178ZM178 219H177V220H178ZM188 219H190V218H188ZM188 219L185 218L184 220H186L187 222H188V221L190 222L191 220H188ZM226 219H227V218H226ZM228 219L230 220V217H229ZM241 219H240V220H241ZM3 220H4V219H3ZM3 220H2V221H3ZM8 220H9V219H8ZM13 220H14V219H13ZM29 220L31 221V219H29ZM40 220H42V219H40ZM40 220H39V221H40ZM49 220H50V221H49ZM49 220H48V221L51 222V219H49ZM80 220H81V219H80ZM80 220H76V221H80ZM87 220H88V219H87ZM95 220H96V219H95ZM100 220H102V219H100ZM137 220H138V219H137ZM170 220H171V221H174V220H175V219L172 220V215H171V218H169V222H168V221H165V222H166V223L168 222V223L170 224ZM192 220H193V218H192ZM194 220H195V219H194ZM202 220H203V219H202ZM205 220H203V221H205ZM213 220H214V219H213ZM0 221H1V220H0ZM20 221H21V220H20ZM20 221H19V222H20ZM44 221H46V220H43V222H44ZM74 221H73V222H74ZM132 221H133V220H131V222H132ZM134 221H135V220H134ZM139 221H142V220H139ZM151 221H152V220H151ZM157 221H158V220H157ZM175 221H176V220H175ZM179 221H181V220H178V222H179ZM195 221H197V220H195ZM195 221H193V222H195ZM203 221H202V225L204 224ZM211 221H212V220H211ZM214 221H215V220H214ZM225 221H226V220H225ZM227 221H228V220H227ZM235 221H236V220H235ZM5 222H6V220H5ZM19 222H18V223H19ZM31 222H32V221H31ZM43 222L40 221V223H43ZM46 222H47V221H46ZM59 222H60V224H61V221H59ZM131 222H130V223H131ZM154 222H155V221H154ZM154 222H153V223H154ZM189 222L187 223L188 225H189ZM193 222H192V225H194ZM198 222L200 223V220H199ZM198 222H195V223H198ZM209 222H210V221H209ZM0 223L2 224V222H0ZM12 223H13V222H12ZM21 223H22V221H21ZM21 223H20V224H21ZM26 223L30 224L28 221H26L25 223H23L24 225L21 224V226H20V225L18 224V225L20 226V228H19V227H18V228L21 229L22 226H24V227L27 226L28 224L25 225ZM35 223H38V222L36 221ZM63 223H64V222H63ZM63 223H62V224H63ZM75 223H76V222H75ZM87 223H88V222H87ZM97 223H98V221H97ZM100 223H102V222H100ZM133 223H134V222H132L131 225H133ZM148 223H149V222H148ZM166 223H164V224H166ZM173 223H174V222H173ZM180 223H181V222H180ZM184 223H185V221H184ZM213 223H214V222H213ZM217 223H218V222H217ZM232 223H233V222H232ZM240 223H241V222H240ZM1 224H0V261L3 260V259H5L6 262H8V263H6V264H12L11 261H10L11 263L9 262L10 259L7 261V258H4V256H3V255H4V251H5V249H6V243H7L8 241L6 242L7 236H6V239H5V238H4V235H3V234H4V233H3V230H4V232H6V231H5L6 228L4 227V229H3V225H1ZM4 224H5V223H4ZM6 224H7V223H6ZM15 224H16V223H15ZM31 224H32V223H31ZM44 224L46 225V223H44ZM60 224H56V225L54 224V226L57 227V226L60 225ZM65 224H66V223H65ZM71 224H72V222L69 224L70 227L72 226ZM73 224H74V223H73ZM134 224H135V223H134ZM136 224H137V223H136ZM138 224L140 225L141 223H138ZM155 224H156V226H157V223H155ZM178 224H179V223H178ZM178 224H177V226H178ZM181 224H183V220H182V223H181ZM181 224H179V225H181ZM185 224H186V223H185ZM185 224H184V226H187V225H185ZM209 224H210V223H209ZM211 224H212V222H211ZM219 224H221V223H219ZM219 224L217 225L218 228H219V226H220ZM233 224H234V223H233ZM233 224H232V227H233ZM237 224H239V221H238V222L236 221V228L238 227ZM9 225H10V224H9ZM13 225H14V224H13ZM42 225H43V224H42ZM42 225H41V226H42ZM45 225H43V226H45ZM48 225H49V223H48ZM48 225H47V226H48ZM50 225H51V227L49 228V232H50L51 228H53V227H52V226H53V225H52V222H51ZM78 225H79V224H78ZM95 225H96V224H95ZM95 225H94V226H95ZM100 225H101V224H100ZM100 225H99V228H100ZM105 225H106V224H105ZM114 225H115V224H114ZM118 225H119V224H118ZM142 225L144 226V224H142ZM162 225H163V224H162ZM172 225H173V224H171L170 226L172 227ZM195 225H196V224H195ZM202 225H199V226L201 227ZM221 225H222V224H221ZM226 225H228V224H226ZM230 225H231V224H230ZM230 225H229V226H230ZM4 226H5V225H4ZM7 226H8V225H7ZM7 226H6V227H7ZM16 226H17V224H16ZM16 226H15V227H16ZM32 226L34 227V225H32ZM41 226H39V225L37 224V225H35V228H37V227H41ZM43 226H42V227H43ZM67 226H68V224H67ZM73 226H74V225H73ZM73 226H72V227H73ZM76 226H77V223H76L75 227H76ZM82 226L84 227V225H82ZM88 226H89V225H88ZM154 226H155V225H154ZM166 226L168 227V224H167ZM184 226L182 225V227H181V226H180V227H181V228H184ZM196 226H197V225H196ZM196 226H194V227H196ZM199 226H198V227H199ZM29 227H30V225H29ZM29 227L27 226V228H29ZM42 227H41V228H42ZM70 227H69V228H70ZM78 227H79V226H78ZM92 227H93V226H92ZM96 227H97V226H96ZM96 227H94V228H96ZM161 227H162V226H161ZM171 227H170V229H171ZM191 227H193V226H190V229H191ZM198 227H197V228H198ZM202 227H204V226H202ZM202 227H201V229H202ZM208 227L211 228V225L208 226ZM212 227H213V226H212ZM224 227H225V226H224ZM226 227H227V226H226ZM234 227H235V226H234ZM239 227H240V224H239ZM239 227H238V228H239ZM44 228H45V227H44ZM44 228H42V231H44ZM46 228H47V230H48V227H46ZM46 228H45V229H46ZM59 228H60V227H59ZM67 228H68V227H66V230H67ZM84 228H85V229H83V230H85V232H86V227H84ZM88 228L90 229L91 227H88ZM115 228H117V227H114V229H115ZM136 228H137V227H136ZM142 228H143V227H142ZM144 228H145V227H144ZM147 228H148V226H147ZM156 228H157V227H156ZM156 228H155V229H156ZM158 228H160V227H158ZM173 228H174V226H173ZM186 228H187V227H186ZM188 228H189V227H188ZM188 228H187V229H188ZM197 228H195L194 230L192 229L194 235L196 234V233H195V230H196ZM214 228H215V229H214V231H215V230L217 229V228H216V225L214 226ZM221 228H222V227H221ZM221 228H219V229H221ZM242 228H241V229H242ZM7 229H8V228H7ZM23 229H24V228H23ZM55 229H58V228H55ZM74 229H75V228H74ZM74 229H72V230H74ZM76 229H77V228H76ZM79 229L82 230L81 225H80V228H79ZM89 229H88V230H89ZM91 229H92V228H91ZM96 229H97V228H96ZM96 229H95V231H96ZM103 229H104V228H103ZM103 229H102V230H103ZM129 229H130V228H129ZM129 229H127V230H129ZM132 229H133V228H132ZM139 229H141V228H139ZM148 229H149V228H148ZM161 229H162V228H161ZM205 229H206V228H205ZM207 229H208V228H207ZM226 229H228V227H227ZM10 230H13V229H10ZM31 230H32L31 228H30V229H26V231H31ZM38 230H39V229H38ZM53 230H54V228H53ZM53 230H51V231H53ZM62 230H63V229H62ZM66 230H65V231H66ZM69 230H70V229H69ZM99 230H101V229H99ZM102 230H101V231H102ZM106 230H107V229H106ZM112 230H113V229H112ZM130 230H131V229H130ZM134 230H135V227H134ZM152 230H153V229H152ZM157 230L159 231V229H157ZM166 230H168V229H166ZM171 230H172V229H171ZM198 230L200 231V229H198ZM198 230H197V232H198L197 234L200 233ZM221 230H222V229H221ZM230 230H231V229H230ZM233 230H234V229H233ZM235 230H236V229H235ZM7 231H9V230H7ZM15 231H17V230H15ZM20 231H22V229H21ZM34 231H36V230L34 229ZM34 231H32V233H34ZM40 231H41V230H40ZM65 231H64V232L62 231V232L64 233L63 235H65ZM104 231H105V230L102 231V234H103ZM107 231H108V230H107ZM150 231H151V230H150ZM153 231H154V230H153ZM158 231H157V232H158ZM203 231H204V230H203ZM208 231H209V230H208ZM210 231H211V230H210ZM212 231H213V230H212ZM216 231H217V230H216ZM223 231H224V229H223ZM245 231H246V232H245ZM54 232H56V231H54ZM69 232H72V231H67V232H66V235H68ZM87 232H88V231H87ZM91 232H92V231H91ZM97 232H98V230H97ZM117 232H118V231H117ZM127 232H128V231H127ZM130 232H131V231H130ZM133 232H134V231H133ZM151 232H152V231H151ZM151 232H150V233H151ZM155 232H156V230H155ZM163 232H164V227H163ZM180 232H181V231H180ZM191 232H192V231H191ZM206 232H207V231H206ZM218 232H219V230H218ZM218 232H217V234H218ZM27 233H29V232H27ZM30 233H31V232H30ZM30 233H29V234H30ZM42 233H43V232H42ZM42 233H40V235H44V234L46 233V230H45V233H43V234H42ZM47 233H48V231H47ZM59 233H61V231H60ZM59 233H58V235H59ZM73 233H74V232H73ZM88 233H89V232H88ZM93 233H94V232H93ZM104 233L106 234V232H104ZM118 233H119V232H118ZM118 233H117V234H118ZM128 233H129V232H128ZM131 233H132V232H131ZM131 233H130V234H131ZM134 233H135V232H134ZM136 233H137V232H136ZM139 233H143L142 230H141V232H139ZM153 233H154V232H153ZM166 233H167V232H166ZM173 233H174V232L172 231V233H170V234L175 235V234H173ZM175 233H176V232H175ZM212 233H213V232H212ZM214 233H215V232H214ZM214 233H213V234H214ZM225 233H226V231H225ZM233 233H234V231H233ZM236 233H237V232H236ZM238 233H241V232H239V230H238ZM7 234H8V233H7ZM50 234H52V233L50 232ZM81 234H82V233H81ZM81 234H80V236H81ZM89 234H90V233H89ZM98 234H99V233H98ZM100 234H101V232H100ZM100 234H99V235H100ZM107 234H108V233H107ZM112 234H113V232H112ZM115 234H116V233H115ZM117 234H116V235H117ZM146 234H148V233H146ZM154 234H155V233H154ZM160 234H161V232H160ZM170 234L167 233L165 236H167V235L169 236ZM177 234H178V233H177ZM177 234H176V235H177ZM188 234H189V233H188ZM191 234H192V233H191ZM200 234H201V233H200ZM200 234H199V235H200ZM213 234H212V235H213ZM220 234H221V232H220ZM5 235H6V234H5ZM15 235H16V234H15ZM37 235H38V233H36L35 237H38ZM40 235H39V237H40ZM47 235H48V234H47ZM47 235H44V236L47 237ZM55 235H56V233H55ZM58 235L55 236V239H54V237H53V239H50V242H52V240L55 241L56 238L61 239L60 236H62V237L64 238L63 235H60V236H58ZM69 235H70V234H69ZM69 235H68V237H69ZM73 235H74V234H73ZM87 235H88V234H86V236H87ZM90 235H91V234H90ZM99 235H98L97 237H99ZM135 235H136V234H135ZM140 235H141L140 238H142V235L144 236L145 233H144V234H140ZM152 235H153V234H151V236H152ZM162 235H163V234H161V237H159V238H163L164 236H162ZM185 235H186V233H185ZM185 235H184V237H186ZM189 235H190V234H189ZM189 235H188V237H189ZM199 235H198V236H199ZM205 235H206V234H205ZM218 235H219V234H218ZM225 235H226V234H225ZM19 236H20V235H19ZM71 236H72V235H71ZM86 236H85V237H86ZM103 236H104V235H103ZM105 236H106V235H105ZM125 236H126V235H125ZM129 236H130V235H129ZM149 236H150V235H149ZM149 236H148V237H149ZM159 236H160V235H159ZM170 236H171V235H170ZM170 236H169V237H170ZM181 236H182V235H181ZM207 236H208V235H207ZM209 236H210V235H209ZM219 236H220V235H219ZM221 236H223V234H221ZM238 236H239V235H238ZM241 236H242V235H241ZM241 236H240V238H241ZM2 237H3L4 239H2ZM14 237H16V236H14ZM28 237H29V236H28ZM32 237H34V234H32ZM45 237H44V238H45ZM51 237H52V235H51ZM51 237H50V238H51ZM65 237H66V236H65ZM68 237H67V239L69 240ZM85 237H84V238H85ZM106 237H107V236H106ZM106 237H105V238H106ZM111 237H113V236H111ZM111 237H110V238H111ZM118 237H119V236H118ZM136 237H137V236H136ZM148 237H147V239H149ZM152 237H154V236H152ZM169 237H168V243H167V241H165L167 244L170 243V242H169ZM174 237H175V236H174ZM176 237H177V236H176ZM176 237H175V238H176ZM182 237H183V236H182ZM210 237H213V236H210ZM215 237H217V236L214 235V241L217 240V239H215ZM229 237H230V236H229ZM229 237H228V238H229ZM30 238H31V237H30ZM42 238H43V237H41L40 240H42ZM82 238H83V237H82ZM82 238H79V239H81V240L83 241ZM89 238H90V237H89ZM92 238L94 239V237H92ZM92 238H90V239H92ZM95 238H96V237H95ZM99 238H100V237H99ZM103 238H104V237H103ZM122 238H123V237H122ZM122 238H121V239H122ZM125 238H126V237H125ZM127 238H128V237H127ZM130 238H131V236H130ZM130 238H128V239H130ZM155 238L158 239L157 236H156ZM155 238H154V239H155ZM175 238H174V239H175ZM189 238H190V237H189ZM193 238H194V236H193ZM217 238H218V237H217ZM222 238H223V237H221V239H222ZM243 238H244V237H243ZM13 239H14V238H13ZM24 239H25V238H24ZM36 239L39 240L38 238H36ZM45 239H46V238H45ZM59 239H57V242H60ZM73 239H74V238H73ZM87 239H88V238H86V240H87ZM90 239H89V240H90ZM136 239H137V238H136ZM177 239H179V238H177ZM180 239H181V238H180ZM180 239H179V240H180ZM210 239H212V238H210ZM221 239L219 238V240H221ZM226 239H227V238H226ZM1 240H2V241H1ZM7 240H8V239H7ZM84 240H85V239H84ZM95 240H96V239H95ZM111 240H112V239H111ZM117 240H119V239H117ZM144 240H146V237H145ZM149 240H150V239H149ZM163 240H164V239H163ZM166 240H167V238H166ZM183 240H184V239H183ZM188 240L191 241V238L188 239ZM192 240H193V239H192ZM219 240H218V241H219ZM222 240H223V239H222ZM231 240H233L232 237L229 238V241H231ZM236 240H238V239H236ZM240 240H242V238H241ZM16 241H17V240H16ZM31 241H32V240H31ZM33 241H34V239H33ZM43 241H44V239H43ZM43 241H41V243H40V241H39L38 246H39V244H43ZM64 241H65V240H64ZM64 241H63V242H64ZM74 241H75V240H74ZM105 241H106V240H105ZM123 241H124V240H123ZM128 241H129V240H128ZM131 241H134V240H131ZM135 241H136V240H135ZM155 241H156V240H155ZM157 241H158V240H157ZM157 241H156V242H157ZM175 241H176V240L172 241V243H176L178 240H177L176 242H175ZM190 241H188V243H189ZM210 241H211V240H210ZM224 241L226 242L227 240H224ZM229 241H228V245H227V246H228V247H231V245L229 246V244H230ZM13 242H14V241H13ZM18 242H19V241H18ZM36 242H37V241H36ZM44 242H47V240H45ZM63 242H61V243H63ZM67 242H68V241H67ZM67 242H66V243H67ZM71 242H72V241H71ZM76 242L78 243V240H77ZM89 242H90V241H89ZM102 242H104V241H102ZM107 242H108V240H107ZM119 242H120V241H119ZM138 242H139V241H138ZM145 242H146V241H145ZM147 242H148V241H147ZM156 242H155V243L153 242V243L156 244ZM160 242H162V241H160ZM180 242H181V241H180ZM194 242H195V241H194ZM205 242H206V241H205ZM244 242H245V241H244ZM244 242H242V243L239 242V244H243ZM247 242H246V243H247ZM20 243H21V242H20ZM48 243H49V242H48ZM48 243H46V246L48 245V247H51V246H49L50 243H49V244H48ZM53 243H54V242H53ZM74 243H75V242H74ZM84 243H88V240H87V242H84ZM93 243H94V242H93ZM93 243H92V244H93ZM100 243H101V242H100ZM100 243H99V244H100ZM111 243H113V242H111ZM125 243H126V242H125ZM162 243H163L164 246H163L162 244H161V245H162L163 247H165V243H164V241H163ZM182 243H183V242H182ZM206 243H207V242H206ZM208 243H209V242H208ZM208 243H207V247L204 245L206 248H209V247H210V246L208 247ZM210 243H211V242H210ZM210 243H209V244H210ZM212 243H213V242H212ZM233 243H234V242H233ZM233 243H232V244H233ZM237 243H238V242H237ZM237 243H236V244H237ZM9 244H10V243H9ZM44 244H45V243H44ZM54 244H55V243H54ZM54 244H53V245H54ZM59 244H60V243H59ZM69 244H70V242H69ZM135 244H136V243H135ZM151 244H152V242L150 243V245H151ZM154 244H153V245H154ZM177 244H179V243H177ZM184 244L187 245L186 241H185L183 244H181V245H184ZM190 244H192V246H193L194 248L196 247V246L193 245V241H192V243L190 242L189 245H190ZM213 244L215 245V242H214ZM213 244H212V245H213ZM223 244H224V243H223ZM244 244H245V243H244ZM247 244H249V243H247ZM13 245H14V244H13ZM20 245H21V244H20ZM22 245H24V244H22ZM36 245H37V244H35V246H36ZM51 245H52V244H51ZM66 245H67V244H66ZM70 245H71V244H70ZM70 245H67L66 247H70ZM78 245H79V244H78ZM80 245H81V244H80ZM85 245H86V244H85ZM85 245H84V246H85ZM93 245H94V244H93ZM93 245H92V246H93ZM95 245H96V244H95ZM95 245H94V246H95ZM108 245H111V244H108ZM117 245H119V244H117ZM129 245H130V244H129ZM140 245H141V244H140ZM144 245H145V244H144ZM153 245H151L150 247H152ZM161 245H160V246H161ZM172 245H173V247L176 246V245L174 246V244H172ZM172 245L170 244V246H172ZM234 245H235V244H233L232 246H234ZM18 246H19V245H18ZM40 246H41V245H40ZM43 246H44V245H43ZM55 246H56V244H55ZM57 246L59 247L58 244H57ZM61 246H62V244H61ZM63 246H64V243H63ZM63 246H62V247H63ZM74 246H76V244H75ZM74 246H73V247H74ZM81 246H82V245H81ZM84 246H83V248H85ZM90 246H91V245L89 244V247H90ZM99 246H100V245H99ZM135 246H136V245H135ZM135 246H133V244H132V247H135ZM148 246H149V245H148ZM156 246H157V245H156ZM170 246H169V247H170ZM204 246L202 245V248H203ZM225 246H226V245H225ZM225 246H224V249H225ZM250 246H251V245H250ZM12 247H13V246H12ZM24 247H25V245H24ZM58 247H57V248H58ZM71 247H72V246H71ZM77 247H78V246H77ZM79 247H80V246H79ZM79 247H78V248H79ZM86 247H87V245H86ZM112 247H113V246H112ZM119 247H120V246H119ZM126 247H127V246H126ZM128 247H129V246H128ZM130 247H131V246H130ZM132 247H131V248H132ZM146 247H147V246H146ZM150 247H148V248H150ZM153 247H154V249H155V246H153ZM158 247H159V244H158ZM184 247H185V246H184ZM187 247H188V246H187ZM205 247H204V248H205ZM253 247H252V248H253ZM16 248H17V247H16ZM18 248H19V247H18ZM26 248H27V247H26ZM40 248H43V249H44L45 247H40ZM57 248H56V249H57ZM75 248H76V247H75ZM81 248H82V247H81ZM90 248H91V247H90ZM98 248H100V247H98ZM141 248H142V247H141ZM175 248H176V247H175ZM190 248H191V246H190ZM222 248H223V247H222ZM252 248H251V249H252ZM12 249H13V248H12ZM22 249L24 250V248H22ZM31 249H32V248H31ZM33 249H34V248H33ZM46 249H47V248H46ZM49 249L51 250V248H49ZM52 249H53V248H52ZM87 249H88V248H87ZM125 249H126V248H125ZM134 249H135V248H134ZM144 249H146V248H144ZM151 249H152V248H151ZM157 249H158V248H157ZM163 249L165 250V248H163ZM166 249H167V248H166ZM182 249H183V248H182ZM229 249H230V248H229ZM231 249H232V247H231ZM231 249H230V250H231ZM15 250H16V249H15ZM19 250H20V249H19ZM27 250H30V249L28 248ZM27 250H26V251H27ZM35 250H36V247H35ZM35 250H32V251L34 252ZM68 250L70 251L71 249L68 248ZM77 250H78V249H77ZM81 250H82V249H81ZM135 250H136V249H135ZM135 250H134V251H135ZM149 250H150V249H149ZM158 250H160V252H162V251H161V247H160V249H158ZM177 250H178V248L176 249V252H175V250H174V252H175V253H178ZM199 250H201V249H199ZM204 250H205V252H206L207 249H204ZM218 250H219V249H218ZM232 250H233V249H232ZM232 250H231V251H232ZM13 251H14V250H13ZM16 251H17V250H16ZM40 251H41V250H40ZM40 251H39V252H40ZM42 251H43V250H42ZM48 251H49V250H48ZM51 251H52V250H51ZM55 251H56V250H55ZM58 251H59V253H62V252H60V249H58ZM62 251H64V250H62ZM71 251H72V250H71ZM75 251H76V250H75ZM86 251H88V250H86ZM93 251H94V249H93ZM120 251H121V250H120ZM124 251H125V250H124ZM128 251H130V250H128ZM136 251H137V250H136ZM145 251H146V250H145ZM156 251H157V250H156ZM156 251H154V253H156ZM189 251H190V250H189ZM193 251H194V252H193ZM196 251H197V250H196ZM196 251H195V249H193V250H192V252H193L192 255H193V254L195 255V252H196ZM222 251H223V249H222ZM224 251H225V250H224ZM224 251H223V252H224ZM233 251H234V250H233ZM249 251H250V250H249ZM19 252H21V251H19ZM30 252H31V251H30ZM37 252H38V251H37ZM52 252H53V251H52ZM65 252H66V251H65ZM78 252H79V251H78ZM83 252H84V250H83ZM83 252L81 251L82 255H83ZM88 252H90V251H88ZM108 252H109V251H108ZM122 252H123V250H122ZM122 252H121V254L124 253V252H123V253H122ZM138 252H139V251H138ZM158 252H159V251H158ZM165 252H166V251H165ZM165 252H164V254H165ZM197 252H198V251H197ZM203 252H204V251H202V253H203ZM218 252H219V254H220V251H218ZM227 252H228V251H227ZM227 252H225V253H226L227 256H230V257H228V258L230 259V258H231V255H229L230 253L228 254ZM250 252H251V251H250ZM5 253H6V252H5ZM9 253H10V252H9ZM12 253H13V252H12ZM14 253H16V252H14ZM23 253H24V252H23ZM28 253H29V252H28ZM35 253H36V252H35ZM59 253H57V254H59ZM74 253H75V252H74ZM101 253H102V252H101ZM117 253H118V251H117ZM130 253H131V251H130ZM130 253H129V254H130ZM142 253H144V251H143ZM142 253H141V254H142ZM149 253H150V252H149ZM149 253H148V255H149ZM154 253H153V255L158 256V253H157V254H154ZM199 253H200V251H199ZM31 254H32V252H31ZM33 254H34V253H33ZM37 254H39V253H36V255H37ZM43 254H44V253H43ZM52 254H53V253H52ZM62 254L64 255V252H63ZM92 254H93V253H92ZM106 254H107V253H106ZM129 254H128V255H129ZM144 254H145V253H144ZM144 254H143V256H145ZM146 254H147V252H146ZM178 254H179V253H178ZM178 254H177V256H178ZM181 254H182V256H180V257H182L183 260H180V258H179L178 260H180L181 263H182V261H185V259L187 258V257H186V254L188 255V254H190V253H186V254H184L185 256H183V253H180L179 255H181ZM200 254H201V253H200ZM200 254H198V256H199ZM203 254H204V253H203ZM216 254H218V253H216ZM216 254H215V255H216ZM232 254H233V252H232ZM234 254H235V253H234ZM234 254H233V256H234ZM5 255H6V254H5ZM15 255H17L16 257H18V254H15ZM47 255H48V254H47ZM53 255H54V254H53ZM63 255H62V256L60 255V256H61V257H64L65 255H64V256H63ZM66 255H67V254H66ZM82 255H79V256H82ZM85 255H86V254H85ZM85 255H83V256H85ZM88 255H89V254H88ZM131 255H132V254H131ZM131 255H129V256H131ZM139 255H140V254H139ZM148 255H147V256H148ZM150 255L152 256V253H150ZM192 255H190L191 258H192ZM212 255H214V254H212ZM220 255L223 256V257H222L223 259H225V260L228 259L227 256H224V254H223L222 252H221ZM236 255L239 257L238 254H236ZM23 256H26V257H27V254H26V255L24 254ZM39 256H40V255H39ZM67 256H68V255H67ZM74 256H75V255H74ZM76 256H77V255H76ZM91 256H92V255H91ZM119 256H120V255H119ZM174 256H175V254H174ZM177 256H176V258H177ZM195 256H197V255H195ZM195 256H194V258H196ZM218 256H219V255H218ZM233 256H232V257H233ZM251 256H250V257H251ZM5 257H6V256H5ZM7 257H8V256H7ZM16 257H15V258H16ZM32 257H35V256H32ZM43 257H45V255H44ZM51 257H52V256H51ZM53 257H55V256H53ZM61 257H59V259H60ZM125 257H126V256H125ZM131 257H132V256H131ZM149 257H150V256H148V258H149ZM162 257H163V256H162ZM206 257H207V256H206ZM219 257H220V256H219ZM224 257H226V258H224ZM241 257H243V256H241ZM84 258H85V257H84ZM99 258H100V257H99ZM116 258H117V257H116ZM137 258H138V257H137ZM145 258H146V257H145ZM160 258H161V256H160ZM182 258H181V259H182ZM207 258H208V257H207ZM213 258H214V257H213ZM213 258H212V256H211V259H212V260H213ZM216 258H218V257H216ZM222 258L220 257V259H222ZM234 258L236 259L237 257L234 256ZM243 258H246V257H243ZM16 259H17V258H16ZM22 259H23V257H22ZM22 259H21V260H22ZM27 259H28V258H27ZM35 259H38V257H35ZM48 259H49V258H48ZM52 259H54V258H52ZM72 259H73V258H72ZM76 259H78V258H76ZM80 259H81V258H80ZM96 259H97V258H96ZM121 259H122V258H121ZM131 259H132V258H131ZM134 259H136V257H135ZM146 259H147V258H146ZM146 259H144V262H145ZM157 259H158V257H157ZM188 259H190V258L188 257ZM200 259H202V258H200ZM200 259L196 258L195 261H196V260L198 261V260H200ZM209 259H210V258H208L206 261H208ZM23 260H24V259H23ZM25 260H26V259H25ZM30 260H31V259H30ZM33 260H34V259H33ZM41 260H43V259L41 258ZM78 260H79V259H78ZM93 260H94V258H93ZM93 260H90V261H93ZM101 260H102V259H101ZM103 260H104V259H103ZM141 260H142V259H141ZM147 260H148V259H147ZM147 260H146V261H147ZM149 260H150V259H149ZM152 260H153V259H152ZM163 260H164V259H162V261H163ZM170 260H171V262H174V261H175L174 258H173V261H172V258H171ZM178 260H177V261H178ZM191 260H192V259H191ZM225 260H222V262H224ZM14 261H16V260H14ZM14 261H13V263H14ZM35 261H36V260H35ZM35 261H34V262H35ZM43 261H44V260H43ZM47 261H48V263L51 262V261L49 262V260H47ZM60 261H62V259H61ZM60 261L58 260V262H60ZM63 261H64V260H63ZM63 261H62V263H63ZM65 261H66V260H65ZM72 261H73V260H72ZM75 261H77V260H75ZM75 261H73V262H75ZM90 261H89V262H90ZM110 261H111V260H110ZM135 261H136V260H135ZM165 261H166V260H165ZM180 261H178V263H179ZM186 261H187V260H186ZM218 261H219V260H218ZM218 261H217V259H216V261H215V259H214V261H213L212 264H222L221 261H219V262H218ZM236 261H239V260L236 259ZM242 261H243V260H242ZM242 261H239V262H241V264H242ZM244 261H245V260H244ZM19 262H20V260H19ZM30 262H31V261H30ZM52 262H53V264H54V261H52ZM56 262H57V259H56ZM66 262H67V261H66ZM73 262H72V263H73ZM78 262H79V261H78ZM84 262H85V261H84ZM133 262H134V261H133ZM133 262H132V263H133ZM153 262H154V261H153ZM189 262H190V261H189ZM189 262H188V264H189ZM193 262H194V261H193ZM193 262H192V263H193ZM199 262H200V261H198V264H199ZM203 262H204V261H203ZM203 262H202V264H203ZM208 262H209V261H208ZM228 262H229V260H228ZM239 262H238V263H239ZM15 263H16V262H15ZM27 263H29V262H27ZM32 263H33V262H32ZM32 263H31V264H32ZM98 263H99V262H98ZM108 263H109V261H108ZM124 263H125V262H124ZM130 263H131V262H130ZM132 263H131V264H132ZM146 263H150V262L147 261ZM156 263H158V262L156 261ZM160 263H161V261H160ZM164 263H165V262L163 261V264H164ZM176 263H177V262H176ZM184 263H186V262H184ZM194 263H195V262H194ZM194 263H193V264H194ZM226 263H227V262H226ZM17 264H18V263H17ZM24 264H25V263H24ZM35 264H36V263H35ZM44 264H47V262H45ZM56 264H57V263H56ZM59 264H61V263H59ZM67 264H68V263H67ZM78 264H80V263H78ZM86 264H87V263H86ZM103 264H104V263H103ZM109 264H111V263H109ZM117 264H119V263H117ZM142 264H143V263H142ZM144 264H145V263H144ZM150 264H151V263H150ZM154 264H155V263H154ZM158 264H159V263H158ZM170 264H172V263H170ZM179 264H180V263H179ZM186 264H187V263H186ZM195 264H197V263H195ZM204 264H205V263H204ZM206 264H207V263H206ZM208 264H211V263H208ZM223 264H224V263H223ZM227 264H228V263H227ZM229 264H230V263H229ZM231 264H232V263H231ZM234 264H235V263H234ZM245 264H249V263H246V262H245Z\"/></svg>",
	"mask_w": 264,
	"mask_h": 264
}]
</instances>
